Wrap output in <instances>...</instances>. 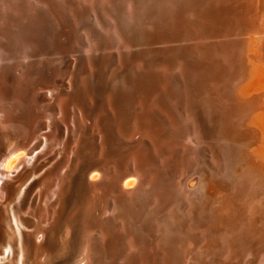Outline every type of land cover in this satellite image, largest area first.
Returning a JSON list of instances; mask_svg holds the SVG:
<instances>
[{
	"label": "rangeland",
	"instance_id": "374dc122",
	"mask_svg": "<svg viewBox=\"0 0 264 264\" xmlns=\"http://www.w3.org/2000/svg\"><path fill=\"white\" fill-rule=\"evenodd\" d=\"M4 1V2H3ZM51 1V2H50ZM58 1H60V0H58ZM57 0L55 1V0H0V13L2 12V9L3 10H5V11H3V20H1V18H0V23L2 22V21H4V20H6V21H4V22H2L1 24H0V39L2 40V39H5V35H6V32L7 31H9L10 32V30H12L13 28V30H16V31H13V32H17L16 34H21L19 37H22V38H18L19 39V41L21 40V41H23L24 40V38L23 37H26L27 39H25L24 41H28L29 42V44H30V41H32V45L30 46L29 44H28V42L27 43H25L24 41H23V43L20 41H16L14 44H11V46L10 47H12V48H9L7 51L8 52H3L2 54H0L1 55V57H0V59L2 60L1 62H2V64L5 62V64H8V65H5V64H3V66H1L2 64H1V62H0V111L1 112H4V114H6V115H11L12 116V118H10L9 116V118L11 119L10 121H8V122H5L4 123V125L5 124H7L8 125V127L5 125V126H3V124H1V122L3 121V119H0V152L5 148V146L7 147L8 146V148H10L9 147V145L12 147V146H16V144H18V143H20V141H21V143L22 142H24V141H22L23 140V137H22V132H27V134L29 135V133H30V138H32V139H34V140H32V142L27 146V147H25V148H27V149H23V148H21V149H19L18 151H17V154H19V155H22L23 156V160L25 161H23L22 162V165L20 164V166L18 167L17 166V169H15V170H10L9 171V173H11L10 174V176L11 177H14L15 179H10V180H8V182H7V186L9 185L10 186V184L12 185L14 182H15V180H16V177L17 176H22V175H25V173H29L31 170H32V168H36L37 166H38V170L36 171L37 173H36V176H35V181H39V182H41V181H43V180H45V185H44V188H43V191L45 192V193H47L46 195H43L42 197H41V199H39V196H38V193H36V191L35 190H33V192L32 193H30L31 195H30V198H29V200H32L31 201V203H32V208L33 209H35V208H45V209H47V212L46 213H44V219H43V221H42V223H41V226H42V229L43 230H45V231H43V232H45V234H47V235H49L50 233H49V228L51 227V223H52V215H53V209H55L56 207H54L55 205L54 204H52V199L48 196V195H50L49 193V191H53V189L55 188V184H61L62 183V185L64 186H66L67 185V183H68V180L70 179V177H72V176H74V174H76V172L77 171H74V169H75V167H77V165L78 164H80L81 165V161L83 160V155H84V150H85V148H83V147H81V145H79V146H76V142L75 143H73V144H71V142H73V140H74V138H75V140L74 141H76V139L80 136V135H78V137H77V135H75V136H73V139H72V137H71V140H70V135H68L69 136V138H68V136H66L65 137V135H66V131L64 130L65 128V126L58 120V118H60V116H59V114H57V111H56V108H57V103L59 102V96H60V99H63V98H66V99H63V100H66V101H64V103H63V105H65V103L66 102H68V103H66V106L68 107V109L66 108V106H63L62 105V107H65V108H63V111H64V113H65V115H67V116H65V120H67V122L65 121V124H67L71 129H74V126H73V124L71 123V121H73L74 120V123H75V127L81 132H83V135L84 136H81L82 138L83 137H85V138H83V139H81V140H79V142H81L82 140H86L87 138H86V136L88 137V135H89V137H88V139L86 140V143H90L92 146V148H90V149H92L93 151H94V149H95V151L93 152V154H92V157H93V160L94 159H96V160H99L98 162H96L95 163V165H93V166H90L91 167V172H89L88 174H86V176L84 175V177L82 176V184L83 185H86V184H88L89 182H91L92 180H93V182L95 183V186H96V188H97V190H99L98 192H101L100 193V195L103 193L104 195H103V199H106V201L105 200H103L102 199V195L100 196V195H98V197L100 196L101 197V199H100V197L99 198H97V203L98 204H100L101 206H103L102 208H104V210H105V212H107V214L102 218V219H100L99 218V216H98V214H97V219H100L101 220V222L102 223H104V224H106L105 226L108 228V230H107V232H108V237H110L109 239H112V248H111V250L113 251V253L115 254V255H113V258H111V259H108V260H104L103 261V259H102V256H103V254L106 252V249H103L104 247H105V245H103V243H101V239H99V235L97 234V226H94V227H91L87 232L88 233H86V234H84V236L86 235H88L86 238H88L89 239V242H88V244L90 245V246H92V248H93V254H92V258H91V264H117L118 262V264H121V262L122 261H125L126 260V258H128V257H133V259H132V261L130 262V263H132L133 262V264H143L142 263V260L145 258V256L147 255V257L149 256V258H148V264H257L259 261H262V264L264 263L263 261H264V255H263V253H264V220H262L263 218L261 217L260 219H259V217H257L258 215H257V213H258V210L259 209H261L260 211H262V210H264V207L262 206V204L264 203V201L262 200V198L264 199V184H262V182L264 183V176L262 175V172L261 171H258V169H255V167L253 168L252 166H249V163H250V161H249V158H250V155H249V150L251 151V150H253V149H256L257 147L259 148V146H257V145H259L260 143H259V141L260 140H262V137L264 136V134H263V132H262V135H261V132L260 131H257V133H258V135H255V134H253L252 132H250V131H248V130H251L250 129V127L248 126V124H247V122H245V121H249V119L254 115L253 113H256L255 111L257 110V108H256V106H254V105H250L251 107L249 108V107H247V109L246 108H240V111L241 110H243V111H239V109H238V112H237V108H234V109H232V107H231V105H233L232 103H231V100L232 101H236L237 99L236 98H233V95H234V97H236L235 95H236V93H237V90L241 87L242 88V86L244 85V84H246L245 82H247L246 81V72H245V66L242 68V70L239 72H237L236 74L235 73H233L232 72V70H229L230 68H232V63L231 62H233L231 59H232V57H229L230 55L229 54H232V52H233V50L235 49H237L238 51H240L241 53H243V52H245V42H246V40H248V39H245L246 37H248V35L247 34H245V33H247L246 31H242V29L240 28V24H238V21L236 20V19H238L237 17L239 16V13H240V7H241V5L244 3V0H239V2H240V4H239V2H238V4H237V1L238 0H229V1H225V0H223V4H225L226 5V3H227V7L225 6V5H222V0H193V1H191V0H104V2H103V0H73V2H74V4H73V7H74V10H75V12H77L78 10L77 9H79V11L77 12V15L75 14V17H77V16H79V14L81 15V16H79V17H77V18H73L72 20H71V14H68V12L69 13H71L70 11H68V10H65V9H61V5H60V2H58ZM62 1H65V0H62ZM68 1V0H67ZM72 1V0H71ZM78 1V2H77ZM80 1V2H79ZM113 2V3H111V2ZM120 3H119V2ZM130 1V2H129ZM154 1V2H153ZM185 1V2H184ZM214 1H216V2H213ZM221 2V4H220V2ZM233 2L237 7H235V5L233 4L232 6L230 5L231 4V2ZM20 4H19V3ZM28 2H30V3H28ZM37 2V3H36ZM40 2V4H38ZM48 2V4L50 3V4H54V5H56V6H52V7H54V9L56 8H58L59 10H56L55 12H54V10H52L53 11V13L54 14H58L59 15V13H57V11L59 12L60 11V14H61V16L60 17H62V18H59V20H62V23H63V25H62V27L63 26H65V24L64 23H66L67 25L64 27L65 28V31L66 32H64V28L61 30V28H60V30L61 31H63V32H59V33H57V37L55 38L54 36H52V32L50 31L49 32V34L47 33V37H46V39H44L43 38V40H42V32H43V30H44V27H42V26H48V27H51L49 24H50V22H52L53 23V20L52 21H44L43 20V15L41 14V13H39L40 11H36L37 9H39V6L41 7V6H43V7H46L44 4H46ZM53 2V3H52ZM109 2V3H108ZM122 2V3H121ZM204 2H207V3H205L206 5H204ZM210 2H212V3H210ZM230 2V3H229ZM242 2V3H241ZM27 3H28V5L29 6H31V7H29L28 5H27ZM44 3V4H43ZM59 5H57V4ZM111 3V4H110ZM131 4V6H129L130 4ZM229 3V4H228ZM14 4V5H13ZM16 4V5H15ZM80 4H82L81 6H79ZM107 4V5H106ZM124 4V5H123ZM178 4V5H177ZM185 4V5H184ZM186 4H187V6H186ZM192 4V5H191ZM212 4V5H211ZM215 5V7H214V5ZM219 4H220V7H219ZM3 5V6H2ZM75 5V6H74ZM77 5H78V7H80V8H78L77 7ZM90 7H88V6ZM112 5V6H111ZM119 5V6H118ZM122 5V6H121ZM136 5H138V6H136ZM203 5V6H202ZM219 7V9H217V6ZM25 6V7H24ZM29 8V10H30V12L31 13H29V10L27 9V10H25L24 8H27V7ZM233 6H234V8H233ZM24 7V8H23ZM35 7H37V8H35ZM77 7V8H76ZM121 8V10L119 9V8ZM126 7V8H125ZM127 7L129 8L128 10H127ZM145 7V8H144ZM166 7V8H165ZM192 7V8H191ZM209 9H208V8ZM210 7L212 8V9H214L213 10V12L211 11L212 9H210ZM224 7V8H223ZM230 7V8H229ZM18 8V9H17ZM20 8V9H19ZM23 8V9H22ZM31 8H32V10H31ZM87 8V9H86ZM89 8V9H88ZM92 8V9H91ZM125 9V10H122V9ZM188 8V9H187ZM196 8V9H195ZM208 9V10H206V9ZM216 8V9H215ZM222 8L224 9V10H222ZM232 8V9H231ZM50 9V8H49ZM61 9V10H60ZM135 9V10H134ZM160 11H159V10ZM185 9V10H184ZM195 11H194V10ZM199 9V10H198ZM202 9V10H201ZM203 9H205L204 11H203ZM220 9H221V11H220ZM87 10V11H86ZM91 10V11H90ZM113 10V11H112ZM118 10V11H117ZM133 10V11H132ZM181 10V11H180ZM226 10H228V14H229V12L231 11L232 12V14L234 13V15L236 14H238L237 16H236V18L234 17V15H229L228 17H227V15L228 14H226L227 13V11ZM234 10V11H233ZM19 11V12H18ZM22 11V12H21ZM24 11V12H23ZM26 11V12H25ZM104 11V12H103ZM112 11V12H111ZM122 11H124V12H122ZM126 11V12H125ZM175 11H176V13H175ZM192 11V12H191ZM208 11V12H207ZM209 11L211 12V14L213 15H211L210 13H209ZM215 11H218V12H215ZM5 12V13H4ZM17 12V13H16ZM34 12V13H33ZM67 14H66V13ZM83 12H87L86 14L85 13H83ZM92 12V13H91ZM93 12H95V13H93ZM98 12V13H97ZM129 12V13H128ZM178 12H180V13H178ZM198 12V13H197ZM202 12V13H201ZM206 12H207V14L208 15H206ZM223 12H224V14H223ZM25 13V14H24ZM28 13V14H27ZM36 13L38 14V15H36ZM52 13V12H51ZM91 15H90V14ZM100 13H101V15H100ZM217 13V16L219 17V19L217 18V16L215 15ZM221 15V13L223 14V15H225V16H219V14ZM16 14V15H15ZM20 14V15H19ZM22 14H24V16L22 15ZM31 14V15H30ZM65 14H66V16H65ZM83 14V15H82ZM89 15V17H88V15ZM94 14V15H93ZM104 14V15H103ZM107 14V15H106ZM166 16H165V15ZM203 14H205V15H203ZM210 14V15H209ZM29 15V16H28ZM34 15H36V17L34 16ZM39 15H40V18H39ZM67 15H68V17H67ZM85 15V16H84ZM161 15V16H160ZM184 15V16H183ZM186 15V16H185ZM194 15H196L195 17H194ZM6 16V17H5ZM21 16V17H20ZM53 16H55V15H53ZM96 16H97V18H96ZM114 16V17H113ZM198 16H199V18L201 19V21H199V19H198ZM205 17V19H204V17ZM208 16H211V17H209L208 18ZM214 16L216 17V21H214L215 19H214ZM5 17V18H4ZM28 17H29V19H31V20H29L28 19ZM33 19H37V20H33ZM43 17V18H42ZM64 17V18H63ZM80 17H81V19H80ZM82 17H85V20L82 18ZM92 17V18H91ZM105 17V18H104ZM110 17V18H109ZM136 17V18H135ZM148 17V18H147ZM160 17V18H159ZM181 17V18H180ZM187 17V18H186ZM212 17H213V19H212ZM68 18L70 19V21L71 22H73V24H71L70 22H69V20H68ZM95 18H96V20H95ZM131 18V19H130ZM191 20H189V19ZM196 18V19H195ZM202 18H203V20H202ZM208 18V19H207ZM221 18H223L222 20H226L225 21V23H224V21L222 22V20H221ZM226 18V19H225ZM231 18V19H230ZM232 18L234 19V20H232ZM17 19V20H16ZM23 19V20H22ZM27 19V20H26ZM66 21H65V20ZM83 19V20H82ZM91 20V21H89V20ZM108 19V20H107ZM143 21H142V20ZM187 19V20H186ZM211 19V21L213 20L214 22H216V23H213L212 22V24H211V22L210 21H208V20H210ZM231 21L230 23H228V24H226L227 22H229V20ZM22 20V21H21ZM39 20V21H38ZM41 20V21H40ZM98 20H99V23H101V24H99L98 23ZM104 20V21H103ZM179 20H184V22H181V21H179ZM195 20V22H193V21ZM208 22H207V21ZM218 20V21H217ZM220 20H221V22L223 23H221L220 22ZM228 20V21H227ZM19 21V22H18ZM28 23V25L25 23ZM77 21H78V23H77ZM83 21V22H82ZM92 21H94V24H95V21H97V23L94 25L93 24V22ZM106 21V22H105ZM29 27V29H28V32L29 33H32V35L34 34V36H31V34L30 35H27L28 34V32L26 31V29L28 28L24 23ZM33 22V23H32ZM34 22L36 23V24H34ZM43 22H46L47 24H45V23H43ZM59 22H61V21H59ZM75 22V23H74ZM79 22H81V24L79 23ZM88 22V23H87ZM89 22H90V24H89ZM92 22V23H91ZM111 22V23H110ZM146 22H147V24H146ZM203 23V25H202V23ZM205 22H207L206 24H205ZM210 22V23H209ZM220 22V23H219ZM233 22V24H231ZM237 22V23H236ZM19 23H20V26H19ZM32 25H31V24ZM114 23V24H113ZM189 23H191L190 25H189ZM201 23V24H200ZM2 24L3 25H5V26H3V27H1L2 26ZM14 24V25H13ZM18 24V25H17ZM21 24H22V26H21ZM23 24H24V27H23ZM44 24V25H43ZM70 24V25H69ZM76 24V25H75ZM79 24V25H78ZM114 26V28H115V30L113 29V27L111 26ZM134 24V25H133ZM179 24V25H178ZM218 24H220V25H218ZM231 24V25H230ZM8 25V26H7ZM10 25H12V26H10ZM36 25V26H35ZM87 25V26H86ZM94 25V26H93ZM96 25H98V27H102L101 28V30H99L100 28H98ZM102 25V26H101ZM132 25V26H131ZM147 25V26H146ZM188 26L187 28H185L186 26ZM192 25V26H191ZM201 25V26H200ZM206 25V26H205ZM208 25H209V27H208ZM216 25V26H215ZM221 25L223 26V29L221 28ZM226 25V26H225ZM14 26H17V27H21L20 28V32L19 31H17V29H19V28H17V27H14ZM32 26V27H31ZM42 28H41V27ZM47 26L45 27V28H47ZM73 26H75V27H77L78 28V30H77V28L75 29V27L73 28ZM80 26V27H79ZM81 26H83V27H81ZM89 26V27H88ZM105 26V27H104ZM107 26V27H106ZM127 26V27H126ZM199 26V27H198ZM203 26V29L202 30H206L205 31V33L207 32V34H205L202 30H201V27ZM210 26H212V27H214L215 26V28H212V27H210ZM229 26H231V27H233L231 30H230V28L231 27H229ZM236 26V27H235ZM5 27V28H4ZM8 27V28H7ZM10 27H12V28H10ZM23 27V28H22ZM26 27V29H24ZM88 27V28H87ZM109 27L111 28V30L109 29ZM121 27V28H120ZM205 27V28H204ZM219 27V28H218ZM237 27H239L240 29L238 30V28ZM2 28V29H1ZM34 28V29H33ZM40 28H41V30H40ZM72 28V29H71ZM93 30H92V29ZM96 28V29H95ZM119 28V29H118ZM177 28V29H176ZM199 28H200V30H199ZM207 28V29H206ZM209 28V29H208ZM210 28H212V30H210ZM234 28H236V31H234L235 29ZM37 29H39V30H37ZM68 29H70V30H68ZM82 29V30H81ZM89 29V30H88ZM109 29V30H108ZM112 29H113V32H112ZM143 29V30H142ZM146 29V30H145ZM150 29V30H149ZM187 29V30H186ZM192 29V30H191ZM194 29V30H193ZM216 30L215 32H214V35H210L211 33H210V31H214V30ZM224 29L226 30V31H224ZM23 30V31H22ZM68 30V31H67ZM78 31V33H75V31ZM80 30H81V32H80ZM142 30V31H141ZM228 30H230V31H233V32H231V33H228V35L226 34L225 35V33H227V32H230V31H228ZM3 31V32H2ZM26 31V32H25ZM34 31V32H33ZM37 31H38V33H37ZM41 31V33L39 34V32ZM91 31L93 32V34H90L91 33ZM96 33H95V32ZM103 31V32H102ZM115 31V32H114ZM131 31V32H130ZM146 31V32H145ZM156 33H155V32ZM173 31V32H172ZM187 31V32H186ZM196 31V32H195ZM200 31H202L201 33H200ZM222 31V32H221ZM223 31H224V33H223ZM12 32V31H11ZM36 32V33H35ZM70 32H71V34L73 35V33L76 35H78L77 37L75 36V35H71L70 34ZM87 32V33H86ZM90 32V33H89ZM111 32V33H110ZM136 32V33H135ZM144 32V33H143ZM175 32V33H174ZM186 32V33H185ZM241 34H240V33ZM26 33V34H25ZM61 33H63V34H61ZM66 33H69V35H70V37L72 38V39H70V38H67V39H65L64 37V35H67L68 36V34H66ZM81 33V34H80ZM82 33H83V35H82ZM88 33L90 34V35H88ZM103 33V34H102ZM123 33V34H122ZM150 33V34H149ZM177 33H179L178 35H177ZM189 33V34H188ZM195 33H198V35L197 34H195ZM204 33V34H203ZM221 33V34H220ZM224 34V36H226V37H224V36H221V35H223ZM232 33H234V34H232ZM237 33V34H236ZM36 34H38V36L36 35ZM97 34V35H96ZM110 34H112L111 36H110ZM115 34V35H114ZM140 34V35H139ZM152 34V35H151ZM163 34V35H162ZM210 35V37H209V35ZM216 34V35H215ZM217 34H218V36H217ZM235 34L237 35V36H235ZM24 35V36H23ZM79 35H80V37H79ZM85 35H86V38H83V36L85 37ZM93 37H92V36ZM96 35V36H95ZM100 37H99V36ZM108 35V36H107ZM157 35V36H156ZM185 35V36H184ZM187 35L188 36H191V37H188L187 38ZM233 35V36H232ZM242 35V36H241ZM50 36H52V37H50ZM63 36V38H61ZM82 36V37H81ZM88 36H89V38H88ZM94 36H95V39L99 42H97V41H94L95 39H94ZM104 36V37H103ZM115 36H117V37H115ZM146 36H148V37H146ZM154 38H153V37ZM167 36V37H166ZM173 36V37H172ZM194 36V37H193ZM206 36H208V38L206 37ZM30 37V38H29ZM41 39V41L39 42L38 40H40L39 38ZM48 37H50V38H48ZM76 37V38H75ZM78 37H79V39H78ZM120 37H122L123 39H121ZM165 37V38H164ZM170 37V38H169ZM196 37H197V39L198 40H196ZM215 37V38H214ZM232 37V38H231ZM243 37V38H242ZM245 37V38H244ZM31 38H33V39H31ZM36 38V39H35ZM38 38V39H37ZM48 38V39H47ZM90 38H91V40H92V42L94 41L95 43H92L91 42V40H90ZM98 38V39H97ZM99 38H101L100 40H99ZM104 38H106L105 40H104ZM120 40L121 39V41H119L118 39ZM126 38V39H125ZM167 38V39H166ZM169 38V39H168ZM200 38V39H199ZM54 39V40H53ZM69 39V40H68ZM81 39H83V40H85V41H82ZM117 40V42H119V46H118V43L117 42H115L116 40ZM139 39V40H138ZM185 39H186V41H185ZM203 39V40H202ZM205 39H207V40H205ZM208 39H209V41H208ZM214 39H216V40H214ZM224 39V40H223ZM237 39H239V41H237ZM47 40H49V41H51V42H55L56 40V42L58 43H64V48H65V50L67 51L68 50V52H67V54L68 55H71V56H68L67 54L65 55L66 57L64 58V59H62L61 61H59V60H57L56 61V64L55 65H59L60 67H59V71H58V73L61 75L60 77L58 76V75H55V76H53L52 77V80L50 79V81L47 79V77H45L44 75H42L41 76V83H38L36 80H34V78L36 77V75H33V73L35 74V73H37L38 72V70L40 69H43L42 67L43 66H46L45 65V63L47 64L48 62H49V59H53L54 57H56L55 55L53 56L52 54H51V52H47V51H49L50 49H51V45L50 44H48L49 43V41H46ZM64 40H66L65 42H64ZM71 40V41H70ZM72 40H73V42H72ZM106 40H109V41H106ZM115 40V41H114ZM151 42H150V41ZM168 40V41H167ZM189 40H190V42H189ZM205 40V41H204ZM211 40H212V42H211ZM223 40V41H222ZM2 41H4V40H2ZM2 41H0V45H1V43H2ZM34 41H36V42H34ZM43 41V42H42ZM71 43H70V42ZM83 42V43H86V44H83V43H80V42ZM87 41L89 42V43H87ZM100 41H103V42H100ZM149 41V42H148ZM159 41V42H158ZM171 41V42H170ZM182 41H184V42H182ZM200 41V42H199ZM202 41V42H201ZM208 41V42H207ZM216 41V42H215ZM223 43H222V42ZM230 41V42H229ZM234 41V42H233ZM235 41H237V42H235ZM242 41V42H241ZM50 42V43H51ZM55 42V43H56ZM67 42V43H66ZM74 42H76V44H78V42H79V44H83L82 46H80L81 48H82V50L81 49H79L80 47L79 46H77L78 47V49H77V47H76V44L74 45ZM107 42H108V44H107ZM129 42V43H128ZM134 42V43H133ZM147 42V43H146ZM176 42V43H175ZM207 42V43H206ZM219 42H221L223 45H221V44H219ZM228 42V43H227ZM40 43H42V44H40ZM66 43V44H65ZM117 43V44H116ZM128 43V44H127ZM173 43V44H172ZM175 43V44H174ZM179 43H181V44H179ZM197 43H199V44H197ZM205 43V44H204ZM212 43V44H211ZM215 43V44H214ZM18 44V45H17ZM20 44V45H19ZM25 44V45H27L26 46V48H27V50H26V48H25V45H24V47H23V45ZM35 44H36V46H35ZM46 44V45H45ZM78 44V45H79ZM88 44V45H87ZM90 44H91V48H90ZM95 44V45H94ZM98 44H102L101 46L102 47H99V49H98ZM126 44V45H125ZM131 44V45H130ZM134 44V45H133ZM139 44V45H138ZM146 44V45H145ZM154 44V45H153ZM177 44V45H176ZM195 44H197V45H199V47L197 46V45H195ZM203 44V45H202ZM220 46H219V45ZM227 44L229 45V46H227ZM42 45V46H41ZM43 45H44V48L45 49H42L43 48ZM68 46V48L66 47V46ZM72 45H73V47H72ZM89 46V47H87V46ZM96 46V47H94V46ZM99 45V46H100ZM106 46L105 47V49L103 48V46ZM182 45V46H181ZM206 45V49L208 50V51H206L205 50V48L204 47H202V48H200V46H205ZM212 45V46H211ZM215 45H217V46H215ZM231 45V46H230ZM242 45V46H241ZM16 46H17V48L18 49H16ZM21 48H19V47ZM109 46V47H108ZM119 47V48H117V47ZM129 46V47H128ZM194 46H196V47H194ZM209 46V47H208ZM210 46H211V48H210ZM223 46H227V48L225 47L224 48V50H223ZM15 47V48H14ZM38 49H37V48ZM72 47V48H71ZM95 49H94V48ZM116 47V49L118 50V51H116L115 49H113V48H115ZM123 47V48H122ZM181 49H180V48ZM193 47V48H192ZM197 47H198V51H197ZM216 47V49L214 50V48ZM219 47V48H218ZM228 47H230V48H228ZM23 48V49H22ZM29 48V49H28ZM35 48V49H34ZM42 50H41V49ZM47 48V49H46ZM49 48V49H48ZM74 48H76L75 50H74ZM86 48V49H85ZM107 48V49H106ZM109 48V49H108ZM151 48V49H150ZM194 48H196V49H194ZM218 48V49H217ZM10 49H12V50H10ZM16 49V50H15ZM25 49V50H24ZM84 49V50H83ZM98 49V50H97ZM138 49V50H137ZM177 49V50H176ZM187 49H188V51H187ZM192 49H193V51H192ZM202 50V49H204V50H202V52L200 53L199 52V50ZM211 51H210V50ZM228 49V50H227ZM231 49H233V50H231ZM21 50V51H20ZM29 50H31V52L32 51H35V53L33 52V56H31V52L29 51ZM38 50H39V53H38ZM45 50H47L46 52H45ZM71 50H74V51H71ZM77 50H78V52H77ZM81 50V51H80ZM89 50V51H88ZM115 51V52H113V51ZM140 50V51H139ZM189 50H191V53H190V51ZM195 50H196V52H195ZM217 50V51H216ZM219 50H220V52H219ZM223 51V53H222V51ZM0 51H1V48H0ZM11 51V52H10ZM14 51V52H13ZM17 51V52H16ZM27 51H29V52H27ZM92 51H94V53L92 52ZM96 51V52H95ZM98 51H101V52H99V53H97ZM153 51V52H152ZM179 51V52H178ZM209 51H210V53H213L214 51H215V53H213L212 55H213V58H212V56H211V54L209 53ZM227 51V52H226ZM229 51V52H228ZM12 52L14 53V54H16L15 55V57H14V55L12 54ZM16 52V53H15ZM21 52V54L23 55H21V54H19ZM40 52H42V54L40 55ZM73 52V53H72ZM74 52H77L78 53V55H77V53L75 54ZM81 52H82V54H81ZM92 52V57L90 58L91 59V61H94V60H92V59H95V61L93 62V63H91V61L89 60V59H85V61H87V62H85V63H83V65H81L82 66V69L81 68H79L81 71H79L80 73L81 72H83L84 71V73H79V75H81V77H84L83 78V81H82V78H80L79 79V77L80 76H78V72H76L77 71V68L78 67H81V66H79L80 64V56H84V58H86V57H88V56H91V55H89L90 53ZM117 52V54H114V53H116ZM124 52V53H123ZM140 52V53H139ZM193 52H195L196 54H193ZM198 52H199V54H201V55H199L198 54ZM205 52V54H203ZM227 54H226V53ZM1 53V52H0ZM6 53H7V57H6ZM8 53L10 54L11 53V56L10 55H8ZM45 53V55H47L46 56V58H44L45 57V55H43ZM88 53V54H87ZM104 53V56L102 55ZM106 53H108V54H106ZM119 53V54H118ZM126 53V54H125ZM169 53V54H168ZM178 53V54H177ZM190 53V54H189ZM222 53V54H221ZM225 53V54H224ZM229 53V54H228ZM239 53V52H238ZM26 54H28L29 56V58H27V59H30V61L31 62H28L27 60H26V58L24 59V56L26 55ZM49 54H50V57H48L49 56ZM74 54V55H73ZM98 54V56H96ZM112 54V55H111ZM120 54H121V59H122V61H121V59H120ZM126 56H125V55ZM165 54H167V55H165ZM197 54L199 55V60L197 59ZM220 54V55H219ZM4 56V59H3V56ZM19 57H22V58H19L18 59V56ZM36 55H38L39 57H37ZM86 55V56H85ZM107 55V56H106ZM117 55V56H116ZM119 55V56H118ZM142 55V56H141ZM182 55V56H181ZM188 55H189V57H188ZM202 55H203V57H202ZM204 55H205V59H204ZM223 55V56H222ZM224 55H226L225 57H224ZM42 56V57H41ZM98 57L97 58V63H96V57ZM101 56H103L102 57V59L101 60H99V57L101 58ZM149 56V57H148ZM175 56V57H174ZM195 56H197L196 57V59L197 60H195ZM207 56H209V57H207ZM220 57V60H219V58H217V57ZM229 58H228V57ZM71 57V60L69 59ZM110 57H111V59H110ZM117 57H118V59H117ZM177 57V58H176ZM194 57V58H193ZM41 60L42 59V61L40 62L39 60ZM41 58V59H40ZM89 58V57H88ZM106 58V59H105ZM110 60H109V59ZM126 58V59H125ZM165 58V59H164ZM184 58V59H183ZM190 58V59H189ZM191 58H193V59H191ZM202 58H203V61H201L202 60ZM210 58V59H209ZM213 60H212V59ZM7 59V60H6ZM20 59L22 60V61H20ZM31 59H33V60H31ZM45 59H46V61H45ZM54 59H56V58H54ZM66 59V62L64 61ZM68 59H69V61L70 62H68ZM73 59H74V61H73ZM78 59V60H77ZM112 59H114V60H112ZM120 59V60H119ZM124 59V60H123ZM130 59V60H129ZM206 59H207V61H206ZM222 59V60H221ZM227 59V60H226ZM9 60V61H8ZM15 60L17 61V63H16V66H15V70H18V67L19 66H21V64H19L20 62L21 63H27V64H29L28 65V67H29V70H27L26 71V74L25 75H18V73L19 72H14L15 74V80L16 81H14V83L12 84V85H10V84H8V83H6L2 78H3V72L5 71V70H7V69H5V68H7L8 66L10 67L13 63L15 64ZM27 62H26V61ZM77 62H76V61ZM103 60V61H102ZM104 60H107V61H104ZM108 60H109V62L110 63H115L117 60H119L120 61V65H121V62H122V67L120 66L119 67V65H118V63L116 62L115 64H110L109 62H108ZM111 60H112V62H111ZM126 60V61H125ZM132 60H134V61H132ZM194 60L196 61L195 63V65L196 66H193L194 65ZM208 60H209V62H208ZM214 60H216L215 62H213ZM264 60V59H263ZM34 61H38V62H34ZM43 61H45L44 62V64L42 63ZM62 61L63 62H65L66 64L65 65H67V66H65L64 65V67L62 66V65H60L61 63H62ZM115 61V62H114ZM154 61V62H153ZM199 63H198V62ZM206 61V62H205ZM222 61V62H221ZM224 61V62H223ZM231 61V62H230ZM7 62H9V63H7ZM13 62V63H12ZM19 62V63H18ZM60 62V63H59ZM74 62V63H73ZM79 62V63H78ZM107 63L106 65L104 64V63ZM145 62V63H144ZM211 62V63H210ZM32 63H34V64H32ZM69 63H70V65H69ZM97 65L98 63V65L96 66L95 64ZM102 63V64H101ZM135 63H136V65H135ZM153 63V64H152ZM159 63V64H158ZM174 63V64H173ZM193 63V64H192ZM206 63V64H205ZM219 63H221L222 65H220ZM13 64V65H14ZM17 64H18V66H17ZM30 64L33 66V68L30 66ZM39 64H43V65H39ZM74 64V65H73ZM89 64V65H88ZM200 64V66H202V68H205L206 66L205 65H211L210 67H211V69H210V67H208V65H207V67L205 68V69H209V70H211V71H209V73H208V71L207 70H202V68H200V66L199 67H197L198 65ZM201 64H204V65H201ZM216 64V65H215ZM228 64V65H227ZM37 65H39V66H37ZM49 65V64H48ZM52 65V66H51ZM73 65V66H72ZM78 67H77V66ZM85 65V66H84ZM92 65V66H91ZM103 65V66H102ZM112 65V66H111ZM157 65V66H156ZM225 65V66H224ZM36 66V67H35ZM50 66L51 67H53V64H50ZM69 66V67H68ZM71 66V67H70ZM105 66V67H104ZM107 66H110L109 68H107ZM113 66H114V68H113ZM116 66V67H115ZM118 66V67H117ZM196 69V67H197V70H198V72H200V73H198V74H196L197 73V70H195L193 67ZM30 67L33 69V71H32V69H30ZM38 67V68H37ZM40 67V68H39ZM64 69H63V68ZM68 67V68H67ZM96 67H98L97 69L102 73L101 75L99 74V77H98V74L97 73H99V71L98 70H96ZM103 69H102V68ZM127 67V68H126ZM129 67V68H128ZM225 67V68H224ZM228 67V68H227ZM230 67V68H229ZM36 68V69H35ZM74 68V70H72ZM76 68V69H75ZM84 68H86V69H88V70H85ZM90 68V69H89ZM101 68V69H100ZM104 68H106V69H108V71L109 70H111L113 73H111V71H107L106 72V70L104 69ZM133 68V69H132ZM183 68V69H182ZM199 68V69H198ZM216 68V70H214ZM223 68H224V70H227L226 71V73H228L227 74V76H226V73H224L225 71L223 70ZM35 69V70H34ZM69 69H70V71H69ZM78 69V70H79ZM93 69V70H92ZM95 69V70H94ZM218 69H219V71H218ZM220 69H222V70H220ZM236 69H237V67H236ZM4 70V71H3ZM32 72H31V71ZM72 70V71H71ZM83 70V71H82ZM102 70H104V71H102ZM116 70V71H115ZM167 70V71H166ZM178 70H180V71H178ZM200 70V71H199ZM214 70V71H213ZM34 71H36V72H34ZM63 71H64V73H63ZM87 71H88V73H87ZM125 71V72H124ZM192 72V74H191V72ZM195 71V72H194ZM223 73H221V72ZM224 71V72H223ZM231 71V72H230ZM244 71V72H243ZM61 72V73H60ZM67 72V73H66ZM69 72V73H68ZM73 72V73H72ZM90 72H91V75H90ZM93 72V73H92ZM156 72V73H155ZM179 72H181V73H183V75L181 74L180 75V73ZM204 73V75H199V74H201V73ZM210 72H213L212 74L210 73ZM216 72H218V74H222V75H220L222 78H220V77H218L219 75L217 74V75H215V73ZM30 74V76H29V74ZM75 73V74H74ZM86 73V74H85ZM97 75H95V74ZM105 73V74H104ZM153 73H155V74H153ZM202 73V74H203ZM206 73H208V75L206 74ZM16 74L18 75V76H16ZM20 74V73H19ZM73 75V78H72V76L71 75ZM85 74V75H84ZM88 74V75H87ZM104 74V75H103ZM111 76V77H109V75ZM112 74V75H111ZM130 74H131V77H130ZM149 74H150V77H149ZM180 76H179V75ZM65 75V76H64ZM95 75V76H94ZM106 75V76H105ZM113 75H114V77H113ZM139 75V76H138ZM141 75L145 78V77H147V78H139L138 79V77H141ZM146 75V76H145ZM155 77V78H153V76ZM176 75H178V76H176ZM193 75H195L194 76V79H193ZM196 75H198V76H196ZM209 75H211L210 77H209ZM223 75L224 76H226V77H223ZM242 75V76H241ZM245 76V78H243L244 76ZM24 77V78H21V77ZM47 76V75H46ZM63 76V77H62ZM69 76V77H68ZM71 76V77H70ZM75 76H77L76 78L77 79H75ZM86 76V77H85ZM92 76V77H91ZM115 76H117V77H115ZM132 76H134L133 78H132ZM138 76V77H137ZM152 76V77H151ZM183 78H182V77ZM201 78H200V77ZM204 76V77H203ZM206 76V77H205ZM215 76H217V77H215ZM241 76V77H240ZM20 77V78H19ZM33 78V79H31V78ZM57 77H59V78H57ZM66 79H65V78ZM89 77V78H88ZM104 77V78H103ZM109 77V78H108ZM118 77H119V79H118ZM190 77V78H189ZM239 77V78H238ZM17 78V79H16ZM44 78V79H43ZM55 78V79H54ZM69 78H71V81H73L72 82V84H73V87L75 88V90H74V92L75 91H77V92H79V93H77L76 92V94L73 92V87L71 88V87H69ZM91 78V79H90ZM97 78H98V81H96L97 80ZM124 78V79H123ZM128 78H129V80H128ZM149 78H151V80L152 81H150L149 80ZM169 78V79H168ZM178 78V79H177ZM179 78H180V80H179ZM193 80H192V79ZM197 78H198V81H197ZM212 78V79H214V80H212L211 79V82H210V79ZM215 78H216V80H215ZM241 78H243V79H241ZM19 79V80H18ZM21 79V80H20ZM23 79V80H22ZM24 79H26V80H24ZM36 79V78H35ZM84 79L85 80H87V82L91 85V86H97V87H95V88H97V92H96V89H95V91H94V87L92 88V87H90L89 86V84L86 82L85 83V81H84ZM89 79H90V81H89ZM92 79H94V80H92ZM108 81H106V80ZM109 79V80H108ZM117 79H118V81H117ZM123 79V80H122ZM131 79H132V81H131ZM134 79V80H133ZM147 79L150 81V82H148L147 81ZM195 79H196V81H195ZM200 79H201V81H200ZM204 79H205V81H204ZM206 79H207V82H208V85L206 84L207 82H206ZM217 79L219 80V79H221V80H219V81H221V82H219V81H217ZM241 81H240V80ZM27 80H29V81H27ZM76 80V81H75ZM79 80V81H78ZM121 80V81H120ZM127 81V82H124V81ZM143 80H144V82H143ZM154 80V81H153ZM158 80V82L159 83H157V82H155V81H157ZM176 80V81H175ZM192 80V81H191ZM202 80H203V82H202ZM209 80V81H208ZM21 81V82H20ZM24 81L26 82V83H24ZM43 81V82H42ZM60 82V83H58L57 84V82ZM102 81V82H101ZM114 82V83H112L111 84V82ZM135 81V83H132V82H134ZM138 81V82H137ZM146 81V82H145ZM161 81V82H160ZM177 81H178V83H177ZM179 81H184V82H179ZM187 81H189L188 83H187ZM193 81H195V83L197 84V85H192V84H195ZM200 81V82H199ZM244 81V82H243ZM18 82H20V83H18ZM40 82V81H39ZM80 82V83H79ZM90 82H92V83H90ZM94 82V83H93ZM96 82V83H95ZM99 82V83H98ZM101 82V83H100ZM106 83L105 85L103 84V83ZM175 82V83H174ZM191 82V83H190ZM210 82V83H209ZM213 82V83H212ZM216 82V83H215ZM223 82V83H222ZM34 83H35V85H34ZM37 83V84H36ZM45 83H46V85H45ZM76 83H79V84H76ZM125 83V84H124ZM129 83V84H128ZM155 85H154V84ZM168 83V84H167ZM184 83V84H183ZM186 83H187V85H186ZM199 83V84H198ZM203 83H205V84H203ZM221 83H222V86H221ZM239 83H241V85L239 84ZM21 84H22V86H21ZM23 84H24V86H23ZM27 84V85H26ZM49 86H48V85ZM65 84V85H64ZM82 84V85H81ZM88 84V85H87ZM94 84V85H93ZM96 84H99V86L98 85H96ZM116 86H115V85ZM119 84V86H117ZM153 84V85H152ZM165 84H167V85H165ZM172 84V85H171ZM212 84H214V85H212ZM217 86H216V85ZM224 84V85H223ZM243 84V85H242ZM8 85V86H7ZM16 85H17V87H16ZM41 85H44V86H42L41 87ZM55 85L57 86V87H55ZM61 85V86H60ZM75 85V86H74ZM77 85V86H76ZM82 86V88L80 87V86ZM86 85L87 86H89V88H87L86 87ZM109 85V86H108ZM169 85V86H168ZM205 85H206V87H205ZM226 85V86H225ZM9 86H11V87H9ZM20 86V87H19ZM30 86V87H29ZM38 86V87H37ZM46 86H48V87H50V88H44V87H46ZM60 86V87H59ZM78 86H79V88L80 89H78ZM83 86H85V88L83 87ZM101 86H103L102 88H101ZM109 90V91H107V89L105 88V87ZM172 86V87H171ZM181 86V87H180ZM186 87V89H183V87ZM202 86H203V89H202ZM210 86H212V87H210ZM223 87V86H225V87H223V90L224 91H222V88L221 87ZM245 86V85H244ZM21 87H23V89L21 88ZM53 87V88H52ZM55 87V88H54ZM100 88V90H99V88ZM123 88V90L124 89H126V87H127V89H129V90H124V91H122L121 89ZM192 87H193V89H192ZM200 87V88H199ZM209 88V90H208V88ZM215 87V88H214ZM220 88V90H218L219 88ZM227 87H228V90H225V89H227ZM238 87V88H237ZM25 88V89H24ZM29 90H28V89ZM34 90H33V89ZM65 88V89H64ZM104 88V89H103ZM121 88V89H120ZM136 88V89H135ZM168 88V89H167ZM188 88H189V91L191 92H189L188 91ZM210 88H214L217 92H215V90H213V89H210ZM225 88V89H224ZM14 90V92H13V90ZM36 89H39V90H37L36 91ZM59 89H60V91H59ZM81 89H83V91L84 92H82V90ZM90 89V90H89ZM106 89V90H105ZM113 89H114V91H113ZM174 89V90H173ZM192 89V90H191ZM198 89H200L199 91H197ZM208 91H207V90ZM11 90H12V92H11ZM20 91V92H22V93H20V92H18V91ZM43 91V92H41V91ZM66 90V91H65ZM85 90H89V92H90V94H89V92H85ZM98 90L100 91V92H98ZM118 90V91H117ZM120 90H121V94H119L120 93ZM184 90V92H182ZM196 90V91H195ZM211 90H213L214 91V95L213 94H209L210 92L212 93L213 91H211ZM6 91V92H5ZM8 91H10V93L8 92ZM24 91H26L25 93H23ZM28 91V92H27ZM32 91V92H31ZM39 91V92H38ZM72 93H71V92ZM106 91V92H105ZM112 91V92H111ZM127 92V94H126V92ZM195 93H194V92ZM201 91H203L202 93H201ZM220 91V92H219ZM8 92V94H7V96H6V93ZM17 92V93H16ZM30 92H31V94H30ZM38 92V93H37ZM49 92V93H48ZM59 92H60V94H59ZM64 92V93H63ZM91 92H93V93H91ZM102 92V93H101ZM109 92V93H108ZM111 92V93H110ZM123 92L125 93V94H123ZM132 92V93H131ZM140 92V93H139ZM172 92V93H171ZM197 92H199V93H197ZM206 92H208V93H206ZM230 92V93H229ZM5 93V94H4ZM13 93V94H12ZM40 93V95H37V97H36V101H35V96H36V94H39ZM42 93V94H41ZM70 93H71V95H70ZM99 93H101V95L99 94ZM103 93H105V94H103ZM116 93H117V95H116ZM162 93V94H161ZM166 93V94H165ZM183 93V96L181 95ZM187 93H190L189 95L187 94ZM220 93H223V94H220ZM234 93V94H233ZM11 94V95H10ZM56 94H57V96H56ZM62 94V95H61ZM74 94H75V96H74ZM81 94V95H80ZM83 94H85V95H83ZM86 94H88L87 95V97L89 96V98H87L86 97ZM93 94V95H92ZM94 94H95V96H94ZM107 94H109V95H107ZM115 94V95H114ZM129 94V95H128ZM136 96H135V95ZM148 94V95H147ZM154 94V95H153ZM175 94V95H174ZM192 94L194 95L193 97H192ZM198 94H201L202 95V97L200 96L199 97V95L197 96ZM205 94V95H204ZM226 94V95H225ZM228 94V95H227ZM16 95V96H15ZM25 95H27V96H24ZM35 95V96H34ZM52 95V96H51ZM78 95V99L76 98V96ZM92 95V96H91ZM96 95H98V96H96ZM100 95V96H99ZM108 96V97H106V96ZM126 95H128V99H126L127 97H126ZM152 95V96H151ZM165 95V96H164ZM185 95V96H184ZM187 95H188V97H190L189 99H187ZM224 95V96H223ZM14 96V97H13ZM46 96V97H45ZM51 96V97H50ZM54 96V97H53ZM55 96L58 98H55ZM63 96H66V97H63ZM67 96H68V98H67ZM71 96V97H70ZM105 96V99L106 100H103L104 97ZM110 96V97H109ZM113 96V97H112ZM124 96V97H123ZM145 96H147V97H145ZM158 96V97H157ZM164 96V97H163ZM211 96V97H210ZM219 96V97H218ZM221 96V97H220ZM5 97V98H4ZM10 97H13V98H11L12 100H13V102H10L9 100H10ZM30 97V98H29ZM72 97L75 99V103H78V106H76V104L73 102L74 100L72 99ZM85 97V98H84ZM99 97V100H98V102H93V101H97V98ZM101 97H102V99H101ZM134 97V98H133ZM152 97V98H151ZM176 97H177V99H176ZM182 97H184V98H182ZM198 97V98H197ZM205 97V98H204ZM233 99H232V98ZM9 98V99H8ZM37 98L38 99H40V100H37ZM87 98V99H86ZM95 98V99H94ZM116 98H118V99H116ZM121 98H122V100H121ZM162 98V99H161ZM191 98H192V101H191ZM194 98V99H193ZM200 98V100H198ZM204 98V99H203ZM208 98V99H207ZM209 98H210V100H209ZM218 98H221V99H218ZM223 98V99H222ZM228 98H230V100L228 99ZM28 99V100H27ZM54 99V100H53ZM56 99H57V101H56ZM71 99V100H70ZM85 99L87 100L86 101V103H85ZM93 101H92V100ZM107 99L109 100V101H107ZM116 100V101H110V100ZM122 101H120V100ZM126 99V101H125V103H124V100ZM140 99V100H139ZM172 99V100H171ZM176 99V100H175ZM20 100V101H19ZM23 100V101H22ZM45 100V101H44ZM63 100H60V102H61V104H62V102H63ZM78 100H79V102H78ZM82 100V101H81ZM92 101V102H90V101ZM129 100V101H128ZM132 100V101H131ZM137 100H139V101H137ZM179 100V101H178ZM184 100V101H183ZM187 100H188V102H187ZM195 100V101H194ZM202 100V101H201ZM206 100V101H205ZM221 100V101H220ZM5 101V102H4ZM54 103H52V102ZM55 101H56V103H55ZM72 101V102H71ZM77 101V102H76ZM84 101V102H83ZM105 101V102H104ZM106 101L108 102V103H106ZM121 102V104L120 103H118V102ZM164 101V102H163ZM183 101V102H182ZM190 101L192 102V104L190 103ZM194 101V102H193ZM199 101V102H198ZM204 101V102H203ZM211 101H213V103L211 102ZM217 101H218V105H217ZM223 101V102H222ZM227 101V102H226ZM4 102V103H3ZM22 102H24V103H22ZM27 104H26V103ZM31 102V103H30ZM89 102H90V104H89ZM99 102H101V103H99ZM115 102H116V104H115ZM127 102L129 103V104H127ZM156 102V103H155ZM182 102V103H181ZM206 102V103H205ZM220 102V103H219ZM228 103V104H226V103ZM4 105H3V104ZM18 103V104H17ZM20 103V104H19ZM33 103V104H32ZM37 105V104H39V105H35V104ZM43 103V104H42ZM80 103H83V104H80ZM98 103H99V105H98ZM109 103H111V106L113 105L114 106V108L112 107V108H110L111 106H110V104ZM113 103V104H112ZM120 104V105H122V106H119L118 104ZM122 103H124V104H122ZM140 103V104H139ZM169 103V104H168ZM184 103V104H183ZM190 103V104H189ZM195 103H197V104H199V106H195V105H197V104H195ZM208 103V104H207ZM212 103V104H211ZM223 103V104H222ZM1 104L4 106H1ZM5 104H7L6 106H5ZM9 104H11V105H9ZM13 104V105H12ZM17 106H15V105ZM24 105V106H22L23 108H20L19 109V105ZM74 104V105H73ZM80 104V105H79ZM84 104H86V106H88V107H90V113L91 114H86V115H89V118L87 117V122L85 123V124H83V123H81L82 121V119H81V116H80V113H79V108H82V107H84ZM93 106H92V105ZM104 104V105H103ZM109 105V106H107V107H105L106 105ZM115 104V105H114ZM160 104V105H159ZM194 104V105H193ZM202 104V105H201ZM229 104H231V105H229ZM30 105V106H29ZM90 105V106H89ZM95 105H98V106H96V110H99L100 108L102 109V113L100 112V111H96L93 107H95ZM103 107H102V106ZM116 105H117V107H116ZM134 105V106H133ZM155 105H156V107H155ZM161 105H163L164 107H162ZM181 105V106H180ZM183 105V106H182ZM203 105H206L207 106V108H206V106H204V108H205V110H204V108H203ZM214 105V106H213ZM217 107H216V106ZM225 105H227V107H229L230 109H232V110H230L229 108H227V107H225ZM19 106V107H18ZM33 106H35V107H33ZM39 106H41L40 108H39ZM79 106H81V107H79ZM91 106H92V108H91ZM99 106H101V107H99ZM124 106V108H122ZM125 106H126V108H125ZM140 106H141V108H140ZM158 106H160V107H158ZM189 106V107H188ZM192 106V107H191ZM210 106H212V107H210ZM221 106H223V107H221ZM7 107V108H6ZM10 107V108H9ZM15 107V108H14ZM26 107L28 108V109H26ZM78 107V108H77ZM97 107H99V109L97 108ZM121 107V108H120ZM138 107V108H137ZM146 107V108H145ZM155 107V108H154ZM162 107V108H161ZM189 108V109H186V108ZM190 107H191V109H190ZM218 107H219V109H218ZM3 108H6V109H3ZM41 108H43V110L41 109ZM47 108V109H46ZM77 108V109H76ZM107 108H109L108 109V111H106L107 110ZM119 108V109H118ZM130 108V109H129ZM153 108V109H152ZM160 108V109H159ZM163 108H164V110H163ZM182 108V109H181ZM194 108V109H193ZM199 108V109H198ZM209 108V109H208ZM227 108V109H226ZM252 108V109H251ZM10 109H11V112H9L10 111ZM15 109H17L16 111H15ZM19 109V110H18ZM21 109H22V111H21ZM24 109H26L25 111H24ZM29 109H31V110H29ZM34 109V110H33ZM40 109V110H39ZM65 109V110H64ZM94 109V110H93ZM100 109V110H101ZM111 109H113L112 110V112H111ZM117 109V110H116ZM123 109V110H122ZM132 109V110H131ZM166 109V110H165ZM202 109V110H201ZM215 109V110H214ZM216 109L218 110V111H216ZM225 109L228 111H225ZM229 109V110H228ZM254 109V110H253ZM6 110H7V112H6ZM69 110V111H68ZM75 110H76V112H75ZM105 110V111H104ZM122 110V111H121ZM150 110H151V112H150ZM234 110V111H233ZM236 110V111H235ZM14 111V112H13ZM19 111V112H18ZM31 111V112H30ZM35 111V112H34ZM41 111H42V113H44L43 114V116L42 115H40V114H42L41 113ZM66 111V112H65ZM117 111V112H116ZM133 111V112H132ZM160 111H162V112H160ZM192 113H191V112ZM195 111V112H194ZM205 111V112H204ZM215 111H216V114L214 115V116H212L214 113H215ZM231 111V112H230ZM249 111V112H248ZM15 112H16V114H15ZM22 112V113H21ZM26 112L28 113V112H30V115L34 112V115H35V117H34V115L32 116H28L29 115V113L27 114V116L25 115L24 116V118H23V116L22 115H20V114H26ZM39 112V113H38ZM48 113V115H47V113ZM77 113V115H74L75 113ZM96 112H97V114L99 115V114H101L99 117H98V115L96 114ZM109 112V113H108ZM115 112V113H114ZM121 114H120V113ZM126 112V113H125ZM136 112V113H135ZM167 112H170L169 113V115H168V113ZM182 112L184 113L183 114V116H182ZM188 112L189 113V115L187 114L186 115V113ZM198 114H197V113ZM202 112L203 113H205V114H202ZM236 112V113H235ZM243 112V113H242ZM251 112V113H250ZM253 112V113H252ZM10 113V114H9ZM19 113V114H18ZM55 114V115H52V114ZM68 113V114H67ZM114 116V117H112L111 116V114ZM148 113V114H147ZM151 113V114H150ZM162 113V114H161ZM165 113H167V115L165 116ZM206 113L208 114L207 116H206ZM213 113V114H212ZM217 113H220V115L219 114H217ZM226 113H229V114H226ZM242 113V114H241ZM247 113V114H246ZM13 114V115H12ZM39 114V115H38ZM95 114H96V116H95ZM118 114V115H117ZM120 114V115H119ZM143 114H144V116H146V118H144V116H143ZM147 114V115H146ZM150 114V115H149ZM164 114V115H163ZM171 114V115H170ZM190 114H192L191 116L192 117H195L194 119L195 120H197V121H195L194 119H193V122L194 123H192V117H189L190 116ZM201 114V115H200ZM209 114H210V117H209ZM237 114V115H236ZM253 114V115H252ZM20 115V116H19ZM69 115V116H68ZM105 115V116H104ZM116 115V116H115ZM126 117H125V116ZM138 115V116H137ZM160 115H161V117H160ZM164 116V118H163V116ZM198 115H200L199 117H198ZM203 115V116H202ZM216 115H217V117H216ZM226 115V116H225ZM227 115L228 116H230V118L228 117L227 118ZM245 115V116H244ZM252 115V116H251ZM13 116H17L16 118H18V119H16L15 117H13ZM41 117V118H39V117ZM45 116V117H44ZM53 116V117H52ZM76 116V117H75ZM101 116H103V117H101ZM120 116V117H119ZM133 116V117H132ZM151 118H150V117ZM174 116L176 117V118H174ZM237 116H239V117H237ZM251 116V117H250ZM21 118V120H20V118ZM26 117L27 118H32V117H34V118H32L31 120H30V118L29 119H26ZM37 117V118H36ZM44 117V118H43ZM68 117V118H67ZM94 117H96L95 119H94ZM115 117L117 118V120L115 119ZM170 117V118H169ZM174 119H173V118ZM184 117V119H182ZM186 117V118H185ZM191 118V120L189 119V118ZM205 118V119H203V118ZM211 117H212V122H211ZM214 117V118H213ZM245 117V118H244ZM248 117V118H247ZM23 118V119H22ZM36 118V119H35ZM53 118V119H52ZM70 118V119H69ZM75 118V119H74ZM93 118V119H92ZM100 120V118H101V120L99 121L98 119ZM112 118V119H111ZM118 118H119V120H118ZM121 118V119H120ZM123 118V119H122ZM128 118V119H127ZM137 118H139V119H137ZM159 120H158V119ZM166 118V119H165ZM169 118V119H168ZM180 118V119H179ZM198 118H202V119H199L200 121L202 120H204L203 122H202V124L201 123H199L200 121L198 120ZM233 118V120H231ZM237 118V119H236ZM241 119V120H239V119ZM14 119H16L17 121H15ZM37 119H38V122H37ZM44 119V120H43ZM69 119V120H68ZM78 119V120H77ZM104 119V120H103ZM126 119V120H125ZM145 119V120H144ZM162 119V120H161ZM167 120L168 122L171 120V121H173V122H170V123H173V124H171V126L173 125V127H174V129H171V126H170V128H169V126H168V124L170 125V123H167V121L166 122H164V120ZM219 119V120H218ZM229 119V120H228ZM237 120V122H238V120H239V122H240V125H241V123H242V126H240L239 125V122L237 123L236 122V120ZM13 120V122L14 123H18V128L15 126V125H17V124H15L14 125V123L13 122H11ZM27 120H28V122H27ZM32 120H33V124H32V126H31V123H32ZM35 120V121H34ZM40 120L42 121V123L40 122ZM94 120H97L98 122H93ZM114 120V121H113ZM129 120V121H128ZM140 120H141V122H140ZM148 120V121H147ZM156 120V121H155ZM176 120H178L177 122H176ZM181 120H184L185 122H186V124L187 123H189V121H190V123L188 124V125H186V124H183V123H185L184 121L182 122ZM215 120H217V122H218V125H220V126H218L219 128H217V126H215L216 124V121ZM235 120V121H234ZM93 123H92V122ZM117 121V122H116ZM122 121V122H121ZM126 121V122H125ZM132 121H134V122H132ZM209 121V123H208V125H207V122ZM223 121V122H222ZM227 121V122H226ZM234 121V122H233ZM15 126V129H14V126L11 124V123ZM23 122V123H22ZM40 122V123H39ZM55 122V123H54ZM78 122H80V123H78ZM109 122V123H108ZM118 124V126H117V124ZM118 122H120V123H118ZM130 122V123H129ZM136 122H137V124H136ZM151 124H150V123ZM156 122V123H155ZM195 122H196V124H197V122H198V125H195ZM215 122V123H214ZM229 122V123H228ZM230 122H231V124H230ZM244 122V123H243ZM10 123V124H9ZM22 124V125H20V124ZM35 123H36V125H35ZM45 123V124H44ZM52 123V124H51ZM88 123V125H86ZM91 123V124H90ZM96 123V124H95ZM98 123V124H97ZM106 123V124H105ZM128 123V124H127ZM145 123V124H144ZM159 123V124H158ZM160 123L164 126H162V125H160ZM179 123V124H178ZM204 123H205V125H204ZM212 123V124H211ZM213 123L215 124L214 126H213ZM228 123V124H227ZM232 123L233 124H235V125H232ZM237 123V124H236ZM245 123H246V125H245ZM27 124H29L28 126H27ZM37 124H38V127H36L37 126ZM57 124V125H56ZM95 124V125H94ZM120 124V125H119ZM155 124V125H154ZM166 124V125H165ZM183 124V125H182ZM244 124V125H243ZM20 125V126H19ZM23 125H25L24 126V128H23ZM47 125L48 126H51V130H52V132H50V133H48L49 132V129L47 128ZM56 126L55 128H54V126ZM80 125V126H79ZM85 125V126H84ZM91 125V126H90ZM92 125L94 126L93 128V131H95V129H96V132H93L92 133ZM97 125H99L100 127H99V129H97L98 127H97ZM103 125V126H102ZM114 125V127H112ZM158 125V126H157ZM179 126V130H178V126ZM232 125V126H231ZM3 126V127H2ZM34 126V127H33ZM42 126H44V127H42ZM58 126V127H57ZM82 126V127H81ZM84 126V127H83ZM106 126V127H105ZM143 126V127H142ZM166 126H168V128L169 129H171V131L172 132H170V130H168V128H166L165 129V127ZM177 128H176V127ZM183 126V127H182ZM189 126H191V127H189ZM193 126H198L199 127V129H198V133H200V135L196 132L197 130H196V127H193ZM200 126H201V128H200ZM202 126H204V128L205 129H203V127ZM210 126V128H206V127H209ZM211 126H212V128H211ZM224 128H223V127ZM7 127V128H6ZM13 127V128H12ZM19 127H21V128H19ZM29 127H31V131H30V129H29ZM36 127V128H35ZM41 127V128H40ZM96 127V128H95ZM105 127V128H104ZM112 127V128H111ZM116 127H120V128H116ZM137 129H136V128ZM163 127V128H162ZM228 127V128H227ZM233 127H236V128H233ZM240 127H241V129H240ZM2 128H4V129H2ZM7 130H6V129ZM17 128V129H16ZM32 128H34L33 130H32ZM53 128V129H52ZM61 128V129H60ZM104 128V129H103ZM134 128V129H133ZM147 128V129H146ZM186 128V129H185ZM187 128H188V130H187ZM249 128V129H248ZM9 129V130H8ZM20 129H23V130H20V132H19V130ZM29 129V131H27ZM38 130L39 132V135H38V133L37 132H35V130ZM89 129V130H88ZM118 129V130H117ZM178 131H176V130ZM181 129L183 130V131H181ZM217 129H218V133H215V132H217ZM219 129H221V130H219ZM245 129H248L246 132H245ZM2 130V131H1ZM5 130V131H4ZM14 130V131H13ZM17 130V131H16ZM36 130V131H37ZM50 130V131H51ZM102 131V132H99V131ZM104 130H105V133H104ZM128 130V131H127ZM141 130V131H140ZM158 130H160L159 132H158ZM165 130H166V132H165ZM191 130V131H190ZM209 130V131H208ZM213 130V131H212ZM229 130V131H228ZM232 130H235L234 132H232ZM240 130V131H239ZM42 131V132H41ZM90 131V132H89ZM109 131H110V133H109ZM131 131V132H130ZM133 131V132H132ZM144 131L146 132V133H148V131L150 132V133H148V134H146V133H144ZM155 131H157L156 132V136H155ZM163 132V133H160V132ZM174 131V132H173ZM181 131V132H180ZM201 131V132H200ZM212 131V132H211ZM236 131H239V132H236ZM241 131H243V132H241ZM29 132V133H28ZM47 132V133H46ZM97 132H99L98 134H99V136H101V137H103V135L105 136V137H103V138H105V139H103V138H100V137H98V135H97ZM118 132V133H117ZM142 132V133H141ZM153 132V133H152ZM170 132V133H169ZM190 132H192V133H190ZM194 132H195V134H194ZM203 132H204V134H203ZM219 132H220V134H219ZM241 132V133H240ZM9 133V134H8ZM11 133V134H10ZM17 134V136H15L16 134ZM86 133H89V134H86ZM97 135V136H95V134ZM103 133V134H102ZM108 133V134H107ZM114 133V134H113ZM164 133H165V135H164ZM172 133H175V135H176V133L178 134V136H175L174 134H172ZM181 133V135H179ZM182 133H185V134H183V136H182ZM210 133H212V134H210ZM215 133V134H214ZM232 133V134H231ZM237 133V134H236ZM244 133H246V135L244 134ZM3 134V135H2ZM7 134V135H6ZM21 134V135H20ZM47 134H49V135H52V137L51 136H48ZM91 134H93L94 135V137L92 138V136H91ZM107 134V135H106ZM110 134V136H108ZM142 134H145V136H143ZM169 134H172L173 136H171V135H169ZM189 134V135H188ZM197 134H198V136H197ZM210 134V135H209ZM225 134H226V136H225ZM234 134H236V135H234ZM238 134H239V136H241V137H239L238 136ZM242 134V135H241ZM18 135H19V138H17L18 137ZM33 135H34V137H33ZM43 135H45V136H43ZM47 135V136H46ZM54 135H55V137H54ZM118 135V136H117ZM124 138H127V140L126 139H122L123 137ZM126 135V136H125ZM135 135H137V136H135ZM139 135H140V137H139ZM142 135V136H141ZM151 135H154L153 136V139L152 140H154L155 142H154V144H156V145H154L153 144V146H151L150 144H149V138H152V136L150 137ZM158 135V136H157ZM162 136V140L160 141V138H161V136ZM170 137H169V136ZM185 135L188 137H186L185 138ZM193 135H195V136H193ZM204 135V136H203ZM221 137L222 136V138H220L219 136ZM2 136V137H1ZM32 136V137H31ZM42 136V137H41ZM62 136V137H61ZM108 136V137H107ZM113 136H114V138H113ZM116 136V137H115ZM147 136H148V138H147ZM160 136V137H159ZM166 137V136H168L167 137V139L168 140H170V138L175 142V143H172L173 141L171 140V142L170 141H168L167 139H165L164 137ZM175 136V137H174ZM199 136H202V137H200L199 138ZM236 137V138H234V137ZM245 136H247V137H245ZM6 139H5V138ZM13 138L14 137V141H13V143H10V142H7L8 141V139L9 138ZM45 137V138H44ZM46 137H48V138H46ZM50 137V138H49ZM112 137V138H111ZM121 137V138H120ZM144 137V138H143ZM157 138L158 139V137H159V140H157V139H155V138ZM178 138V141H180V143L178 142V141H176L177 140V138ZM181 137V138H180ZM190 137V138H189ZM194 138V139H192V138ZM205 137V138H204ZM220 139H219V138ZM224 137V138H223ZM22 138V139H21ZM52 138V139H51ZM64 138H66L65 140H64ZM96 138V139H95ZM98 138V139H97ZM109 138H111V139H109ZM131 138H133V140L131 139ZM145 139V140H143V139ZM147 138V139H146ZM179 138L180 139H182V141L181 140H179ZM184 138V139H183ZM204 138V139H203ZM233 138V139H232ZM238 138V139H237ZM243 138V139H242ZM4 139H5V141H4ZM18 139H19V141H18ZM21 139V140H20ZM55 139V140H54ZM90 139V140H89ZM102 139V140H101ZM113 139H114V142H113ZM118 139V140H117ZM122 139V140H121ZM136 139V140H135ZM142 139V140H141ZM187 139V140H186ZM191 141H193V142H195L194 144L192 143V141L190 142L189 140ZM201 139V140H200ZM203 139V140H202ZM209 141H208V140ZM216 139V140H215ZM229 139V140H228ZM231 139V140H230ZM236 139V140H235ZM1 140H2V142H1ZM64 140V141H63ZM93 142H92V141ZM108 140H109V142H108ZM123 140H126V141H123ZM132 140V141H131ZM140 141V143H138L139 141ZM151 140V139H150ZM163 140H167L166 141V145L164 144V145H159L158 144V146L159 147H163V148H166L168 145H169V143H171L170 145L173 147L174 146V148H176V149H174V157H173V155H172V152L173 151H171L172 150V147L169 145L168 146V149L170 148V151L166 148V149H161L160 151L162 152V155L163 156H159L158 157V155H157V151H155L156 150V146H157V143L158 142H162L163 143ZM200 142H199V141ZM215 140V141H214ZM219 140V141H218ZM223 140V141H222ZM237 140H240V141H237ZM6 142V143H4V142ZM65 141H67V144H66V142ZM69 141H70V144H71V146H69ZM101 141V142H100ZM116 141H117V143H116ZM128 141H130V142H128ZM136 141V142H135ZM199 142V143H196V142ZM206 141V142H205ZM221 141H222V143H221ZM37 142H39V143H37ZM63 142V143H62ZM98 142H99V144H98ZM106 142V143H105ZM134 142V143H133ZM142 142V143H141ZM167 142H169V143H167ZM204 142V144H201V143H203ZM215 142V143H214ZM231 142V143H230ZM253 142H254V144L256 145V146H253L254 144H253ZM10 143V144H9ZM35 143H37V145L35 144ZM49 143V144H48ZM83 143H85V142H83ZM86 143H85V145H86ZM101 143V144H100ZM116 143V144H115ZM191 143V144H190ZM208 145H207V144ZM220 145H219V144ZM224 143V146L222 145ZM227 143V144H226ZM6 144V145H5ZM13 144V145H12ZM52 144V145H51ZM61 144H63V145H61ZM95 144V145H94ZM173 144V145H172ZM174 144H176V145H174ZM197 144V145H196ZM200 146H199V145ZM2 145V146H1ZM5 145V146H4ZM51 145V146H50ZM54 145V146H53ZM65 145V146H64ZM98 145L99 146H102V145H104L103 147H98ZM110 145V146H109ZM194 145H195V147H197V148H193L194 147ZM204 145V146H203ZM210 145V146H209ZM222 145V146H221ZM228 146V149L226 150V148H227V146ZM233 145H235V146H233ZM236 145H237V148H236ZM240 145V146H239ZM50 146V147H49ZM53 146V147H52ZM140 146V147H139ZM157 146V147H158ZM166 146V147H165ZM176 146V147H175ZM179 146V147H178ZM183 146V147H182ZM186 146V147H185ZM188 146H192V147H190V148H188ZM199 146V147H198ZM249 146V147H248ZM49 147V148H48ZM61 147H62V149H61ZM68 147H70V148H68ZM73 147V148H72ZM94 147V148H93ZM96 147V148H95ZM139 147V148H138ZM178 147V148H177ZM203 147V149H204V151H210V152H205V154H202L204 151H203V149H201V150H199L200 148H202ZM204 147H206V148H204ZM210 147V148H209ZM251 147V148H250ZM256 147V148H255ZM45 148V149H44ZM74 148H76V149H74ZM98 148L100 149H102V151H104V152H101L102 153V156L103 157H101V156H99L100 154L98 153L99 152V150H98ZM111 148V149H110ZM120 150H119V149ZM153 148V149H152ZM155 148V149H154ZM180 148V149H179ZM188 148V149H187ZM194 149V150H191V149ZM221 148H222V150H221ZM231 148H233V149H231ZM48 149V150H47ZM49 149H51V151L49 150ZM65 149V150H64ZM71 149V150H70ZM77 149L79 150V151H77ZM104 149V150H103ZM136 149H138L140 152H143V155H145V159H144V165L142 166V167H144L145 169H147L146 171H145V173H143V174H146V176H145V178H144V180L142 181V183H141V185H139L138 187H136V188H134V195L132 194L131 195V198H129L130 200H131V202L133 203H129L130 201H129V199H125V198H123V197H119L118 196V194L120 195L121 193H122V195H124V189H130L131 187H133V185L135 184V181H136V179H135V177H130V178H128V179H126L124 182H122V185L119 183V184H116L115 185V188H114V193H113V191H111L110 190V188H111V183L108 181V178H109V176L111 177V178H109V180L110 181H112L113 179H115V177L116 176H118V173L116 172V171H118L117 170V168H120L121 170L123 169H125V168H127V167H129V165L131 164V162H132V160L130 161V159H132V156H133V159H134V153H133V151L134 150H136ZM141 149V150H140ZM178 149V150H177ZM190 149V150H189ZM196 149V150H195ZM212 149V150H211ZM225 149V150H224ZM231 149V150H230ZM238 149V150H237ZM240 149V150H239ZM260 149V148H259ZM23 150H25L26 151V154H25V152L23 151ZM34 150V151H33ZM36 150H38V151H36ZM65 152H63V151ZM69 150V151H68ZM76 150V151H75ZM98 150V151H97ZM116 150V151H115ZM146 150V151H145ZM165 150V151H164ZM188 151V153H187V151ZM246 150V151H245ZM256 150H258V149H256ZM29 151V152H28ZM47 151H49V153H50V155H48L49 153L47 152ZM71 151V152H70ZM72 151L74 152L75 151V154L77 153V155L75 156V155H73V153H72ZM101 151V150H100ZM119 151V152H118ZM121 151V152H120ZM128 151V152H127ZM131 153H130V152ZM177 151H179L178 153H177ZM194 151H199L198 153H196V152H194ZM224 153H223V152ZM231 151V153L229 154V152ZM239 151H240V154H239ZM248 151V152H247ZM62 152H63V154H62ZM106 152V153H105ZM147 152V153H146ZM156 154H154V153ZM170 152H171V154H170ZM193 152H194V154H193ZM202 152V153H201ZM221 152V153H220ZM228 152V153H227ZM234 152V154H232ZM70 153H72V155L70 154ZM96 153V154H95ZM110 153V154H109ZM123 153V154H122ZM129 154V155H126V154ZM169 153V154H168ZM176 153V154H175ZM209 153V154H208ZM214 153V154H213ZM227 153V154H226ZM98 154V155H97ZM178 154V155H177ZM192 154V155H191ZM206 154H207V157H206ZM210 154H212L211 156H210ZM217 154V155H216ZM223 155V157L224 158H222V155ZM226 154V155H225ZM229 154V155H228ZM236 154V155H235ZM248 154V155H247ZM43 155V157H41ZM46 157H45V156ZM59 155H60V157H59ZM61 155L63 156V157H61ZM109 155V156H108ZM125 155V156H124ZM177 155V156H176ZM203 155H205V156H203ZM231 155H233V156H231ZM15 156V155H14ZM31 156V157H30ZM66 156H68V157H66ZM99 156V157H98ZM106 156H108L107 158H106ZM121 156H123V157H121ZM148 156V157H147ZM156 156V157H155ZM189 156V157H188ZM195 156V157H194ZM197 156V157H196ZM199 156V157H198ZM208 156H209V159H208ZM219 156V157H218ZM227 156V157H226ZM232 157V158H229V157ZM235 156H237V157H235ZM240 156H242V157H240ZM248 156H249V158H248ZM251 156H253L252 154H251ZM79 157V158H78ZM98 157V158H97ZM118 157V158H117ZM120 157H121V159L122 158H124V161H125V159H126V163L128 162V160L130 161L129 162V164L127 165L126 163H124L123 162V159H122V161L121 160H119L120 159ZM129 157H130V159H129ZM147 157V158H146ZM155 157V158H154ZM157 157H158V159H157ZM193 157V158H192ZM203 157H205V159L203 158ZM215 157V158H214ZM240 157V158H239ZM27 158H29L28 160H27ZM51 158V159H50ZM64 158V160H65V162L63 163V166H62V168H59L58 169V173H57V175H55V174H52L50 177L48 176L47 178H45L46 176H47V173L50 171V169L52 170V169H54V164H55V161L56 162H58V161H60V160H62ZM69 158H70V162H69ZM73 158H75V159H73ZM76 158H78V159H76ZM102 158H104V159H106L105 160V162H104V159L102 160ZM109 158L111 159V158H114L113 160H109ZM115 158H117L116 159V161H114L115 160ZM175 158H177V160L175 159ZM183 160H182V159ZM196 159V161H195V159ZM219 158V159H218ZM221 158V159H220ZM227 158H229L228 160H227ZM236 158V160H234ZM245 158H246V161H244L245 160ZM37 159V160H36ZM41 159V160H40ZM59 159V160H58ZM68 159V160H67ZM73 159V161L71 162V160ZM128 159V160H127ZM156 161H155V160ZM162 159V161H160ZM188 161H187V160ZM213 159H215V161L213 160ZM222 159H224V160H222ZM230 159H232V160H230ZM241 159V160H240ZM243 159V160H242ZM14 160L15 159H13V157H11L10 159H9V164H8V167H11L12 165H15L17 162V160H15V162H14ZM67 160V161H66ZM172 160V161H171ZM199 160V161H198ZM33 161V162H32ZM37 161V162H36ZM101 161V162H100ZM103 161V162H102ZM106 161L108 162V163H106ZM115 162V165H114V162ZM146 161V162H145ZM149 161V162H148ZM152 161H154L153 163H152ZM159 161V162H158ZM185 161V163H184V165H183V162ZM209 161H211V162H209ZM218 161H219V163H218ZM221 161H222V165H221ZM229 161H230V166H229ZM237 163H236V162ZM11 162V163H10ZM40 162H42V163H40ZM75 162V163H74ZM113 162V163H112ZM116 162H118L117 164H116ZM121 162V163H120ZM122 162H123V164L124 165H126V167H124V165L122 164ZM147 162L150 164V165H148L147 167H146V165H147ZM158 162V164H156L155 165V163H157ZM163 162V163H162ZM169 162H171V163H169ZM190 162V163H189ZM205 162V163H204ZM245 162V163H244ZM71 163V164H70ZM73 163V164H72ZM78 163V164H77ZM99 163H101L100 165H99ZM106 163V164H105ZM161 163V164H160ZM175 163V164H174ZM176 163H178V164H180L181 166H183L182 168H181V171L183 172L184 170H183V168L184 169H186V164H187V167H189V168H187V170H185L184 172H186L185 174H183L182 172H181V176L179 175L180 174V168H179V166H177V164ZM191 163H193V165L194 164H196V167H194V166H192L191 167ZM209 163V164H208ZM212 163V164H211ZM214 163V164H213ZM225 163V164H224ZM232 163V164H231ZM236 165H235V164ZM246 163H247V165H246ZM67 164V165H66ZM146 164V165H145ZM176 165V166H174V165ZM242 164H244L245 166H243ZM33 165V166H32ZM41 165V166H40ZM75 165V166H74ZM105 165V166H104ZM109 165V166H108ZM118 165V166H117ZM151 165H153V168L151 167ZM159 165V166H158ZM212 165L215 167H212ZM220 165V166H219ZM223 165H225V166H223ZM232 165V166H231ZM68 166V167H67ZM97 166V167H96ZM101 166H103V167H101ZM116 166V167H115ZM154 166H156V168H157V170H156V168L154 167ZM162 166H164V167H166V168H164V167H162ZM168 166H171V167H168ZM197 166H198V168L199 169H197ZM201 166H205V167H201ZM208 166V167H207ZM228 166V167H227ZM235 166V167H234ZM239 166H241V167H239ZM247 166H248V168H247ZM66 168V169H64V168ZM105 167L107 168V169H105ZM113 167H115V168H113ZM149 167H151L153 170L155 169V171H153L151 168H149ZM159 167L160 168H162V170L161 169H159ZM173 167H176V168H173ZM192 169H191V168ZM210 167V168H209ZM225 167H226V169L228 168V169H230V170H228V172L226 173L225 172ZM250 167V168H249ZM253 169H252V168ZM40 168H42V169H40ZM67 168H69V170L71 171H69ZM94 168H96V169H94ZM168 168V169H167ZM179 170H178V169ZM205 170H204V169ZM211 169L210 171L211 172H213V173H211L208 169ZM220 168V169H219ZM223 168H224V170H223ZM245 168H247V169H245ZM20 169V170H19ZM28 169H29V171H28ZM99 169H102L103 171H104V176H103V178L102 179H100V172H99ZM110 169V170H109ZM143 169V168H142ZM163 169L165 170V172L163 171ZM169 169H172L174 172H177V173H175V174H177V175H174V173H173V171H171V170H169ZM176 169V170H175ZM212 169H214V170H212ZM216 169H217V171H220L218 174H217V171H216ZM219 169V170H218ZM238 169H240V170H238ZM243 169V170H242ZM245 169V170H244ZM255 169V170H254ZM66 170H68L69 171V173H68V171H67V173L65 172ZM108 170V171H107ZM112 170V171H111ZM121 170H119V171H121ZM153 172L152 174H156V176H157V180H156V182H155V186L156 187H154V185L153 186H151L152 185V181H150V177H151V172ZM160 172H159V171ZM167 170H169V171H167ZM190 170V171H189ZM193 170L195 171V172H193ZM203 170V171H202ZM207 170H208V173H207ZM221 170H223V171H221ZM236 170H237V172L239 173V175H238V173L236 172ZM253 172H252V171ZM107 171V172H106ZM113 171H115L116 172V174H115V172L113 173V175H112V172ZM148 171H149V173H150V175L148 174V177H147V173H148ZM166 171H167V173H166ZM199 171H201L200 173H202L201 175H199L200 173H199ZM216 171V172H215ZM257 171V172H256ZM25 172V173H24ZM45 172V173H44ZM74 172V173H73ZM142 172H144V169L142 170ZM155 172V173H154ZM169 172V173H168ZM188 172V173H187ZM193 172V173H192ZM199 173V174H196V173ZM205 174H207V177H205L203 174L204 173ZM223 172H224V175H223ZM231 172H232V174H231ZM235 172H236V175H235ZM243 172V173H242ZM250 172H252V173H250ZM259 172V174H257ZM70 173H72V176H71V174ZM106 173V174H105ZM179 173V174H178ZM212 174L211 175V177H208L209 175L208 174ZM226 173V174H225ZM42 174L44 175V176H42ZM63 174V175H62ZM70 174V175H69ZM182 174H183V176H182ZM194 174V175H193ZM234 174V175H233ZM243 174V175H242ZM246 174H248V178H246ZM254 174H256V175H254ZM87 175H89V176H87ZM116 175V176H115ZM159 175V176H158ZM164 175V176H163ZM172 175H174V176H172ZM219 175V176H218ZM223 175V176H222ZM228 175V176H227ZM238 175V177L236 178V176ZM58 176V177H57ZM61 176H62V178L63 179H61ZM66 176L68 177V179L66 178ZM163 176V177H162ZM175 176H176V178H175ZM201 176V177H200ZM202 176H204V178L206 179H204V178H202ZM217 176V177H216ZM224 176H225V179H227V180H225L224 179ZM227 176V177H226ZM231 176V177H230ZM240 176H242V179L240 178ZM259 176V177H258ZM41 177V178H40ZM94 177V178H93ZM170 177V178H169ZM173 177H174V179H173ZM180 177V178H179ZM186 177V178H185ZM223 177V178H222ZM231 178V179H233V177L235 178V179H233V180H230L229 178ZM256 177H258V178H260L259 180L256 178ZM263 177V178H262ZM85 178V179H84ZM89 180H88V179ZM93 178V179H92ZM107 178V179H106ZM159 178V179H158ZM160 178H161V180H160ZM172 178V179H171ZM177 178H179V179H177ZM183 178H185L184 180H183ZM192 178V179H191ZM207 178H208V180H207ZM214 178V179H213ZM219 178V179H218ZM221 178V179H220ZM241 180V181H243V179L244 178H246V179H244V181L243 182H241L239 179ZM84 179V180H83ZM87 179V180H86ZM119 179V178H118ZM182 179V180H181ZM200 179H202V180H200ZM229 179V180H228ZM237 179V180H236ZM255 179V180H254ZM58 180V181H57ZM61 180H62V182H61ZM108 182H107V181ZM168 182H167V181ZM171 180V182L172 181H174L175 180V182H174V184L173 183H170L169 181ZM181 180V181H180ZM204 180H205V182H204ZM219 180V181H218ZM224 180V181H223ZM236 180V181H235ZM239 180V181H238ZM249 180V181H248ZM256 180H258V181H256ZM70 181V180H69ZM183 181V182H182ZM188 181V182H187ZM220 181H222L221 183H219ZM254 181V182H253ZM1 182V181H0ZM81 182V181H80ZM126 182H128V183H126ZM151 182V184H147V183H150ZM178 184H177V183ZM196 182V183H195ZM205 184H204V183ZM211 182H212V184H211ZM225 182H227V186L225 185ZM229 182V183H228ZM231 182V183H230ZM236 182V183H235ZM242 184H240V183ZM251 182V183H250ZM53 183V184H52ZM132 183H133V185H132ZM176 183V184H175ZM193 183V184H192ZM211 185H210V184ZM233 183V184H232ZM239 183V184H238ZM245 183H247V184H245ZM260 183V184H259ZM109 184V185H108ZM125 184V185H124ZM130 184V185H129ZM173 184V185H172ZM182 184H184L183 185V188L181 187L182 186ZM200 184L202 185V186H200ZM224 184V188H228V189H225L224 190V188L222 187V185ZM238 184V186H236ZM253 184H254V186H253ZM102 185H104V186H102ZM107 185H108V187H107ZM114 185V184H113ZM144 185H145V187H144ZM160 185V186H159ZM167 185H170V186H167ZM205 185H206V187H205ZM216 185V186H215ZM217 185H218V187H217ZM232 185V186H231ZM247 185V186H246ZM263 186V190L262 191H260L261 189H262V186ZM53 186V187H52ZM71 186V184H69L68 185V187H70ZM110 186V187H109ZM165 186V187H164ZM176 186V188H175V191H174V187ZM177 186H179V187H177ZM193 186V187H192ZM230 186V187H229ZM240 186V187H239ZM249 186H250V188H249ZM105 187H107V188H105ZM120 187H122V188H120ZM146 188V189H144V188ZM150 187V188H149ZM151 187H153V188H151ZM169 189H168V188ZM173 187V189H170V188H172ZM181 187V188H180ZM202 187H204V189L202 188ZM232 187V188H231ZM239 187V188H238ZM248 187V188H247ZM256 187V188H255ZM257 187H259L258 189H257ZM100 188V189H99ZM120 188V189H119ZM160 188V189H159ZM164 188H165V190L166 191H164ZM196 188H198L199 189V192H198V189L196 190ZM205 188H206V191H205ZM219 188V190H221L222 192H220L219 190H217V189ZM222 188V189H221ZM240 188H242V189H240ZM254 188V189H253ZM142 189H144V190H142ZM157 189V190H156ZM161 189H163V190H161ZM180 189H181V191H180ZM203 189V190H202ZM214 189V190H213ZM216 189V190H215ZM229 189H233L232 191H235V192H232L231 190H229ZM240 189V190H239ZM246 189V190H245ZM110 190V191H109ZM118 190V191H117ZM121 190V191H120ZM138 190V192H136ZM153 190H155V192H152ZM158 190H159V192H158ZM168 190V191H167ZM170 190V191H169ZM184 190V191H183ZM201 190V191H200ZM211 190V191H210ZM242 190V191H241ZM249 190V191H248ZM254 190H255V193H253L254 192ZM256 190H258V191H256ZM69 191V190H68ZM107 193V191H108V195H106L105 194V192ZM119 191L121 192V193H119ZM141 191H143V193L141 192ZM147 191V192H146ZM194 191H195V194H194ZM196 191H197V193H196ZM238 191H239V193H238ZM248 194H246L245 192ZM253 191V192H252ZM97 192V193H98ZM112 193V195L113 196H110L111 195V193ZM136 192V193H135ZM140 192L142 193V195L140 194ZM147 194V196H146V194ZM149 192V193H148ZM162 192H163V194L165 195L167 192L169 193H167L168 195H165L166 197L164 198V200H163V194H162ZM165 192V193H164ZM190 192V195H191V193H192V195L191 196H189L188 195V193ZM220 192V193H219ZM250 192H251V194H250ZM109 193H110V195H109ZM115 193H117L116 194V196H115ZM126 193V192H125ZM139 193V194H138ZM161 193V195H162V197H161V195L159 196V194ZM171 193V194H170ZM202 193V194H201ZM208 193V194H207ZM211 193V194H210ZM219 193V194H218ZM232 193V194H231ZM245 195H244V194ZM261 193H262V195H261ZM138 194V195H137ZM158 194V195H157ZM176 194V195H175ZM196 194H197V196H196ZM198 194H200V195H198ZM205 194H207V195H205ZM223 194H228V196H229V199L227 200V202H226V199L228 198V197H226L225 195L224 196H222ZM230 194H231V196H230ZM234 194H237V197H236V195H234ZM238 194H240V195H238ZM243 194V195H242ZM140 195V196H139ZM152 195H153V197H152ZM175 197H174V196ZM186 195V196H185ZM105 196V197H104ZM118 196V197H117ZM142 196H144L143 198H141ZM167 196H168V198H167ZM191 198L192 197V199H190L189 197ZM195 196V197H194ZM207 196V197H206ZM212 196V197H211ZM220 196V197H219ZM235 196V197H234ZM240 196V197H239ZM247 196V197H246ZM34 197V198H33ZM107 197V198H106ZM117 199H119V203H118V200H115L116 198ZM133 197V198H132ZM136 197H138V198H136ZM159 197V198H158ZM160 197L162 198L161 200H160ZM193 197H194V199L196 200H194L193 199ZM197 197H198V199H197ZM208 197H210V199L208 198ZM217 197V198H219V200L217 199H215V198ZM221 197H225V198H221ZM234 197V198H233ZM249 197H251V198H249ZM253 197V198H252ZM258 197V198H257ZM32 198V199H31ZM114 198V199H113ZM139 199V200H137L138 202H136V199ZM151 198V200H149ZM155 198V199H154ZM168 200H167V199ZM204 198V199H203ZM237 198V199H236ZM241 198V199H240ZM246 198V199H245ZM11 200L9 201L10 202V206H13V205H15L16 204V200H14V197H11L10 198ZM100 201H99V200ZM154 201H153V200ZM158 201H157V200ZM169 199H171V200H169ZM191 201H190V200ZM201 199H203L204 201H203V203H201L202 202V200L200 201ZM205 199H207V200H205ZM221 199V200H220ZM232 199V200H231ZM248 199V200H247ZM250 199V200H249ZM258 199V200H257ZM34 200V201H33ZM40 200H42V201H40ZM49 200V201H48ZM103 200V201H102ZM113 200V201H112ZM115 200V201H114ZM141 200V201H140ZM144 200V201H143ZM159 202L160 204H158L157 202ZM187 200V201H186ZM195 202H194V201ZM212 200V201H211ZM229 200H231V201H229ZM235 200V201H234ZM238 200V201H237ZM245 200H247V201H245ZM95 201V202H96ZM128 201V202H127ZM149 201H151V203L149 202ZM167 201V202H166ZM171 202V203H169V202ZM188 201H190V203H188ZM207 201V202H206ZM211 201V202H210ZM234 201V202H233ZM242 201V202H241ZM259 201V202H258ZM261 201V202H260ZM263 201V202H262ZM35 202V203H34ZM38 202H41V203H39V205L37 206V204H38ZM101 202H102V204H101ZM112 202H114V203H112ZM118 203V204H116V203ZM123 202V203H122ZM141 202V203H140ZM148 202H149V204H148ZM193 204H192V203ZM200 202V203H199ZM210 202V203H209ZM221 202V203H220ZM230 204H229V203ZM244 202H246L245 204H247V206H244L245 204H243ZM256 202H257V205H259L260 207H255L256 205ZM137 203H139V204H137ZM157 205H155V204ZM165 203V204H164ZM168 203L170 204L169 206H168ZM189 204V206L191 207V209H188V208H190L189 206H188V204ZM196 203V204H195ZM218 203V204H217ZM98 204H97V206H98ZM119 204L121 205V206H119ZM128 204H130V205H128ZM135 204V205H134ZM148 204V205H147ZM151 204V205H150ZM166 204H167V206H166ZM185 204L187 205L186 207H185ZM196 205V207H195V205ZM216 204V205H215ZM241 205V208H240V210L237 208L238 206H240ZM254 204V205H253ZM46 205V206H45ZM113 205V206H112ZM125 206L124 208H126L125 210L127 211H123V214L125 215L124 217L123 216H119L118 217V209H119V207H120V210H121V207H122V209L124 210V208H123V206ZM137 205V206H136ZM158 205H159V207H158ZM166 207H165V206ZM171 205H173V206H171ZM197 205H200V206H197ZM208 205V206H207ZM223 205H224V207H223ZM229 205V206H228ZM105 206V207H104ZM128 206V207H127ZM146 206V207H145ZM152 206V207H151ZM153 206H156V207H158L157 209H156V207H153ZM185 207V209H184V207ZM195 208H194V207ZM207 207V210L206 211H204L205 209H206V207ZM226 206H227V208H229V209H227L226 208ZM53 209H52V208ZM116 207H117V209H116ZM130 207V208H129ZM201 207H202V209H201ZM210 207V208H209ZM244 207H247V208H244ZM253 207V208H252ZM128 208V209H127ZM149 208H152L151 210H149ZM162 208V209H161ZM164 208V209H163ZM167 208V209H166ZM214 208H215V210H214ZM223 208V209H222ZM50 209V210H49ZM112 209V210H111ZM148 209V210H147ZM166 209V210H165ZM191 212V213H189V211ZM199 209V210H198ZM231 209V210H230ZM234 209V210H233ZM242 209V210H241ZM255 209V210H254ZM258 209V210H257ZM103 210V209H102ZM129 210H132V211H130L129 212ZM154 210H156V212L154 211ZM163 210V211H162ZM176 210V211H175ZM184 210H186V211H188V213L185 211L184 212ZM192 210V211H191ZM203 212V214H202V212ZM218 210H220V212H221V210H223L222 211V215H220V212H218ZM110 211H112V213L110 212ZM143 211V212H142ZM158 211V212H157ZM217 211V212H216ZM240 211V212H239ZM257 211V212H256ZM95 212V213H94ZM130 213V215H129V213ZM145 212V213H144ZM162 212V213H161ZM212 212V213H211ZM229 212H230V214H229ZM93 213H94V215H95V217H96V213H98L96 210H94L93 209ZM111 213V215H109ZM121 213V212H120ZM127 213H128V215H129V217L127 216ZM132 213V214H131ZM137 213V214H136ZM157 213V214H156ZM185 213H187V214H184ZM1 214H2V212H1ZM134 214V215H133ZM155 214V215H154ZM206 215V218H205V215ZM208 214H210L209 216H208ZM215 214V215H214ZM3 215V214H2ZM41 215H42V213H41ZM140 215V216H139ZM189 215V216H188ZM233 215V216H232ZM19 216L26 222V225H27V227L24 229V232L26 233V234H28L29 233V235H31V236H33V239L31 238V236H30V241H31V243L33 244V245H36L35 244V242H38L39 241V238H40V235L38 234V236L37 235H35L34 233H35V228H34V225H35V222L37 221V217H34V216H30V214H19ZM48 216V217H47ZM132 216H134L133 218H132ZM182 216V217H181ZM185 216L186 217H188V218H185ZM216 216H217V219H213V218H216ZM223 216H227V218H225V217H223ZM243 216V217H242ZM254 216V217H253ZM32 217V218H31ZM35 219H34V218ZM112 217V218H111ZM209 217H211V218H209ZM235 217V218H234ZM251 217V220H249V218ZM255 217H257V219L255 218ZM114 218H115V220H114ZM123 218V219H122ZM135 218V219H134ZM138 218H139V220L140 221H138ZM141 218V219H140ZM165 218V219H164ZM193 218V219H192ZM195 218V219H194ZM199 218V219H198ZM28 219V220H27ZM120 219H122L121 221H120ZM132 219V220H131ZM163 219V220H162ZM186 219H187V221H186ZM198 219V220H197ZM228 219V220H227ZM261 220V221H259V220ZM47 220V221H46ZM107 220H109V221H107ZM114 220V221H113ZM117 220V221H116ZM128 220H131V222L130 223H132V224H128L129 222H128ZM134 220V221H133ZM135 220H137V222L135 221ZM154 220V221H153ZM190 220V221H189ZM196 220V221H195ZM255 220V221H254ZM108 223H107V222ZM113 221V222H112ZM123 221V223H126L127 224V230H126V233H127V231H130L129 233L131 234V236H133V237H131L132 238V241H133V243H132V245H134L133 247H134V251L133 252H130L129 251V253H128V251H127V246H128V243L126 242L127 241V238H125V230L124 229H126L125 227H123V225H119L121 222ZM143 222V225H142V222ZM147 221H150V223H148ZM195 221V222H194ZM202 222V224H201V222ZM252 221V222H251ZM30 222H31V224H30ZM164 222V223H163ZM177 222V223H176ZM194 222V223H193ZM138 223V224H137ZM149 224V225H147V224ZM234 223V224H233ZM112 224V225H111ZM154 224H155V226L156 227H154ZM181 224H182V228L180 229V226H181ZM196 224V225H195ZM227 224V225H226ZM252 224V225H251ZM254 224V225H253ZM257 224V225H256ZM129 225V226H128ZM131 225V226H130ZM136 225V226H135ZM144 225H145V227H144ZM177 225H180V226H178L177 227ZM184 225H185V227H184ZM188 225V226H187ZM229 225V226H228ZM232 225V226H231ZM126 226V225H125ZM135 226V227H134ZM149 227V229H148V227ZM187 226V227H186ZM204 226V227H203ZM220 226V227H219ZM256 226H257V228H256ZM47 227H48V230H47ZM116 227V228H115ZM122 227V228H121ZM139 227V228H138ZM235 227V228H234ZM248 227V228H247ZM254 227V228H253ZM46 228V229H45ZM134 228V229H133ZM145 228H146V230H145ZM177 228H178V232H177ZM183 228L185 229V230H183ZM223 228V229H222ZM123 229V230H122ZM130 229V230H129ZM136 229V230H135ZM160 229V230H159ZM176 229V230H175ZM187 229V230H186ZM234 229V230H233ZM236 229V230H235ZM247 229V230H246ZM61 231V233H59V238L60 239H57V240H50L49 242H48V240H45V243H47V245H51L50 247H52V249H51V251L53 252V251H55L56 250V246L57 245H59L62 241V238L64 237L63 236V234H64V231L62 230V229H60ZM92 230V231H91ZM114 230V231H113ZM117 232H116V231ZM140 230V231H139ZM143 230V231H142ZM152 230V231H151ZM153 230H154V232H153ZM183 230V231H182ZM238 230V231H237ZM258 230V231H257ZM89 231H91V234H89L90 232ZM112 231V232H111ZM122 231H124V233L122 232ZM148 231V232H147ZM155 231H157V232H155ZM181 231V232H180ZM186 231V232H185ZM191 231V232H190ZM235 231V232H234ZM239 231H240V235L238 234L239 233ZM245 231H247V232H245ZM262 231V232H261ZM30 232H32L31 234H30ZM135 232H139L138 233V235H137V233H135ZM177 232V233H176ZM184 232V233H183ZM122 233V234H121ZM134 233V234H133ZM153 233H155V234H157V235H155V234H153ZM163 233H165V234H163ZM175 233V234H174ZM182 234V236H185L184 238H182V236H179L178 234ZM243 233H245L244 235H242ZM257 233V234H256ZM41 234V233H40ZM135 234H136V236H135ZM180 234V235H181ZM223 235V237H222V235ZM237 234V235H236ZM255 234V235H254ZM95 235H98V236H95ZM117 235L119 236V237H117ZM122 235V236H121ZM124 235V236H123ZM149 235V236H148ZM155 235V236H154ZM168 235H169V237H168ZM176 235V236H175ZM188 235V236H187ZM203 235V236H202ZM218 235V236H217ZM261 235H263V236H261ZM151 236V237H150ZM154 236V237H153ZM160 236V237H159ZM178 236V237H177ZM245 236H247V238L245 237ZM252 236V237H251ZM260 236V237H259ZM1 237V236H0ZM36 237H38V239L36 238ZM124 237V238H123ZM158 237V238H157ZM168 237V238H167ZM187 237V238H186ZM189 237V238H188ZM221 239H220V238ZM235 237V238H234ZM244 237V238H243ZM251 237V238H250ZM123 238V239H122ZM153 238H155L154 240H153ZM175 238V239H174ZM182 238V239H181ZM223 238V239H222ZM241 238H243L242 240H241ZM246 238V239H245ZM258 238V239H257ZM134 239V240H133ZM150 239V240H149ZM157 239H158V242L156 243V241H157ZM162 239V240H161ZM171 239V240H170ZM178 239H181V240H178ZM189 239V240H188ZM193 239V240H192ZM198 239H199V241H198ZM203 239V240H202ZM209 239V240H208ZM234 239H236V240H234ZM33 240V241H32ZM91 240V241H90ZM98 240V241H97ZM115 240V241H114ZM125 240V241H124ZM151 240H152V243H150L151 242ZM190 240H191V242H190ZM248 240V241H247ZM259 240V241H258ZM262 240V241H261ZM52 241V242H51ZM114 241V242H113ZM164 241V242H163ZM170 242V245H169V242ZM175 241V242H174ZM197 241L199 242V244L200 245H198V243H197ZM242 241H244V243L242 242ZM34 242V243H33ZM59 242V243H58ZM150 243V245L152 244V245H157V246H151L150 247V245H149V243ZM156 244H155V243ZM194 242H196L195 244H194ZM201 242V243H200ZM241 242V243H240ZM249 242V243H248ZM253 242V243H252ZM262 242V243H261ZM56 243H57V245H56ZM134 243H136V244H134ZM146 244V245H143V244ZM217 243V244H216ZM236 243V244H235ZM103 245V246H102ZM137 245V246H136ZM195 245V246H194ZM239 245V246H238ZM54 246V247H53ZM136 246V247H135ZM146 246V247H145ZM193 246V247H192ZM226 246V247H225ZM245 246V247H244ZM122 247V248H121ZM143 247H144V249H143ZM149 247H150V249H149ZM158 247V248H157ZM176 247H177V249H176ZM188 247H190V248H192V251H190V248H188ZM197 247V248H196ZM119 248V249H118ZM154 248H157L156 250H158V252L154 249ZM220 248V249H219ZM225 248V249H224ZM146 249H148V250H146ZM180 249H182V250H180ZM186 249H188V251L186 250ZM194 249H196V250H194ZM219 249V250H218ZM224 249V250H223ZM232 249V250H231ZM118 250V251H117ZM125 250V251H124ZM186 250V251H185ZM127 251V252H126ZM140 251V252H139ZM149 251V252H148ZM151 251H153V252H151ZM155 251V252H154ZM188 252V253H186V254H184L185 252ZM243 251V252H242ZM246 251V252H245ZM162 253V255L163 256H160L161 255V253ZM183 252V253H182ZM190 252H192V254H190ZM203 252H204V254H203ZM210 252V253H209ZM218 252V253H217ZM129 255H128V254ZM135 253V254H134ZM160 253V254H159ZM181 253V254H180ZM208 253V254H207ZM217 255H216V254ZM237 253H239V254H237ZM255 253V254H254ZM126 255V258L124 257L125 255ZM158 254V255H157ZM202 254H203V256H202ZM213 254V255H212ZM219 254V255H218ZM259 254H261L260 256H259ZM124 255V256H123ZM128 255V256H127ZM153 255H154V257H153ZM197 255V256H196ZM223 255V256H222ZM245 255H247V256H245ZM257 255V256H256ZM119 256V257H118ZM156 256V257H155ZM182 256V257H181ZM189 256V257H188ZM207 258H205V257ZM211 256V257H210ZM214 256V257H213ZM215 256H217V257H215ZM125 259H124V258ZM137 257V258H136ZM151 257V258H150ZM153 257V258H152ZM198 257V258H197ZM200 257V258H199ZM251 257H253V258H251ZM260 257V258H259ZM263 257V258H262ZM56 259H53V261L50 263V264H63V263H66V264H77V262H78V260H79V258H77V260L76 259H74V261H72L73 259H71L70 260V255H67V256H65V255H61V256H58V257H55ZM118 258V259H117ZM123 258V259H122ZM140 258H142V260L140 259ZM154 258H156V260H155V262H154ZM158 258H159V261H158ZM182 259L183 258V260H179V259ZM188 258V259H187ZM197 258V259H196ZM204 258V259H203ZM208 258L209 259H212V262H210L209 260H208ZM241 258V259H240ZM259 260H257V259ZM69 259V260H68ZM100 259V260H99ZM136 259V260H135ZM177 259V260H176ZM217 259V260H216ZM263 259V260H262ZM56 260H59V261H56ZM118 260V261H117ZM134 260V261H133ZM140 262H138V261ZM141 260V261H140ZM149 260H151L150 262H149ZM176 260V261H175ZM202 260V261H201ZM62 261V262H61ZM137 263H136V262ZM180 261H182L181 263H180ZM200 261V262H199ZM208 261V262H207ZM224 261V262H223ZM108 262V263H107ZM117 262V263H116ZM161 262V263H160ZM130 263H124L123 262V264H130ZM260 264H261V262H260Z\"/></svg>",
	"mask_w": 264,
	"mask_h": 264
},
{
	"label": "bare ground",
	"instance_id": "6f19581e",
	"mask_svg": "<svg viewBox=\"0 0 264 264\" xmlns=\"http://www.w3.org/2000/svg\"><path fill=\"white\" fill-rule=\"evenodd\" d=\"M17 1V0H16ZM21 1V0H20ZM26 1V0H25ZM56 1V0H55ZM58 1V0H57ZM61 1V2H60ZM60 1H58V2H60V5H61V9L63 10V9H65V10H68V11H70L71 13H69L68 12V14H71L70 16L72 17L71 18V20L73 19V18H77V17H79V16H81L80 14H79V16H77V17H75V14L77 15V12L79 11V9H77L78 11L77 12H75V10H74V7H73V4H74V2H73V0L71 1V0H65V1H62V0H60ZM126 1V0H125ZM142 1V0H141ZM144 1V0H143ZM186 1V0H185ZM184 1V2H185ZM191 1H193V0H191ZM209 1V0H208ZM218 1V0H217ZM226 1V0H225ZM227 1H229V0H227ZM234 1V0H233ZM236 1V0H235ZM234 1V2H235ZM242 1V0H241ZM4 2V1H3ZM51 2V1H50ZM78 2V1H77ZM80 2V1H79ZM103 2H104V0H103ZM111 2V1H110ZM119 2V1H118ZM130 2V1H129ZM145 2V1H144ZM154 2V1H153ZM213 2V1H212ZM212 2H210V3H212ZM214 2H216V1H214ZM213 2V3H214ZM220 2V1H219ZM231 2V1H230ZM229 2V3H230ZM238 2H239V0L237 1V4H238ZM19 3V2H18ZM28 3H30V2H28ZM28 3H27V5H28ZM37 3V2H36ZM53 3V2H52ZM109 3V2H108ZM111 3H113V2H111ZM110 3V4H111ZM120 3V2H119ZM122 3V2H121ZM205 3H207V2H204V5H206ZM228 3V4H229ZM233 2H231V6L234 4H232ZM236 3V2H235ZM242 3V2H241ZM20 4V3H19ZM38 4H40V2L38 3ZM44 4V3H43ZM55 4V3H54ZM52 5V4H48V2L46 3V4H44L46 7H43V6H39V9H37L36 11H40L39 13H41L42 15H43V20L44 21H52L53 20V23L52 22H50V26L51 27H48L47 25V28H45L46 26H42V27H44V33H45V38L44 39H46V35H47V33L49 34V32L51 31L52 33V36H54L55 38L57 37V33H59L67 24L66 23H64L65 24V26H63L62 27V25H63V23H62V20H59V18H62V17H60L61 16V14H60V11L58 12L57 11V13H59V15L58 14H54L53 13V11L52 10H54V12L56 11V10H59L58 8L55 10L54 9V7H52V6H56V5ZM57 4V3H56ZM130 4V3H129ZM220 4H221V2H220ZM220 4H219V7H220ZM239 4H240V2H239ZM14 5V4H13ZM16 5V4H15ZM58 5V4H57ZM82 4H80L79 6H81ZM107 5V4H106ZM124 5V4H123ZM178 5V4H177ZM185 5V4H184ZM192 5V4H191ZM212 5V4H211ZM214 5V4H213ZM222 5H225V4H223V0H222ZM235 5V4H234ZM241 5V4H240ZM3 6V5H2ZM29 6V5H28ZM32 6V5H31ZM31 6H29V7H31ZM59 6V5H58ZM75 6V5H74ZM88 6V5H87ZM112 6V5H111ZM119 6V5H118ZM122 6V5H121ZM129 6H131V4L129 5ZM136 6H138V5H136ZM186 6H187V4H186ZM203 6V5H202ZM217 6V5H216ZM226 7L228 6L227 5V3H226V5H225ZM25 7V6H24ZM23 7V8H24ZM27 7V6H26ZM57 7V6H56ZM77 7H78V5H77ZM76 7V8H77ZM89 7V6H88ZM214 7H215V5H214ZM219 7L217 6V9H219ZM235 7H237L236 5H235ZM1 8V7H0ZM22 8V9H23ZM35 8H37V7H35ZM50 8V9H49ZM78 8H80V7H78ZM90 8V7H89ZM88 8V9H89ZM119 8V7H118ZM126 8V7H125ZM145 8V7H144ZM166 8V7H165ZM192 8V7H191ZM208 8V7H207ZM221 8V7H220ZM224 8V7H223ZM222 8V10H224ZM228 8V7H227ZM230 8V7H229ZM233 8H234V6H233ZM18 9V8H17ZM20 9V8H19ZM25 10H29V8L27 7V8H24ZM60 9V10H61ZM87 9V8H86ZM92 9V8H91ZM120 10H121V8H119ZM129 8L127 7V10H128ZM188 9V8H187ZM196 9V8H195ZM206 9V8H205ZM205 9H203V11L205 10ZM209 9V8H208ZM208 9H206V10H208ZM210 9H212L211 7H210ZM216 9V8H215ZM232 9V8H231ZM31 10H32V8H31ZM122 10H125L124 8L122 9ZM135 10V9H134ZM159 10V9H158ZM185 10V9H184ZM194 10V9H193ZM199 10V9H198ZM202 10V9H201ZM205 10V11H206ZM213 10L214 9H212L211 11L213 12ZM3 11H5V10H3L2 9V12L1 13H3ZM64 11V10H63ZM87 11V10H86ZM91 11V10H90ZM113 11V10H112ZM111 11V12H112ZM118 11V10H117ZM129 11V10H128ZM133 11V10H132ZM160 11V10H159ZM181 11V10H180ZM195 11V10H194ZM220 11H221V9H220ZM227 11V13L226 14H228V10H226ZM232 11V10H231ZM229 12V14L227 15V17L229 16V15H231L232 14V12ZM234 11V10H233ZM19 12V11H18ZM22 12V11H21ZM24 12V11H23ZM26 12V11H25ZM52 12V13H51ZM104 12V11H103ZM122 12H124V11H122ZM126 12V11H125ZM192 12V11H191ZM208 12V11H207ZM207 12H206V15H208L207 14ZM215 12H218V11H215ZM5 13V12H4ZM17 13V12H16ZM29 13H31L30 12V10H29ZM34 13V12H33ZM56 13V12H55ZM66 13V12H65ZM83 13H87V12H83ZM92 13V12H91ZM93 13H95V12H93ZM98 13V12H97ZM129 13V12H128ZM175 13H176V11H175ZM178 13H180V12H178ZM198 13V12H197ZM202 13V12H201ZM209 13L211 14V12L209 11ZM25 14V13H24ZM24 14H22L23 16H24ZM28 14V13H27ZM67 14V13H66ZM66 14H65V16H66ZM90 14V13H89ZM209 14V15H210ZM219 14V13H218ZM223 14H224V12H223ZM222 13H221V15L222 16H225V15H223ZM16 15V14H15ZM20 15V14H19ZM31 15V14H30ZM36 15H38L37 13H36ZM36 15H34L35 17H36ZM53 15H55V16H53ZM83 15V14H82ZM88 15V14H87ZM91 15V14H90ZM94 15V14H93ZM100 15H101V13H100ZM104 15V14H103ZM107 15V14H106ZM165 15V14H164ZM203 15H205V14H203ZM212 15V14H211ZM216 16H217V13L215 14ZM220 14H219V16H221ZM232 15H234V13L232 14ZM231 15V16H232ZM238 15V14H237ZM236 14L234 15V17L236 18V16H237ZM29 16V15H28ZM85 16V15H84ZM161 16V15H160ZM166 16V15H165ZM184 16V15H183ZM186 16V15H185ZM196 15H194V17H195ZM213 16V15H212ZM6 17V16H5ZM4 17V18H5ZM21 17V16H20ZM67 17H68V15H67ZM88 17H89V15H88ZM114 17V16H113ZM204 17V16H203ZM209 17H211V16H208V18ZM226 17V16H225ZM32 18V17H31ZM39 18H40V15H39ZM64 18V17H63ZM84 20H85V17H82ZM92 18V17H91ZM96 18H97V16H96ZM96 18H95V20H96ZM105 18V17H104ZM110 18V17H109ZM136 18V17H135ZM148 18V17H147ZM160 18V17H159ZM181 18V17H180ZM187 18V17H186ZM207 18V19H208ZM217 18L219 19V17L217 16ZM234 18V19H235ZM238 19H236L237 21H238V24H240V28L242 29V31H246L247 33H245V34H247L248 35V37H244L245 39H248V40H246V44H245V52H243V53H241L240 51H238L237 49L235 50H233V49H231V50H233V52H232V54H229L230 56L229 57H232V61L233 62H231L232 63V68H230L229 70H232V72L233 73H237L238 71L240 72L241 70H242V68L244 67L245 68V72H246V81L247 82H245L246 84H242L243 86H242V88L240 87L238 90H237V93H236V97H234V95H233V98H236L237 100L236 101H232L231 100V103L233 104V105H231V104H229V105H231V107H232V109H234V108H237V112H238V109H239V111H240V108L242 107V108H246L247 109V107H251L250 105H254V106H256V108H257V110L255 111L256 113H253L250 117V119H249V121H245V122H247V124H248V126L250 127V129L251 130H248V129H245V132L248 130V131H250V132H252L253 134H255V135H258V133H257V131H260L261 132V135H262V132H263V134H264V0H244V3L241 5V7H240V13H239V16L237 17ZM28 19H29V17H28ZM33 19V18H32ZM80 19H81V17H80ZM82 19V20H83ZM98 19V18H97ZM131 19V18H130ZM189 19V18H188ZM196 19V18H195ZM198 19H199V21H201V19L199 18V16H198ZM204 19H205V17H204ZM212 19H213V17H212ZM214 21H216V17L214 16ZM223 18H221V20H222ZM226 19V18H225ZM231 19V18H230ZM233 18H232V20H234ZM17 20V19H16ZM23 20V19H22ZM21 20V21H22ZM27 20V19H26ZM29 20H31V19H29ZM34 21L35 20H37V19H33ZM65 20V19H64ZM68 20H69V22L71 23V24H73V22H71L70 21V19L68 18ZM89 20V19H88ZM92 20V19H91ZM91 20H89V21H91ZM108 20V19H107ZM142 20V19H141ZM187 20V19H186ZM190 20V19H189ZM202 20H203V18H202ZM221 20H220V22H221ZM229 20V19H228ZM227 20V21H228ZM4 21H6V20H4ZM4 21H2V22H4ZM32 21V20H31ZM39 21V20H38ZM41 21V20H40ZM46 21V22H47ZM59 21H61V22H59ZM66 21V20H65ZM104 21V20H103ZM143 21V20H142ZM179 21H181V22H184V20L182 21V20H179ZM191 21V20H190ZM193 21V20H192ZM207 21V20H206ZM208 21H210L211 22V24H212V22L213 23H216V22H214L213 20L211 21V19L210 20H208ZM207 21V22H208ZM218 21V20H217ZM224 20H222V22H223ZM226 21V20H225ZM225 21H224V23H225ZM1 22V23H2ZM19 22V21H18ZM25 22V21H24ZM23 22V23H24ZM46 22H43V23H45V24H47ZM83 22V21H82ZM93 22V24H94V21H92ZM91 22V23H92ZM106 22V21H105ZM193 22H195V20L193 21ZM207 22H205V24L207 23ZM209 22V23H210ZM219 22V23H220ZM221 22V23H222ZM231 21L229 20V22H227L226 24H228V23H230ZM0 23V24H1ZM26 23V22H25ZM24 23V24H25ZM33 23V22H32ZM75 23V22H74ZM77 23H78V21H77ZM80 24H81V22H79ZM88 23V22H87ZM97 23V21H95V24ZM98 23H99V20H98ZM111 23V22H110ZM202 23V22H201ZM200 23V24H201ZM237 23V22H236ZM24 24H23V27H24ZM27 25H28V23H26ZM25 24V25H26ZM31 24V23H30ZM34 24H36L35 22H34ZM89 24H90V22H89ZM94 24V25H95ZM99 24H101V23H99ZM114 24V23H113ZM146 24H147V22H146ZM191 23H189V25H190ZM208 24V23H207ZM223 24V23H222ZM231 24H233V22L231 23ZM230 24V25H231ZM14 25V24H13ZM18 25V24H17ZM26 25V26H27ZM32 25V24H31ZM44 25V24H43ZM70 25V24H69ZM76 25V24H75ZM79 25V24H78ZM93 25V26H94ZM111 25V24H110ZM134 25V24H133ZM179 25V24H178ZM202 25H203V23H202ZM218 25H220V24H218ZM234 25V24H233ZM3 26H5V25H3L2 24V26L1 27H3ZM8 26V25H7ZM10 26H12V25H10ZM19 26H20V23H19ZM21 26H22V24H21ZM36 26V25H35ZM87 26V25H86ZM97 27H98V25H96ZM102 26V25H101ZM112 26V25H111ZM132 26V25H131ZM147 26V25H146ZM186 26V25H185ZM192 26V25H191ZM201 26V25H200ZM206 26V25H205ZM216 26V25H215ZM215 26L214 27H212V26H210V27H212V28H215ZM224 26V25H223ZM223 26L221 25V28L223 29ZM226 26V25H225ZM13 27V26H12ZM12 27H10V28H12ZM14 27H17V26H14ZM22 27V28H23ZM28 27V26H27ZM32 27V26H31ZM41 27V26H40ZM41 27V28H42ZM75 26H73V28H74ZM80 27V26H79ZM81 27H83V26H81ZM89 27V26H88ZM87 27V28H88ZM103 27V26H102ZM102 27H98V28H100L99 30H101V28ZM105 27V26H104ZM107 27V26H106ZM113 27V29L115 30V28H114V26H112ZM127 27V26H126ZM188 26H186L185 28H187ZM199 27V26H198ZM208 27H209V25H208ZM229 27H231V26H229ZM234 27V26H233ZM233 27H231L230 28V30L233 28ZM236 27V26H235ZM5 28V27H4ZM8 28V27H7ZM17 28H19V27H17ZM21 28V27H20ZM19 28V29H20ZM41 28H40V30H41ZM60 28H61V30H60ZM77 27H75V29H76ZM121 28V27H120ZM189 28V27H188ZM205 28V27H204ZM212 28H210V30H212ZM219 28V27H218ZM238 28V30L240 29L239 27H237ZM2 29V28H1ZM14 29V28H13ZM10 30V31H16V30ZM24 29H26V27L24 28ZM28 29H29V27L26 29V31L28 32ZM34 29V28H33ZM72 29V28H71ZM92 29V28H91ZM96 29V28H95ZM103 29V28H102ZM109 29L111 30V28L109 27ZM108 29V30H109ZM113 29H112V32H113ZM119 29V28H118ZM177 29V28H176ZM203 29V26L201 27V30ZM207 29V28H206ZM209 29V28H208ZM235 30L234 31H236V28H234ZM37 30H39V29H37ZM68 30H70V29H68ZM67 30V31H68ZM77 30H78V28H77ZM75 31V33H78V31ZM82 30V29H81ZM81 30H80V32H81ZM89 30V29H88ZM93 30V29H92ZM143 30V29H142ZM141 30V31H142ZM146 30V29H145ZM150 30V29H149ZM187 30V29H186ZM192 30V29H191ZM194 30V29H193ZM199 30H200V28H199ZM214 30V29H213ZM230 30H228V31H230ZM1 31V30H0ZM23 31V30H22ZM25 31V32H26ZM116 31V30H115ZM114 31V32H115ZM204 33H205V31L204 30H202ZM202 31H200V33L202 32ZM216 30H214L213 32L212 31H210V35L212 36V35H214V32H215ZM224 31H226L225 29H224ZM224 31H223V33H224ZM3 32V31H2ZM20 32V31H19ZM34 32V31H33ZM61 32H63V31H61ZM64 32H66L65 31V28H64ZM95 32V31H94ZM97 32V31H96ZM95 32V33H96ZM103 32V31H102ZM131 32V31H130ZM146 32V31H145ZM155 32V31H154ZM173 32V31H172ZM187 32V31H186ZM185 32V33H186ZM196 32V31H195ZM222 32V31H221ZM231 32H233V31H230V32H227V33H225V35L227 34L228 35V33H231ZM237 32V31H236ZM36 33V32H35ZM37 33H38V31H37ZM41 33V31L39 32V34ZM87 33V32H86ZM90 33V32H89ZM88 33V35H90V34H93V32L91 31V33L89 34ZM111 33V32H110ZM136 33V32H135ZM144 33V32H143ZM156 33V32H155ZM175 33V32H174ZM203 33V34H204ZM222 33V34H223ZM240 33V32H239ZM3 34V33H2ZM1 34V35H2ZM22 34V33H21ZM20 34V35H21ZM26 34V33H25ZM31 34V36H34V34L32 35V33H29L28 32V34L27 35H30ZM61 34H63V33H61ZM66 34H68V36L67 35H64L65 37V39H67V38H70V39H72L71 37H70V35H69V33H66ZM70 34H71V32H70ZM81 34V33H80ZM103 34V33H102ZM123 34V33H122ZM150 34V33H149ZM179 33H177V35H178ZM189 34V33H188ZM195 34H197L198 35V33H195ZM205 34H207V32L205 33ZM221 34V33H220ZM232 34H234V33H232ZM237 34V33H236ZM235 34V36H237ZM241 34V33H240ZM0 35V36H1ZM19 35V36H20ZM37 36H38V34H36ZM72 35V34H71ZM73 35H75L74 33H73ZM72 35V36H73ZM82 35H83V33H82ZM97 35V34H96ZM95 35V36H96ZM112 34H110V36H111ZM115 35V34H114ZM140 35V34H139ZM152 35V34H151ZM163 35V34H162ZM209 35V34H208ZM210 35H209V37H210ZM216 35V34H215ZM24 36V35H23ZM52 36H50V37H52ZM76 37L78 36L77 34L75 35ZM92 36V35H91ZM95 36H94V39H95ZM99 36V35H98ZM108 36V35H107ZM113 36V35H112ZM157 36V35H156ZM185 36V35H184ZM199 36V35H198ZM217 36H218V34H217ZM221 36H224V34L223 35H221ZM229 36V35H228ZM233 36V35H232ZM242 36V35H241ZM42 37V36H41ZM50 37H48V38H50ZM75 37V38H76ZM79 37H80V35H79ZM79 37H78V39H79ZM82 37V36H81ZM93 37V36H92ZM100 37V36H99ZM104 37V36H103ZM115 37H117V36H115ZM146 37H148V36H146ZM153 37V36H152ZM167 37V36H166ZM173 37V36H172ZM188 37H191V36H188L187 35V38ZM194 37V36H193ZM207 38H208V36H206ZM224 37H226V36H224ZM19 38H22V37H19ZM24 38V40L25 39H27L26 37H23ZM30 38V37H29ZM39 38V37H38ZM47 38V39H48ZM61 38H63V36L61 37ZM83 38H86V35H85V37L83 36ZM88 38H89V36H88ZM121 39H123L122 37H120ZM154 38V37H153ZM165 38V37H164ZM170 38V37H169ZM168 38V39H169ZM215 38V37H214ZM227 38V37H226ZM232 38V37H231ZM243 38V37H242ZM31 39H33V38H31ZM36 39V38H35ZM40 39V38H39ZM51 39V38H50ZM87 39V38H86ZM98 39V38H97ZM101 38H99V40H100ZM106 38H104V40H105ZM118 39V38H117ZM121 39L119 40V41H121ZM126 39V38H125ZM167 39V38H166ZM200 39V38H199ZM2 40H4V39H2ZM1 39H0V41H2ZM22 40V39H21ZM20 40V41H21ZM23 40V41H24ZM41 40V39H40ZM40 40H38L39 42H40ZM54 40V39H53ZM69 40V39H68ZM80 40V39H79ZM82 41H85V40H83V39H81ZM90 40H91V38H90ZM116 40V39H115ZM114 40V41H115ZM139 40V39H138ZM196 40H198L197 39V37H196ZM203 40V39H202ZM205 40H207V39H205ZM204 40V41H205ZM214 40H216V39H214ZM224 40V39H223ZM222 40V41H223ZM17 41H19V39L17 40ZM19 41V42H20ZM23 41H21L22 43H23ZM29 41V40H28ZM27 41V42H28ZM33 41V40H32ZM32 41H30V44L32 45ZM46 41V40H45ZM47 41H49V40H47ZM46 41V42H47ZM57 41V40H56ZM55 41V42H56ZM66 40H64V42H65ZM71 41V40H70ZM69 41V42H70ZM80 42V43H83V42ZM94 41H97L96 39L94 40ZM92 42V40H91V42L92 43H95V42ZM106 41H109V40H106ZM150 41V40H149ZM148 41V42H149ZM168 41V40H167ZM185 41H186V39H185ZM208 41H209V39H208ZM207 41V42H208ZM221 41V42H222ZM237 41H239V39H237ZM237 41H235V42H237ZM25 43H27L26 41H24ZM34 42H36V41H34ZM43 42V41H42ZM51 41H49V43L48 44H50L51 45V49L49 50V51H47V50H45V52L47 51L48 53L49 52H51V54L54 56H56V57H54V58H56V59H49V62L46 64L45 63V65L46 66H43L42 68L43 69H39L38 70V72L37 73H33V75H36V79L34 78V80H36L38 83H41V76L42 75H44L45 77H47V79L50 81V79L52 80V77L53 76H55V75H58L59 73H58V71H59V65H55L56 64V61L57 60H59V61H61L62 59H64L66 56V54H67V52H68V50L66 51L65 50V48H64V43H53V42H51ZM72 42H73V40H72ZM86 42V41H85ZM90 42V41H89ZM88 41H87V43H89ZM98 42V41H97ZM100 42H103V41H100ZM115 42H117V40L115 41ZM122 42V41H121ZM151 42V41H150ZM159 42V41H158ZM171 42V41H170ZM182 42H184V41H182ZM189 42H190V40H189ZM200 42V41H199ZM202 42V41H201ZM206 42V43H207ZM211 42H212V40H211ZM216 42V41H215ZM221 42H219V44H221V45H223ZM230 42V41H229ZM234 42V41H233ZM242 42V41H241ZM17 43V42H16ZM67 43V42H66ZM65 43V44H66ZM71 43V42H70ZM99 43V42H98ZM104 43V42H103ZM118 43V46L121 44H119V42H117ZM116 43V44H117ZM129 43V42H128ZM127 43V44H128ZM134 43V42H133ZM147 43V42H146ZM176 43V42H175ZM174 43V44H175ZM228 43V42H227ZM238 43V42H237ZM28 44H29V42H28ZM29 44V45H30ZM40 44H42V43H40ZM76 44V42H74V45ZM78 44H79V42H78ZM76 44V47L77 46H82L83 44H86V43H83V44ZM107 44H108V42H107ZM110 44V43H109ZM108 44V45H109ZM173 44V43H172ZM179 44H181V43H179ZM197 44H199V43H197ZM197 44H195V45H197ZM205 44V43H204ZM212 44V43H211ZM215 44V43H214ZM218 44V45H219ZM239 44V43H238ZM15 45V44H14ZM18 45V44H17ZM20 45V44H19ZM23 45V44H22ZM25 45V44H24ZM24 45H23V47H24ZM30 45V46H31ZM46 45V44H45ZM88 45V44H87ZM86 45V46H87ZM95 45V44H94ZM93 45V46H94ZM100 44H98V49H99V47H102L101 45L99 46ZM122 45V44H121ZM126 45V44H125ZM131 45V44H130ZM134 45V44H133ZM139 45V44H138ZM146 45V44H145ZM154 45V44H153ZM177 45V44H176ZM203 45V44H202ZM11 46V45H10ZM26 46L27 45H25V48H26ZM35 46H36V44H35ZM42 46V45H41ZM66 46V45H65ZM69 46V45H68ZM68 46H66L67 48H68ZM84 46V45H83ZM182 46V45H181ZM198 47H199V45H197ZM212 46V45H211ZM211 46H210V48H211ZM215 46H217V45H215ZM220 46V45H219ZM227 46H229L228 44H227ZM227 46H223V50H224V48L226 47L227 48ZM231 46V45H230ZM242 46V45H241ZM19 47V46H18ZM21 47V46H20ZM19 47V48H20ZM72 47H73V45H72ZM71 47V48H72ZM87 47H89V46H87ZM94 47H96V46H94ZM93 47V48H94ZM105 45L103 46V48L105 49ZM109 47V46H108ZM117 47V46H116ZM116 47L115 48H113V49H115L116 51H118L117 49H116ZM129 47V46H128ZM194 47H196V46H194ZM198 47H197V51H198ZM202 47H206V45L205 46H200V48H202ZM209 47V46H208ZM10 48H12V47H10ZM15 48V47H14ZM37 48V47H36ZM90 48H91V44H90ZM117 48H119V47H117ZM123 48V47H122ZM180 48V47H179ZM193 48V47H192ZM219 48V47H218ZM217 48V49H218ZM228 48H230V47H228ZM13 49V48H12ZM12 49H10V50H12ZM16 49H18L17 48V46H16ZM15 49V50H16ZM21 49V48H20ZM23 49V48H22ZM29 49V48H28ZM35 49V48H34ZM38 49V48H37ZM41 49V48H40ZM42 49H45L44 48V45H43V48ZM41 49V50H42ZM47 49V48H46ZM49 49V48H48ZM76 48H74V50H75ZM77 49H78V47H77ZM79 49H81L82 50V48L80 47ZM86 49V48H85ZM95 49V48H94ZM97 49V50H98ZM107 49V48H106ZM109 49V48H108ZM151 49V48H150ZM181 49V48H180ZM194 49H196V48H194ZM216 49V47L214 48V50ZM25 50V49H24ZM26 50H27V48H26ZM74 50H71V51H74ZM80 50V51H81ZM84 50V49H83ZM138 50V49H137ZM177 50V49H176ZM202 50H204V49H202ZM202 50L200 49L199 50V52L201 53L202 52ZM205 50L206 51H208L206 48H205ZM204 50V51H205ZM210 50V49H209ZM228 50V49H227ZM9 51V50H8ZM8 51H5V52H8ZM21 51V50H20ZM30 52H31V50H29ZM29 51H27V52H29ZM89 51V50H88ZM113 51V50H112ZM140 51V50H139ZM187 51H188V49H187ZM190 51V53H191V50H189ZM192 51H193V49H192ZM211 51V50H210ZM210 51H209V53H210ZM217 51V50H216ZM222 51V50H221ZM1 52V51H0ZM11 52V51H10ZM14 52V51H13ZM12 52V54L14 55V57H15V55L16 54H14ZM17 52V51H16ZM15 52V53H16ZM33 52L35 53V51H32L30 54H31V56H33ZM77 52H78V50H77ZM77 52H74L75 54L77 53ZM93 53H94V51H92ZM92 52L89 54V55H91L92 54ZM96 52V51H95ZM99 52H101V51H98L97 53H99ZM113 52H115V51H113ZM153 52V51H152ZM179 52V51H178ZM195 52H196V50H195ZM195 52H193V54H196ZM199 52H198V54H199ZM219 52H220V50H219ZM227 52V51H226ZM225 52V53H226ZM229 52V51H228ZM239 52V53H238ZM1 53H3V52H1ZM38 53H39V50H38ZM73 53V52H72ZM79 53V52H78ZM78 53H77V55H78ZM102 53V52H101ZM124 53V52H123ZM140 53V52H139ZM189 53V54H190ZM213 53H215V51L213 52ZM213 53H210L211 54V56H212V58H213ZM222 53H223V51H222ZM221 53V54H222ZM224 53V54H225ZM19 54H21V52L19 53ZM23 54V53H22ZM21 54V55H22ZM36 54V53H35ZM42 54V52H40V55ZM81 54H82V52H81ZM88 54V53H87ZM95 54V53H94ZM106 54H108V53H106ZM114 54H117V52L116 53H114ZM119 54V53H118ZM126 54V53H125ZM124 54V55H125ZM169 54V53H168ZM178 54V53H177ZM197 54V56H195V60H197L198 58H199V55H201V54H199L198 55ZM203 54H205V52L203 53ZM216 54V53H215ZM227 54V53H226ZM8 55H10L11 56V53L9 54L8 53ZM43 55H45V53L43 54ZM68 55V54H67ZM74 55V54H73ZM83 55V54H82ZM103 56H104V53L102 54ZM109 55V54H108ZM112 55V54H111ZM165 55H167V54H165ZM206 55V54H205ZM205 55H204V59H205ZM220 55V54H219ZM1 56V55H0ZM3 56V55H2ZM18 56V55H17ZM23 56V55H22ZM29 55L28 54H26L25 56H24V59L26 58V60L28 61V62H31L30 61V59H27V58H29L28 57ZM37 57H39L38 55H36ZM46 56L47 55H45V57L44 58H46ZM68 56H71V55H68ZM86 56V55H85ZM96 56H98V54L96 55ZM95 56V57H96ZM103 56H101V58L99 57V60H101L102 59V57ZM107 56V55H106ZM117 56V55H116ZM119 56V55H118ZM126 56V55H125ZM142 56V55H141ZM182 56V55H181ZM223 56V55H222ZM226 55H224V57H225ZM6 57H7V53H6ZM42 57V56H41ZM48 57H50V54H49V56ZM89 57V58H88ZM88 57H86V58H84V56H80V65L79 66H81V65H83V63H85V62H87V61H85V59H89L90 61H91V57H92V55L91 56H88ZM149 57V56H148ZM175 57V56H174ZM188 57H189V55H188ZM196 57H197V59H196ZM202 57H203V55H202ZM207 57H209V56H207ZM217 57V56H216ZM228 57V56H227ZM228 57V58H229ZM2 58V57H1ZM19 58H22V57H19L18 56V59ZM67 58V57H66ZM97 58L98 57H96V63H97ZM177 58V57H176ZM194 58V57H193ZM193 58H191V59H193ZM211 58V59H212ZM217 58H219V60H220V57H217ZM3 59H4V56H3ZM38 59V58H37ZM41 59V58H40ZM70 60H71V57L69 58ZM69 59H68V62H70L69 61ZM106 59V58H105ZM109 59V58H108ZM110 59H111V57H110ZM109 59V60H110ZM117 59H118V57H117ZM120 59H121V54H120ZM119 59V60H120ZM126 59V58H125ZM165 59V58H164ZM184 59V58H183ZM190 59V58H189ZM200 59V58H199ZM198 59V60H199ZM210 59V58H209ZM7 60V59H6ZM23 60V59H22ZM21 59H20V61H22ZM25 60V61H26ZM31 60H33V59H31ZM39 60V59H38ZM78 60V59H77ZM92 60H94L95 61V59H92ZM109 60H108V62H109ZM112 60H114V59H112ZM112 60H111V62H112ZM119 60H117L116 62L118 63V65H119V67L122 65V62H121V65H120V61ZM124 60V59H123ZM130 60V59H129ZM194 60V65L193 66H196L195 64V61ZM213 60V59H212ZM222 60V59H221ZM227 60V59H226ZM2 60L0 59V62H1ZM9 61V60H8ZM18 61V60H17ZM17 61L15 60V64L13 65H11L10 67L8 66L7 68H5V69H7V70H3L4 72H3V80L6 82V83H8V84H10V85H12L13 83H14V81H16L15 80V71L16 72H19L18 73V75H25L26 74V71L27 70H29V67H28V65L29 64H27V63H19V64H21V66H19L18 67V70H15V66H16V63H17ZM24 61V60H23ZM26 61V62H27ZM40 62L42 61V59L41 60H39ZM45 61H46V59H45ZM45 61H43L42 63L44 64V62ZM65 62H66V59L64 60ZM73 61H74V59H73ZM76 61V60H75ZM94 61H91V63H93ZM103 61V60H102ZM104 61H107V60H104ZM121 61H122V59H121ZM126 61V60H125ZM132 61H134V60H132ZM201 61H203V58H202V60ZM206 61H207V59H206ZM205 61V62H206ZM216 60H214L213 62H215ZM34 62H38V61H34ZM58 62V61H57ZM65 62H63L62 61V63L60 64V65H62L63 67H64V65L66 64ZM77 62V61H76ZM115 62V61H114ZM115 62V63H116ZM154 62V61H153ZM198 62V61H197ZM200 62V61H199ZM198 62V63H199ZM208 62H209V60H208ZM217 62V61H216ZM215 62V63H216ZM222 62V61H221ZM224 62V61H223ZM7 63H9V62H7ZM60 63V62H59ZM74 63V62H73ZM104 63V62H103ZM110 63V62H109ZM115 63H110V64H115ZM145 63V62H144ZM211 63V62H210ZM1 64H2V62H1ZM3 64H5V62L3 63ZM3 64L1 65V66H3ZM32 64H34V63H32ZM43 64H39V65H43ZM49 64V65H48ZM50 64H53V67H51L50 66ZM95 64V63H94ZM99 64V63H98ZM97 64V65H98ZM102 64V63H101ZM105 65L107 64V63H104ZM153 64V63H152ZM159 64V63H158ZM174 64V63H173ZM193 64V63H192ZM206 64V63H205ZM220 65H222L221 63H219ZM5 65H8V64H5ZM4 65V66H5ZM39 65H37V66H39ZM69 65H70V63H69ZM74 65V64H73ZM72 65V66H73ZM89 65V64H88ZM96 65V64H95ZM96 65V66H97ZM135 65H136V63H135ZM201 65H204V64H201ZM208 65V64H207ZM207 65H205L206 67H207ZM212 65V64H211ZM210 65V66H211ZM216 65V64H215ZM228 65V64H227ZM3 66V67H4ZM17 66H18V64H17ZM30 66L33 68V66L30 64ZM65 66H67V65H65ZM77 66V65H76ZM85 66V65H84ZM92 66V65H91ZM103 66V65H102ZM112 66V65H111ZM157 66V65H156ZM192 66V67H193ZM200 66V64L197 66V67H199ZM209 65H208V67H210ZM213 66V65H212ZM211 66V67H212ZM225 66V65H224ZM30 67V69H32ZM36 67V66H35ZM62 67V68H63ZM69 67V66H68ZM67 67V68H68ZM71 67V66H70ZM78 67V66H77ZM105 67V66H104ZM110 66H107V68H109ZM116 67V66H115ZM118 67V66H117ZM122 67V66H121ZM197 67H196V69L195 70H197ZM205 67V68H206ZM211 67H210V69H211ZM236 67H237V69H236ZM38 68V67H37ZM40 68V67H39ZM65 68V67H64ZM63 68V69H64ZM79 68H81L82 69V66L81 67H78L77 68V71L76 72H78V76H80L79 77V79L80 78H82V81H83V78L84 77H81V75H79V71H81ZM98 67H96V70H98L97 69ZM102 68V67H101ZM100 68V69H101ZM113 68H114V66H113ZM127 68V67H126ZM129 68V67H128ZM200 68H202V66H200ZM205 68H202V70H207V69H205ZM225 68V67H224ZM224 68H223V70H224ZM228 68V67H227ZM243 68V69H244ZM36 69V68H35ZM34 69V70H35ZM76 69V68H75ZM79 69V70H78ZM85 70H88V69H86V68H84ZM90 69V68H89ZM103 69V68H102ZM105 70H106V72L108 71V69H106V68H104ZM133 69V68H132ZM183 69V68H182ZM199 69V68H198ZM1 70V69H0ZM72 70H74V68L72 69ZM71 70V71H72ZM93 70V69H92ZM95 70V69H94ZM112 70V69H111ZM111 70H109V71H111ZM214 70H216V68L214 69ZM213 70V71H214ZM220 70H222V69H220ZM228 70V69H227ZM227 70H224L223 72L224 73H226V71ZM31 71V70H30ZM32 71H33V69H32ZM31 71V72H32ZM69 71H70V69H69ZM83 71V70H82ZM99 71V70H98ZM102 71H104V70H102ZM108 71V72H109ZM116 71V70H115ZM167 71V70H166ZM178 71H180V70H178ZM200 71V70H199ZM208 71V73H209V71H211V70H207ZM217 71V70H216ZM218 71H219V69H218ZM34 72H36V71H34ZM125 72V71H124ZM191 72V71H190ZM195 72V71H194ZM221 72V71H220ZM231 72V71H230ZM244 72V71H243ZM61 73V72H60ZM63 73H64V71H63ZM67 73V72H66ZM69 73V72H68ZM73 73V72H72ZM81 73H84V71L83 72H81ZM80 73V74H81ZM87 73H88V71H87ZM93 73V72H92ZM111 73H113L112 71H111ZM156 73V72H155ZM155 73H153V74H155ZM180 73V75L182 74L183 75V73H181V72H179ZM198 73H200V72H198V70H197V73L196 74H198ZM203 73V72H202ZM199 74V75H204V73L203 74ZM208 73H206L207 75H208ZM211 74L213 73V72H210ZM222 73V72H221ZM29 74V73H28ZM75 74V73H74ZM86 74V73H85ZM84 74V75H85ZM95 74V73H94ZM98 74V77H99V74L101 75L102 73L99 71V73H97ZM105 74V73H104ZM103 74V75H104ZM114 74V73H113ZM191 74H192V72H191ZM218 74V72H216L215 73V75H217ZM223 74V73H222ZM222 74H218L219 76L218 77H220V78H222L220 75H222ZM227 74L228 73H226V76H227ZM17 74H16V76H18ZM47 75V76H46ZM71 75V74H70ZM88 75V74H87ZM90 75H91V72H90ZM96 75V74H95ZM94 75V76H95ZM109 75V74H108ZM112 75V74H111ZM179 75V74H178ZM178 75H176V76H178ZM179 75V76H180ZM29 76H30V74H29ZM59 77L61 76L60 74L58 75ZM65 76V75H64ZM72 76V78H73V75H71ZM70 76V77H71ZM97 76V75H96ZM102 76V75H101ZM106 76V75H105ZM139 76V75H138ZM137 76V77H138ZM146 76V75H145ZM153 76V75H152ZM151 76V77H152ZM155 76V75H154ZM153 76V78H155ZM194 76L195 75H193L192 77H193V79H194ZM196 76H198V75H196ZM211 75H209V77H210ZM226 76H224L223 75V77H226ZM242 76V75H241ZM240 76V77H241ZM244 76V75H243ZM245 76L243 77V78H245ZM59 77H57V78H59ZM63 77V76H62ZM69 77V76H68ZM77 76H75V79H77L76 78ZM86 77V76H85ZM92 77V76H91ZM109 77H111L110 75H109ZM108 77V78H109ZM113 77H114V75H113ZM115 77H117V76H115ZM130 77H131V74H130ZM134 76H132V78H133ZM143 76L141 75V77H138V79L139 78H142ZM148 77V76H147ZM147 77H145V78H147ZM149 77H150V74H149ZM182 77V76H181ZM200 77V76H199ZM204 77V76H203ZM206 77V76H205ZM215 77H217V76H215ZM217 77V78H218ZM20 78V77H19ZM21 78H24L23 76L21 77ZM31 78V77H30ZM65 78V77H64ZM89 78V77H88ZM100 78V77H99ZM104 78V77H103ZM144 78V77H143ZM142 78V79H143ZM144 78V79H145ZM183 78V77H182ZM190 78V77H189ZM201 78V77H200ZM239 78V77H238ZM243 78H241V79H243ZM17 79V78H16ZM31 79H33V78H31ZM44 79V78H43ZM55 79V78H54ZM66 79V78H65ZM91 79V78H90ZM90 79H89V81H90ZM118 79H119V77H118ZM118 79H117V81H118ZM124 79V78H123ZM122 79V80H123ZM169 79V78H168ZM178 79V78H177ZM192 79V78H191ZM192 79V80H193ZM210 79V78H209ZM212 79V78H211ZM211 79H210V82H211ZM19 80V79H18ZM21 80V79H20ZM23 80V79H22ZM24 80H26V79H24ZM81 80V79H80ZM88 80V79H87ZM87 80H85L84 79V81H85V83L87 82ZM92 80H94V79H92ZM106 80V79H105ZM109 80V79H108ZM128 80H129V78H128ZM134 80V79H133ZM149 80L150 81H152L151 80V78H149ZM148 79H147V81L148 82H150ZM179 80H180V78H179ZM191 80V81H192ZM212 80H214V79H212ZM215 80H216V78H215ZM219 80H221V79H219ZM218 79H217V81H219ZM240 80V79H239ZM27 81H29V80H27ZM40 81V82H39ZM76 81V80H75ZM79 81V80H78ZM95 81V80H94ZM96 81H98V78H97V80ZM107 81V80H106ZM121 81V80H120ZM131 81H132V79H131ZM154 81V80H153ZM176 81V80H175ZM195 81H196V79H195ZM195 81H193L194 83H195ZM197 81H198V78H197ZM200 81H201V79H200ZM199 81V82H200ZM204 81H205V79H204ZM209 81V80H208ZM241 81V80H240ZM21 82V81H20ZM20 82H18V83H20ZM43 82V81H42ZM51 82V81H50ZM57 82V81H56ZM72 82L73 81H71V78H69V87H73V84H72ZM102 82V81H101ZM100 82V83H101ZM108 82V81H107ZM124 82H127L126 80L124 81ZM138 82V81H137ZM143 82H144V80H143ZM146 82V81H145ZM155 82H157V83H159L158 82V80L157 81H155ZM161 82V81H160ZM179 82H184V81H179ZM189 81H187V83H188ZM202 82H203V80H202ZM206 82H207V79H206ZM209 82V83H210ZM219 82H221V81H219ZM244 82V81H243ZM24 83H26L25 81H24ZM58 83H60V82H57V84ZM80 83V82H79ZM79 83H76V84H79ZM88 83V82H87ZM90 83H92V82H90ZM94 83V82H93ZM96 83V82H95ZM99 83V82H98ZM112 83H114L113 81L111 82V84ZM132 83H135V81L134 82H132ZM175 83V82H174ZM177 83H178V81H177ZM187 83H186V85H187ZM191 83V82H190ZM213 83V82H212ZM216 83V82H215ZM223 83V82H222ZM222 83H221V86H222ZM37 84V83H36ZM42 84V83H41ZM89 84V83H88ZM87 84V85H88ZM104 85L106 84L105 82L103 83ZM125 84V83H124ZM129 84V83H128ZM154 84V83H153ZM152 84V85H153ZM168 84V83H167ZM167 84H165V85H167ZM184 84V83H183ZM199 84V83H198ZM203 84H205V83H203ZM207 85H208V82L206 83ZM240 85H241V83H239ZM27 85V84H26ZM34 85H35V83H34ZM45 85H46V83H45ZM48 85V84H47ZM65 85V84H64ZM82 85V84H81ZM86 85V87L87 88H89V86L90 87H94L93 89H94V91H95V89H96V92H97V88H95V87H97V86H91L90 84H89V86H87ZM94 85V84H93ZM96 85H98L99 86V84H96ZM115 85V84H114ZM155 85V84H154ZM172 85V84H171ZM192 85H197L196 83L195 84H192ZM212 85H214V84H212ZM216 85V84H215ZM224 85V84H223ZM8 86V85H7ZM21 86H22V84H21ZM23 86H24V84H23ZM36 86V85H35ZM42 86H44V85H41V87ZM49 86V85H48ZM48 86H46V87H44V88H50V87H48ZM61 86V85H60ZM59 86V87H60ZM75 86V85H74ZM77 86V85H76ZM80 86V85H79ZM79 86H78V89H80L79 88ZM109 86V85H108ZM116 86V85H115ZM117 86H119V84L117 85ZM169 86V85H168ZM209 86V85H208ZM217 86V85H216ZM220 86V87H221ZM226 86V85H225ZM225 86H223V87H225ZM9 87H11V86H9ZM16 87H17V85H16ZM20 87V86H19ZM30 87V86H29ZM38 87V86H37ZM55 87H57L56 85H55ZM54 87V88H55ZM81 88H82V86H80ZM84 88H85V86H83ZM103 86H101V88H102ZM105 87V86H104ZM172 87V86H171ZM181 87V86H180ZM205 87H206V85H205ZM210 87H212V86H210ZM223 87H221L222 88V91H224L223 90ZM22 89H23V87H21ZM53 88V87H52ZM99 88V87H98ZM106 88V87H105ZM122 88V87H121ZM120 88V89H121ZM200 88V87H199ZM208 88V87H207ZM215 88V87H214ZM214 88H210V89H213V90H215ZM219 88V87H218ZM238 88V87H237ZM25 89V88H24ZM28 89V88H27ZM33 89V88H32ZM65 89V88H64ZM104 89V88H103ZM107 89V88H106ZM105 89V90H106ZM136 89V88H135ZM168 89V88H167ZM183 89H186V87L184 86L183 87ZM192 89H193V87H192ZM191 89V90H192ZM202 89H203V86H202ZM225 89V88H224ZM13 90V89H12ZM12 90H11V92H12ZM15 90V89H14ZM14 90H13V92H14ZM29 90V89H28ZM34 90V89H33ZM37 90H39V89H36V91ZM74 90H75V88L73 87V92H74ZM82 90V92H84L83 91V89H81ZM90 90V89H89ZM89 90L87 91V90H85V92L87 91V92H89ZM99 90H100V88H99ZM98 90V92H100ZM122 91H124V90H129V89H127V87H126V89H124L123 90V88L121 89ZM121 90H120V93L119 94H121ZM174 90V89H173ZM197 90V89H196ZM195 90V91H196ZM200 89H198L197 91H199ZM207 90V89H206ZM208 90H209V88H208ZM207 90V91H208ZM213 90H211V91H213ZM218 90H220V88L218 89ZM225 90H228V87H227V89H225ZM18 91V90H17ZM41 91V90H40ZM59 91H60V89H59ZM66 91V90H65ZM107 91H109L108 89H107ZM113 91H114V89H113ZM118 91V90H117ZM188 91H189V88H188ZM221 91V90H220ZM219 91V92H220ZM6 92V91H5ZM9 93H10V91H8ZM8 92L6 93V96H7V94H8ZM18 92H20V91H18ZM26 91H24L23 93H25ZM28 92V91H27ZM32 92V91H31ZM31 92H30V94H31ZM39 92V91H38ZM37 92V93H38ZM41 92H43V91H41ZM71 92V91H70ZM76 92L77 91H75L74 93L76 94ZM106 92V91H105ZM112 92V91H111ZM110 92V93H111ZM126 92V91H125ZM128 92V91H127ZM127 92H126V94H127ZM182 92H184V90L182 91ZM186 92V91H185ZM184 92V93H185ZM190 92V91H189ZM194 92V91H193ZM203 91H201V93H202ZM215 92H217L216 90H215ZM15 93V92H14ZM17 93V92H16ZM20 93H22V92H20ZM49 93V92H48ZM64 93V92H63ZM72 93V92H71ZM71 93H70V95H71ZM77 93H79V92H77ZM91 93H93V92H91ZM102 93V92H101ZM101 93H99L100 95H101ZM109 93V92H108ZM132 93V92H131ZM140 93V92H139ZM172 93V92H171ZM191 93V92H190ZM190 93H187L188 95L190 94ZM195 93V92H194ZM197 93H199V92H197ZM206 93H208V92H206ZM230 93V92H229ZM5 94V93H4ZM13 94V93H12ZM26 94V93H25ZM42 94V93H41ZM59 94H60V92H59ZM75 94H74V96H75ZM89 94H90V92H89ZM103 94H105V93H103ZM123 94H125L124 92H123ZM162 94V93H161ZM166 94V93H165ZM209 94H215L214 93V91L211 93H209ZM220 94H223V93H220ZM234 94V93H233ZM11 95V94H10ZM37 95H40V93L39 94H36V96L34 97L35 98V101H36V97H37ZM62 95V94H61ZM81 95V94H80ZM83 95H85V94H83ZM87 95L88 94H86V97H87ZM93 95V94H92ZM91 95V96H92ZM99 95V96H100ZM107 95H109V94H107ZM115 95V94H114ZM116 95H117V93H116ZM129 95V94H128ZM128 95H126V99H128L129 97H128ZM135 95V94H134ZM148 95V94H147ZM154 95V94H153ZM175 95V94H174ZM182 96H183V93L181 94ZM188 95H187V99H189L190 97H188ZM197 95V94H196ZM199 95V97L201 96L202 97V95L201 94H198ZM197 95V96H198ZM205 95V94H204ZM226 95V94H225ZM228 95V94H227ZM16 96V95H15ZM24 96V95H23ZM25 96H27V95H25ZM24 96V97H25ZM41 96V95H40ZM52 96V95H51ZM50 96V97H51ZM56 96H57V94H56ZM55 96V98H57ZM94 96H95V94H94ZM96 96H98V95H96ZM106 96V95H105ZM105 96L103 97L104 99L103 100H106L105 99ZM136 96V95H135ZM152 96V95H151ZM165 96V95H164ZM163 96V97H164ZM185 96V95H184ZM194 95L192 94V97H193ZM224 96V95H223ZM14 97V96H13ZM13 97H10V102H13V100L11 99V98H13ZM46 97V96H45ZM54 97V96H53ZM63 97H66V96H63ZM71 97V96H70ZM78 97V95L76 96V98ZM106 97H108V96H106ZM110 97V96H109ZM113 97V96H112ZM124 97V96H123ZM145 97H147V96H145ZM158 97V96H157ZM211 97V96H210ZM219 97V96H218ZM221 97V96H220ZM5 98V97H4ZM30 98V97H29ZM59 98V102L57 103V108H56V111H57V114H59V116H60V118H58V120L65 126L64 128V130L66 131V135H65V137L66 136H68V135H70V140H71V137H72V139H73V136H75V135H77V137H78V135H80L77 139H76V141H74L75 140V138H74V140H73V142H71V144H73V143H75L76 142V146H79V145H81V147H83V148H85V150H84V155H83V160L81 161V165L80 164H78L77 165V167H75V169H74V171H77L76 172V174H74V176H72V173H70L71 174V176L72 177H70V181L68 180V183H67V185L65 186H63L62 185V183L61 184H55V188L53 189V191H49L50 193V195H48L51 199H52V204H54L55 206L54 207H56L55 209H53L52 207V209H53V215H52V223H51V227L49 228V235H47V234H45V230H43L42 229V226H41V223H42V221H43V217L45 216L44 215V213H46L47 212V209H43L42 207L41 208H35V209H33L32 208V203H31V201L32 200H29V198H30V193H32L33 192V190H35L36 191V193H38V196H39V199H41V197L43 196V195H46L47 193H45L44 191H43V188H44V185H45V180H43V181H41V182H37V181H35V176H36V171L39 169L38 168V166L36 167V168H32V170L29 172V173H25V175H22V176H17L16 177V180H15V182L11 185L10 184V186L8 185L7 186V182H8V180H10V179H15L14 177H11L10 176V174L11 173H9V171L12 169V170H15V169H17V166L19 165L20 166V164L22 165V162L26 159H24L23 160V156L22 155H19V154H17V151L19 150V149H21V148H25V147H27L31 142H32V140H34V139H32V138H30L29 136H30V133H29V135L27 134V132H25L23 129H20V130H23L24 132H22L21 134H22V137H23V140L22 141H24V142H22L21 143V141H20V143H18V144H16V146H10L9 145V147L10 148H8V146L6 147L5 145V148L0 152V264H50L52 261H53V259H56L55 257H58V256H61V255H65V256H67V255H70V260L71 259H73L72 261H74V259H76L77 260V258H79V260H78V262H77V264H91V258H92V254H93V248H92V246H90L89 244H88V242H89V239L88 238H86L85 236H84V234H86V233H88L87 231L91 228V227H94V226H97V234L99 235V239H101V243H103V245H105V247L103 248V249H106V252L103 254V256H102V259H103V261L105 260H108V259H111V258H113V255H115L114 253H113V251L111 250V248H112V239H109L110 237H108L109 235H108V232H107V230H108V228L105 226L106 224H104V223H102L101 222V220L100 219H102L106 214H107V212H105V210H104V208H102L103 206H101L100 204H98L97 203V198H99L101 195H102V199H103V193L100 195V193L101 192H98L99 190H97V188H96V186H95V183L93 182V180L91 181V182H89L88 184H86V185H83L82 184V176L84 177V175L86 176V174H88L89 172H91V167L90 166H93V165H95V163L96 162H98L99 160H96V159H94L93 160V157H92V154H93V152L95 151V149H94V151L92 150V149H90V148H92L91 146V142L89 143H86V140L88 139V137H89V135H88V137L86 136V140L84 139V140H82L81 142H79V140H81V139H83V138H85V137H81V136H84L83 135V132L81 131H79L76 127H75V123H74V120L73 121H71V123L73 124V126H74V129H71L67 124H65V121L67 122V120H65V116H67V115H65V113H64V111H63V108H65V107H62V105H63V103H64V101H66V100H63V99H66V98H63V99H60V96L58 97ZM57 98V99H58ZM67 98H68V96H67ZM79 98V97H78ZM77 98V99H78ZM85 98V97H84ZM87 98H89V96L87 97ZM86 98V99H87ZM91 98V97H90ZM89 98V99H90ZM134 98V97H133ZM152 98V97H151ZM182 98H184V97H182ZM198 98V97H197ZM205 98V97H204ZM203 98V99H204ZM232 98V97H231ZM232 98V99H233ZM9 99V98H8ZM57 99H56V101H57ZM69 99V98H68ZM72 99L74 100L73 102L75 103V99L72 97ZM85 99V103H86V100ZM95 99V98H94ZM101 99H102V97H101ZM116 99H118V98H116ZM126 99L124 100V103H125V101H126ZM162 99V98H161ZM176 99H177V97H176ZM175 99V100H176ZM194 99V98H193ZM208 99V98H207ZM218 99H221V98H218ZM223 99V98H222ZM229 100H230V98H228ZM28 100V99H27ZM37 100H40V99H38L37 98ZM54 100V99H53ZM60 100H63V102H62V104H61V102H60ZM71 100V99H70ZM92 100V99H91ZM98 100H99V97L97 98V101H93L94 103L95 102H98ZM120 100V99H119ZM121 100H122V98H121ZM120 100V101H121ZM140 100V99H139ZM139 100H137V101H139ZM172 100V99H171ZM198 100H200V98L198 99ZM209 100H210V98H209ZM20 101V100H19ZM23 101V100H22ZM45 101V100H44ZM56 101H55V103H56ZM82 101V100H81ZM90 101V100H89ZM92 101H90V102H92ZM107 101H109L108 99H107ZM106 101V103H108ZM110 101H116V100H110ZM118 102V103H120L121 104V102ZM129 101V100H128ZM132 101V100H131ZM179 101V100H178ZM184 101V100H183ZM182 101V102H183ZM191 101H192V98H191ZM190 101V103L192 104V102ZM195 101V100H194ZM193 101V102H194ZM202 101V100H201ZM206 101V100H205ZM221 101V100H220ZM1 102V101H0ZM5 102V101H4ZM3 102V103H4ZM52 102V101H51ZM72 102V101H71ZM77 102V101H76ZM78 102H79V100H78ZM84 102V101H83ZM90 102H89V104H90ZM92 102V103H93ZM105 102V101H104ZM164 102V101H163ZM181 102V103H182ZM187 102H188V100H187ZM199 102V101H198ZM204 102V101H203ZM212 103H213V101H211ZM223 102V101H222ZM227 102V101H226ZM225 102V103H226ZM2 103V104H3ZM14 103V102H13ZM22 103H24V102H22ZM26 103V102H25ZM28 103V102H27ZM26 103V104H27ZM31 103V102H30ZM53 103V102H52ZM66 103H68V102H66ZM66 103H65V105H63V106H66ZM99 103H101V102H99ZM99 103H98V105H99ZM117 103V104H118ZM124 103H122V104H124ZM156 103V102H155ZM189 103V104H190ZM206 103V102H205ZM211 103V104H212ZM220 103V102H219ZM229 103V102H228ZM228 103H226V104H228ZM1 104V106H3ZM18 104V103H17ZM20 104V103H19ZM29 104V103H28ZM33 104V103H32ZM35 104V103H34ZM43 104V103H42ZM54 104V103H53ZM76 104V106H78V103H75ZM80 104H83V103H80ZM79 104V105H80ZM110 104V106H111V103H109ZM113 104V103H112ZM115 104H116V102H115ZM114 104V105H115ZM120 104H118L119 106H122V105H120ZM126 104V103H125ZM127 104H129L128 102H127ZM140 104V103H139ZM169 104V103H168ZM184 104V103H183ZM195 104H197V103H195ZM200 104V103H199ZM199 104H197V105H195V106H199ZM208 104V103H207ZM223 104V103H222ZM7 104H5V106H6ZM9 105H11V104H9ZM13 105V104H12ZM15 105V104H14ZM25 105V104H24ZM23 104L22 105H19L18 107H19V109L20 108H23L22 106H24ZM36 105V104H35ZM37 105H39V104H37ZM36 105V106H37ZM74 105V104H73ZM92 105V104H91ZM98 105H95V107H93L94 109L96 108V106H98ZM104 105V104H103ZM160 105V104H159ZM194 105V104H193ZM202 105V104H201ZM217 105H218V101H217ZM16 106V105H15ZM26 106V105H25ZM24 106V107H25ZM30 106V105H29ZM68 106V105H67ZM66 106V108L68 109V107ZM90 106V105H89ZM93 106V105H92ZM92 106H91V108H92ZM102 106V105H101ZM101 106H99V107H101ZM107 106H109L108 104L105 106V107H107ZM109 106V107H110ZM134 106V105H133ZM162 107H164L163 105H161ZM181 106V105H180ZM183 106V105H182ZM204 106H206V105H203V108H204ZM214 106V105H213ZM216 106V105H215ZM4 107V106H3ZM17 107V106H16ZM33 107H35V106H33ZM38 107V106H37ZM41 106H39V108H40ZM79 107H81V106H79ZM99 107H97L98 109H99ZM103 107V106H102ZM114 108V106L112 105L110 108ZM116 107H117V105H116ZM155 107H156V105H155ZM154 107V108H155ZM158 107H160V106H158ZM161 107V108H162ZM189 107V106H188ZM186 108V109H189V108ZM192 107V106H191ZM191 107H190V109H191ZM210 107H212V106H210ZM217 107V106H216ZM221 107H223V106H221ZM225 107H227V105H225ZM230 107V106H229ZM229 107H227V108H229ZM7 108V107H6ZM6 108H3V109H6ZM10 108V107H9ZM15 108V107H14ZM29 108V107H28ZM27 107H26V109H28ZM78 108V107H77ZM76 108V109H77ZM121 108V107H120ZM122 108H124V106L122 107ZM125 108H126V106H125ZM138 108V107H137ZM140 108H141V106H140ZM146 108V107H145ZM206 108H207V106H206ZM226 108V109H227ZM18 109V110H19ZM26 109H24V111L26 110ZM42 110H43V108H41ZM47 109V108H46ZM80 110H79V113H80V116H81V123H83V124H85L86 122H87V117L89 118V115H86V114H91L90 113V107H88V106H86V104H84V107H82V108H79ZM93 109V110H94ZM101 109V108H100ZM96 110V111H102V109L101 110ZM108 109L109 108H107V110L106 111H108ZM119 109V108H118ZM130 109V108H129ZM153 109V108H152ZM160 109V108H159ZM182 109V108H181ZM194 109V108H193ZM199 109V108H198ZM209 109V108H208ZM218 109H219V107H218ZM225 109V111H227ZM230 109V108H229ZM228 109V110H229ZM232 109H230V110H232ZM252 109V108H251ZM17 109H15V111H16ZM29 110H31V109H29ZM34 110V109H33ZM40 110V109H39ZM65 110V109H64ZM110 110V109H109ZM112 110L113 109H111V112H112ZM117 110V109H116ZM123 110V109H122ZM121 110V111H122ZM132 110V109H131ZM163 110H164V108H163ZM166 110V109H165ZM202 110V109H201ZM204 110H205V108H204ZM215 110V109H214ZM254 110V109H253ZM21 111H22V109H21ZM32 111V110H31ZM30 111V112H31ZM44 111V110H43ZM69 111V110H68ZM105 111V110H104ZM206 111V110H205ZM204 111V112H205ZM216 111H218L217 109H216ZM216 111H215V113L212 115V116H214L215 114H216ZM234 111V110H233ZM236 111V110H235ZM241 111H243V110H241ZM240 111V112H241ZM5 112V111H4ZM4 112H1L0 111V118H2L3 119V121L1 122V124H3V126H7L8 127V125L7 124H5L4 125V123L5 122H8V121H10L11 119L10 118H12V116L11 115H6V114H4ZM6 112H7V110H6ZM9 112H11V109H10V111ZM14 112V111H13ZM19 112V111H18ZM23 112V111H22ZM21 112V113H22ZM30 112H28L29 113V115L28 116H33L34 115V112L30 115ZM66 112V111H65ZM75 112H76V110H75ZM74 112V113H75ZM117 112V111H116ZM133 112V111H132ZM150 112H151V110H150ZM160 112H162V111H160ZM191 112V111H190ZM195 112V111H194ZM228 112V111H227ZM231 112V111H230ZM249 112V111H248ZM27 112H26V114H20V115H22L23 116V118H24V116L26 115L27 116V114H28ZM39 113V112H38ZM41 113H42V111H41ZM47 113V112H46ZM102 113V112H101ZM109 113V112H108ZM115 113V112H114ZM120 113V112H119ZM126 113V112H125ZM136 113V112H135ZM168 113V115H169V113L170 112H167ZM167 113H165V116L167 115ZM186 113V112H185ZM192 113V112H191ZM197 113V112H196ZM199 113V112H198ZM197 113V114H198ZM236 113V112H235ZM243 113V112H242ZM241 113V114H242ZM251 113V112H250ZM10 114V113H9ZM15 114H16V112H15ZM19 114V113H18ZM43 114L44 113H42V114H40V115H42L43 116ZM52 114V113H51ZM68 114V113H67ZM96 114H97V112H96ZM96 114H95V116H96ZM103 114V113H102ZM111 114V113H110ZM121 114V113H120ZM119 114V115H120ZM148 114V113H147ZM146 114V115H147ZM151 114V113H150ZM149 114V115H150ZM162 114V113H161ZM183 112H182V116H183ZM189 115V113L187 112L186 113V115ZM202 114H205V113H203L202 112ZM217 114H219L220 115V113H217ZM226 114H229V113H226ZM247 114V113H246ZM13 115V114H12ZM19 115V116H20ZM39 115V114H38ZM47 115H48V113H47ZM52 115H55V114H52ZM74 115H77V113H75ZM98 115V114H97ZM101 114H99L98 115V117L100 116ZM114 115V114H113ZM112 114H111V116L112 117H114ZM118 115V114H117ZM164 115V114H163ZM162 115V116H163ZM167 115V116H168ZM171 115V114H170ZM192 114H190V116L189 117H192L191 116ZM201 115V114H200ZM200 115H198V117L200 116ZM208 114L206 113V116H207ZM237 115V114H236ZM10 118H9V117ZM69 116V115H68ZM105 116V115H104ZM116 116V115H115ZM125 116V115H124ZM138 116V115H137ZM143 116H144V114H143ZM203 116V115H202ZM226 116V115H225ZM245 116V115H244ZM13 117H15V116H13ZM17 117V116H16ZM15 117V118H16ZM34 117H35V115H34ZM34 117H32V118H34ZM39 117V116H38ZM45 117V116H44ZM43 117V118H44ZM53 117V116H52ZM76 117V116H75ZM97 117V116H96ZM96 117H94V119L96 118ZM101 117H103V116H101ZM120 117V116H119ZM126 117V116H125ZM133 117V116H132ZM150 117V116H149ZM160 117H161V115H160ZM188 117V118H189ZM209 117H210V114H209ZM216 117H217V115H216ZM230 118V116H228L227 115V118ZM237 117H239V116H237ZM20 118V117H19ZM22 118V119H23ZM30 118V117H29ZM29 118H27L26 117V119H29ZM32 118H30V120L32 119ZM37 118V117H36ZM35 118V119H36ZM39 118H41V117H39ZM68 118V117H67ZM144 118H146V116H144ZM151 118V117H150ZM162 118V117H161ZM163 118H164V116H163ZM170 118V117H169ZM168 118V119H169ZM173 118V117H172ZM174 118H176L175 116H174ZM173 118V119H174ZM186 118V117H185ZM195 117H192V123H194L193 122V119H194ZM203 118V117H202ZM202 118H198V120L199 119H202ZM214 118V117H213ZM245 118V117H244ZM248 118V117H247ZM16 119H18V118H16ZM16 119H14L15 121H17ZM53 119V118H52ZM70 119V118H69ZM68 119V120H69ZM75 119V118H74ZM90 119V118H89ZM93 119V118H92ZM98 119V118H97ZM112 119V118H111ZM115 119L117 120V118L115 117ZM121 119V118H120ZM123 119V118H122ZM128 119V118H127ZM137 119H139V118H137ZM158 119V118H157ZM166 119V118H165ZM167 119V120H168ZM180 119V118H179ZM182 119H184V117L182 118ZM190 120H191V118H189ZM203 119H205V118H203ZM237 119V118H236ZM235 119V120H236ZM239 119V118H238ZM242 119V118H241ZM241 119H239V120H241ZM19 120V119H18ZM20 120H21V118H20ZM44 120V119H43ZM78 120V119H77ZM99 120V119H98ZM100 120H101V118H100ZM99 120V121H100ZM104 120V119H103ZM118 120H119V118H118ZM126 120V119H125ZM145 120V119H144ZM159 120V119H158ZM162 120V119H161ZM164 120V119H163ZM167 120H164V122H166ZM172 120V119H171ZM167 121V123H170V122H173V121ZM195 120V119H194ZM211 122L213 121L212 120V117H211ZM219 120V119H218ZM229 120V119H228ZM231 120H233V118L231 119ZM234 120V121H235ZM239 120H238V122H239ZM35 121V120H34ZM98 122L97 120H94L93 122ZM114 121V120H113ZM129 121V120H128ZM148 121V120H147ZM156 121V120H155ZM178 120H176V122H177ZM182 122L184 121V120H181ZM188 121V120H187ZM186 121V122H187ZM195 121H197V120H195ZM200 121V120H199ZM202 121V120H201ZM199 122V123H201L202 124V122L204 121H202V122ZM216 121V125L213 123V126L215 125V126H217V128H219L218 126H220V125H218V122H217V120H215ZM233 121V122H234ZM11 122H13V120L11 121ZM10 122V123H11ZM18 122V121H17ZM27 122H28V120H27ZM37 122H38V119H37ZM40 122L42 123V121L40 120ZM39 122V123H40ZM92 122V121H91ZM92 122V123H93ZM117 122V121H116ZM115 122V123H116ZM122 122V121H121ZM126 122V121H125ZM132 122H134V121H132ZM140 122H141V120H140ZM185 122V121H184ZM186 122L185 123H183V124H186ZM223 122V121H222ZM227 122V121H226ZM236 122H237V120H236ZM237 122V123H238ZM241 122V121H240ZM240 122H239V125H240ZM9 123V124H10ZM14 123V122H13ZM23 123V122H22ZM29 123V122H28ZM34 122H33V120H32V123H31V126H32V124H33ZM55 123V122H54ZM78 123H80V122H78ZM109 123V122H108ZM118 123H120V122H118ZM130 123V122H129ZM150 123V122H149ZM156 123V122H155ZM189 123H190V121H189ZM189 123H187L186 125H188ZM208 123H209V121L207 122V125H208ZM229 123V122H228ZM227 123V124H228ZM236 123V124H237ZM244 123V122H243ZM12 124V123H11ZM15 124H17V125H15ZM20 124V123H19ZM45 124V123H44ZM52 124V123H51ZM91 124V123H90ZM96 124V123H95ZM94 124V125H95ZM98 124V123H97ZM106 124V123H105ZM117 124V123H116ZM128 124V123H127ZM136 124H137V122H136ZM145 124V123H144ZM151 124V123H150ZM159 124V123H158ZM171 124H173V123H170V125L168 124V126H169V128H170V126H171ZM179 124V123H178ZM182 124V125H183ZM212 124V123H211ZM230 124H231V122H230ZM13 125V124H12ZM14 125L18 128V123H14ZM13 125V126H14ZM20 125H22V124H20ZM19 125V126H20ZM29 124H27V126H28ZM35 125H36V123H35ZM57 125V124H56ZM86 125H88V123L86 124ZM120 125V124H119ZM138 125V124H137ZM155 125V124H154ZM160 125H162L161 123H160ZM166 125V124H165ZM195 125H198V122H197V124H196V122H195ZM203 125V124H202ZM204 125H205V123H204ZM232 125H235V124H233L232 123ZM231 125V126H232ZM244 125V124H243ZM245 125H246V123H245ZM2 126V127H3ZM15 126H14V129H15ZM24 126L25 125H23V128H24ZM54 126V125H53ZM80 126V125H79ZM85 126V125H84ZM83 126V127H84ZM91 126V125H90ZM103 126V125H102ZM117 126H118V124H117ZM158 126V125H157ZM163 126V125H162ZM168 126H166L165 127V129L166 128H168ZM178 126V125H177ZM180 126V125H179ZM179 126H178V130L180 129L179 128ZM236 126V125H235ZM240 126H242V123H241V125ZM6 127V128H7ZM34 127V126H33ZM36 127H38V124H37V126ZM35 127V128H36ZM42 127H44V126H42ZM56 126H54V128H55ZM58 127V126H57ZM82 127V126H81ZM94 126L92 125V133L93 132H96V129H95V131H93V128ZM97 129H99V125H97ZM106 127V126H105ZM104 127V128H105ZM112 127H114V125L112 126ZM111 127V128H112ZM143 127V126H142ZM164 127V126H163ZM162 127V128H163ZM176 127V126H175ZM183 127V126H182ZM189 127H191V126H189ZM193 127H196V126H193ZM203 127V129H205L204 128V126H202ZM223 127V126H222ZM237 127V126H236ZM236 127H233V128H236ZM243 127V126H242ZM5 128V129H6ZM13 128V127H12ZM16 128V129H17ZM19 128H21V127H19ZM41 128V127H40ZM45 128V127H44ZM47 128L49 129V132L48 133H50V132H52V130L50 129L51 128V126H48L47 125ZM96 128V127H95ZM103 128V129H104ZM116 128H120V127H116ZM136 128V127H135ZM168 128V130H170V132H172L171 131V129H174V127H173V125L171 126V129H169ZM177 128V127H176ZM199 129V127L197 126L196 127V132L198 133V129ZM200 128H201V126H200ZM206 128H210V126L209 127H206ZM211 128H212V126H211ZM224 128V127H223ZM228 128V127H227ZM238 128V127H237ZM2 129H4V128H2ZM29 129H30V131H31V127H29ZM29 129L27 130V131H29ZM34 128H32V130H33ZM53 129V128H52ZM61 129V128H60ZM134 129V128H133ZM137 129V128H136ZM147 129V128H146ZM186 129V128H185ZM213 129V128H212ZM240 129H241V127H240ZM7 130V129H6ZM9 130V129H8ZM19 130V129H18ZM20 130H19V132H20ZM37 130V129H36ZM35 130V132H39L38 130L36 131ZM51 130V131H50ZM89 130V129H88ZM118 130V129H117ZM167 130V129H166ZM166 130H165V132H166ZM167 130V131H168ZM176 130V129H175ZM187 130H188V128H187ZM200 130V129H199ZM219 130H221V129H219ZM2 131V130H1ZM5 131V130H4ZM14 131V130H13ZM17 131V130H16ZM34 131V130H33ZM99 131V130H98ZM128 131V130H127ZM141 131V130H140ZM160 130H158V132H159ZM177 131V130H176ZM181 131H183L182 129H181ZM180 131V132H181ZM191 131V130H190ZM209 131V130H208ZM213 131V130H212ZM211 131V132H212ZM229 131V130H228ZM235 130H232V132H234ZM240 131V130H239ZM239 131H236V132H239ZM247 131V132H248ZM32 132V131H31ZM42 132V131H41ZM90 132V131H89ZM99 132H102V131H99ZM99 132H97V135H98V137H100V138H103V137H105L104 135H103V137H101V136H99ZM131 132V131H130ZM133 132V131H132ZM156 132L157 131H155V136H156ZM169 132V133H170ZM174 132V131H173ZM178 132V131H177ZM201 132V131H200ZM241 132H243V131H241ZM240 132V133H241ZM40 133V132H39ZM39 133H38V135H39ZM47 133V132H46ZM99 133V134H98ZM104 133H105V130H104ZM109 133H110V131H109ZM118 133V132H117ZM142 133V132H141ZM144 133H146L145 131H144ZM148 133H150L149 131H148ZM148 133H146V134H148ZM153 133V132H152ZM160 133H163L162 131L160 132ZM167 133V132H166ZM190 133H192V132H190ZM215 133H218V129H217V132H215ZM214 133V134H215ZM9 134V133H8ZM11 134V133H10ZM16 134V133H15ZM20 134V135H21ZM86 134H89V133H86ZM95 134V133H94ZM103 134V133H102ZM108 134V133H107ZM106 134V135H107ZM111 134V133H110ZM110 134L108 135V136H110ZM114 134V133H113ZM172 134H174L175 135V133H172ZM172 134H169V135H171V136H173ZM183 134H185V133H182V136H183ZM194 134H195V132H194ZM199 135H200V133H198ZM198 134H197V136H198ZM203 134H204V132H203ZM210 134H212V133H210ZM209 134V135H210ZM219 134H220V132H219ZM232 134V133H231ZM237 134V133H236ZM236 134H234V135H236ZM245 135H246V133H244ZM3 135V134H2ZM7 135V134H6ZM48 136H51L52 137V135H49V134H47ZM46 135V136H47ZM96 134H95V136H97ZM143 136H145V134H142ZM141 135V136H142ZM164 135H165V133H164ZM168 135V136H169ZM179 135H181V133L179 134ZM189 135V134H188ZM242 135V134H241ZM15 136H17V134L15 135ZM43 136H45V135H43ZM91 136H92V138L94 137V135L93 134H91ZM107 136V137H108ZM118 136V135H117ZM122 136V135H121ZM124 136V135H123ZM122 136V137H123ZM126 136V135H125ZM135 136H137V135H135ZM150 136V135H149ZM152 136V138H149V144L151 145V146H153V144H154V140H152L153 139V136L154 135H151ZM150 136V137H151ZM158 136V135H157ZM161 136V135H160ZM159 136V137H160ZM168 136H166V137H164L165 139H167V137ZM175 136H178V134L176 133V135ZM174 136V137H175ZM193 136H195V135H193ZM204 136V135H203ZM219 136V135H218ZM225 136H226V134H225ZM238 136H239V134H238ZM263 136V135H262ZM2 137V136H1ZM32 137V136H31ZM33 137H34V135H33ZM42 137V136H41ZM54 137H55V135H54ZM62 137V136H61ZM116 137V136H115ZM139 137H140V135H139ZM159 137H158V139L157 138H155V139H157V140H159ZM170 137V136H169ZM187 136L185 135V138H186ZM200 137H202V136H199V138ZM220 137V136H219ZM218 137V138H219ZM234 137V136H233ZM239 137H241V136H239ZM245 137H247V136H245ZM5 138V137H4ZM17 138H19V135H18V137ZM45 138V137H44ZM46 138H48V137H46ZM50 138V137H49ZM67 138V137H66ZM66 138H64V140L66 139ZM68 138H69V136H68ZM67 138V139H68ZM112 138V137H111ZM111 138H109V139H111ZM113 138H114V136H113ZM121 138V137H120ZM128 138V137H127ZM127 138H122V139H126L127 140ZM130 138V137H129ZM128 138V139H129ZM144 138V137H143ZM142 138V139H143ZM147 138H148V136H147ZM146 138V139H147ZM177 138V137H176ZM181 138V137H180ZM179 138V140H181L182 141V139H180ZM188 138V137H187ZM190 138V137H189ZM192 138V137H191ZM195 138V137H194ZM194 138H192V139H194ZM205 138V137H204ZM203 138V139H204ZM220 138H222V136L220 137ZM219 138V139H220ZM224 138V137H223ZM234 138H236V137H234ZM6 139V138H5ZM5 139H4V141H5ZM22 139V138H21ZM20 139V140H21ZM52 139V138H51ZM66 139V140H67ZM96 139V138H95ZM98 139V138H97ZM103 139H105V138H103ZM121 139V140H122ZM132 140H133V138H131ZM141 139V140H142ZM151 139V140H150ZM184 139V138H183ZM202 139V140H203ZM233 139V138H232ZM238 139V138H237ZM243 139V138H242ZM55 140V139H54ZM63 140V141H64ZM69 140V139H68ZM90 140V139H89ZM102 140V139H101ZM118 140V139H117ZM126 140H123V141H126ZM131 140V141H132ZM136 140V139H135ZM140 140V141H141ZM143 140H145V139H143ZM162 140V136H161V138H160V141ZM168 140V139H167ZM167 140H163V143L162 142H158L157 143V146H158V144L160 145H166V141ZM171 138H170V140H168V141H170L171 142ZM187 140V139H186ZM189 140V139H188ZM195 140V139H194ZM201 140V139H200ZM208 140V139H207ZM216 140V139H215ZM214 140V141H215ZM229 140V139H228ZM231 140V139H230ZM236 140V139H235ZM3 141V142H4ZM13 141H14V137L12 138H9L8 139V141L7 142H10V143H13ZM18 141H19V139H18ZM72 141V140H71ZM92 141V140H91ZM139 141V140H138ZM140 141L138 142V143H140ZM146 141V140H145ZM173 141V140H172ZM176 141H178V138H177V140ZM190 141V140H189ZM192 141V140H191ZM190 141V142H191ZM199 141V140H198ZM196 142V143H199V142ZM209 141V140H208ZM219 141V140H218ZM223 141V140H222ZM222 141H221V143H222ZM237 141H240V140H237ZM1 142H2V140H1ZM66 142V144H67V141H65ZM83 142H85L86 143V145H85V143H83ZM93 142V141H92ZM101 142V141H100ZM108 142H109V140H108ZM113 142H114V139H113ZM128 142H130V141H128ZM136 142V141H135ZM179 143H180V141H178ZM206 142V141H205ZM4 143H6V142H4ZM9 143V144H10ZM33 143V142H32ZM37 143H39V142H37ZM37 143H35L36 145H37ZM63 143V142H62ZM106 143V142H105ZM110 143V142H109ZM116 143H117V141H116ZM115 143V144H116ZM134 143V142H133ZM142 143V142H141ZM167 143H169V142H167ZM172 143H175L174 141L172 142ZM192 143L194 144L195 142H193L192 141ZM215 143V142H214ZM231 143V142H230ZM259 145H257V146H259V148L257 147H255L256 149H258V150H256V149H253V150H249V155H250V158H249V156H248V158H249V161H250V163H249V166H252L253 168L255 167V169H258V171H261L262 172V175L264 176V136L262 137V140H260L259 141ZM49 144V143H48ZM71 144H70V141H69V146H71ZM98 144H99V142H98ZM101 144V143H100ZM171 143H169V145H170ZM191 144V143H190ZM201 144H204V142L203 143H201ZM200 144V145H201ZM207 144V143H206ZM219 144V143H218ZM227 144V143H226ZM253 144H254V142H253ZM13 145V144H12ZM52 145V144H51ZM50 145V146H51ZM61 145H63V144H61ZM95 145V144H94ZM154 145H156V144H154ZM168 145V146H169ZM173 145V144H172ZM174 145H176V144H174ZM197 145V144H196ZM199 145V144H198ZM199 145V146H200ZM208 145V144H207ZM220 145V144H219ZM223 146H224V143L222 144ZM221 145V146H222ZM2 146V145H1ZM49 146V147H50ZM54 146V145H53ZM52 146V147H53ZM65 146V145H64ZM104 145H102V146H99L98 145V147H103ZM110 146V145H109ZM156 146V150L155 151H157V155H158V157L160 156H163L162 155V152L160 151L162 148L161 147H157ZM168 146L166 147L167 149H168ZM171 146V145H170ZM177 146V145H176ZM175 146V147H176ZM198 146V147H199ZM204 146V145H203ZM210 146V145H209ZM227 146V145H226ZM229 146V145H228ZM228 146H227V148H226V150L228 149ZM233 146H235V145H233ZM240 146V145H239ZM253 146H256L255 144L253 145ZM48 147V148H49ZM105 147V146H104ZM140 147V146H139ZM138 147V148H139ZM172 147V146H171ZM179 147V146H178ZM177 147V148H178ZM183 147V146H182ZM186 147V146H185ZM190 147H192V146H188V148H190ZM249 147V146H248ZM68 148H70V147H68ZM73 148V147H72ZM94 148V147H93ZM96 148V147H95ZM161 148V149H160ZM166 148H163V149H166ZM187 148V149H188ZM193 148H197V147H195V145H194V147ZM191 149V150H194V149ZM204 148H206V147H204ZM210 148V147H209ZM236 148H237V145H236ZM251 148V147H250ZM25 149H27V148H25ZM45 149V148H44ZM61 149H62V147H61ZM74 149H76V148H74ZM111 149V148H110ZM119 149V148H118ZM153 149V148H152ZM155 149V148H154ZM174 149H176V148H174V146L172 147V150L171 151H173L172 152V155H173V157H174ZM180 149V148H179ZM201 149H203V147L202 148H200L199 150H201ZM231 149H233V148H231ZM230 149V150H231ZM48 150V149H47ZM50 151H51V149H49ZM65 150V149H64ZM71 150V149H70ZM98 150H99V154L101 153V152H104V151H102V149L100 148H98ZM97 150V151H98ZM101 150V151H100ZM104 150V149H103ZM120 150V149H119ZM141 150V149H140ZM169 151H170V148L168 149ZM178 150V149H177ZM190 150V149H189ZM196 150V149H195ZM212 150V149H211ZM221 150H222V148H221ZM225 150V149H224ZM238 150V149H237ZM240 150V149H239ZM24 152H25V154H26V151L25 150H23ZM34 151V150H33ZM36 151H38V150H36ZM63 151V150H62ZM69 151V150H68ZM76 151V150H75ZM75 151L73 152L72 151V153H73V155H77V153L75 154ZM77 151H79L78 149H77ZM116 151V150H115ZM146 151V150H145ZM165 151V150H164ZM187 151V150H186ZM202 151V150H201ZM203 151H204V149H203ZM246 151V150H245ZM29 152V151H28ZM48 153H49V151H47ZM64 152V151H63ZM63 152H62V154H63ZM66 152V151H65ZM64 152V153H65ZM71 152V151H70ZM119 152V151H118ZM121 152V151H120ZM128 152V151H127ZM130 152V151H129ZM179 151H177V153H178ZM194 152H196V153H198L197 151H194ZM194 152H193V154H194ZM205 152L206 151H204L202 154H205ZM207 152H210V151H207ZM206 152V153H207ZM223 152V151H222ZM229 152V151H228ZM227 152V153H228ZM248 152V151H247ZM51 153V152H50ZM50 153L48 154V155H50ZM72 153H70L71 155H72ZM106 153V152H105ZM131 153V152H130ZM147 153V152H146ZM154 153V152H153ZM187 153H188V151H187ZM211 153V152H210ZM221 153V152H220ZM224 153V152H223ZM226 153V154H227ZM231 153V151L229 152V154ZM96 154V153H95ZM110 154V153H109ZM123 154V153H122ZM155 154V153H154ZM169 154V153H168ZM170 154H171V152H170ZM176 154V153H175ZM209 154V153H208ZM214 154V153H213ZM225 154V155H226ZM228 154V155H229ZM232 154H234V152L232 153ZM239 154H240V151H239ZM251 154L253 155V156H251ZM15 155V156H14ZM98 155V154H97ZM126 155H129L128 153L126 154ZM156 155V154H155ZM178 155V154H177ZM176 155V156H177ZM192 155V154H191ZM212 154H210V156H211ZM217 155V154H216ZM222 155V154H221ZM236 155V154H235ZM248 155V154H247ZM45 156V155H44ZM99 156H101V157H103L102 156V153L99 155ZM98 156V157H99ZM109 156V155H108ZM108 156H106V158L108 157ZM125 156V155H124ZM145 156V155H144ZM203 156H205V155H203ZM231 156H233V155H231ZM229 157V158H232V157ZM11 157H13V159H15V160H17L16 162V164L15 165H12L11 167H8V164H9V159L11 158ZM31 157V156H30ZM41 157H43V155L41 156ZM46 157V156H45ZM59 157H60V155H59ZM61 157H63L62 155H61ZM66 157H68V156H66ZM97 157V158H98ZM121 157H123V156H121ZM121 157H120V159L119 160H121L122 161V159H123V162L124 163H126L125 161H126V159H125V161H124V158H122L121 159ZM148 157V156H147ZM146 157V158H147ZM156 157V156H155ZM154 157V158H155ZM158 157H157V159H158ZM189 157V156H188ZM195 157V156H194ZM197 157V156H196ZM199 157V156H198ZM206 157H207V154H206ZM219 157V156H218ZM225 157V156H224ZM223 157V155H222V158H224ZM227 157V156H226ZM235 157H237V156H235ZM240 157H242V156H240ZM239 157V158H240ZM79 158V157H78ZM78 158H76V159H78ZM118 158V157H117ZM117 158H115V160L114 161H116V159ZM193 158V157H192ZM204 159H205V157H203ZM215 158V157H214ZM229 158H227V160L229 159ZM29 158H27V160H28ZM51 159V158H50ZM73 159H75V158H73ZM73 159L71 160V162L73 161ZM104 158H102V160H103ZM114 158H109V160H113ZM129 159H130V157H129ZM176 160H177V158H175ZM182 159V158H181ZM195 159V158H194ZM208 159H209V156H208ZM219 159V158H218ZM221 159V158H220ZM15 160H14V162H15ZM37 160V159H36ZM41 160V159H40ZM59 160V159H58ZM68 160V159H67ZM66 160V161H67ZM105 160L106 159H104V162H105ZM128 160V159H127ZM133 161V156H132V159H130V161ZM155 160V159H154ZM183 160V159H182ZM187 160V159H186ZM214 161H215V159H213ZM222 160H224V159H222ZM230 160H232V159H230ZM234 160H236V158L234 159ZM241 160V159H240ZM243 160V159H242ZM113 161V162H114ZM129 160H128V164H129V162H130ZM156 161V160H155ZM160 161H162V159L160 160ZM172 161V160H171ZM188 161V160H187ZM195 161H196V159H195ZM199 161V160H198ZM233 161V160H232ZM244 161H246V158H245V160ZM25 162V161H24ZM33 162V161H32ZM37 162V161H36ZM65 162V160H64V158L62 159V160H60V161H58V162H56L55 161V164L53 165L54 166V169H50V171L47 173V176L45 177V178H47L48 176L50 177L52 174H55V175H57V173H58V169L59 168H62V166H63V163ZM69 162H70V158H69ZM101 162V161H100ZM103 162V161H102ZM112 162V163H113ZM123 162H122V164H123ZM146 162V161H145ZM149 162V161H148ZM147 162V165H146V167L148 166V165H150L149 163ZM154 161H152V163H153ZM159 162V161H158ZM158 162L157 163H155V165L156 164H158ZM209 162H211V161H209ZM236 162V161H235ZM11 163V162H10ZM40 163H42V162H40ZM75 163V162H74ZM106 163H108L107 161H106ZM105 163V164H106ZM118 162H116V164H117ZM121 163V162H120ZM126 163V164H127ZM163 163V162H162ZM169 163H171V162H169ZM184 163H185V161L183 162V165H184ZM190 163V162H189ZM205 163V162H204ZM218 163H219V161H218ZM237 163V162H236ZM245 163V162H244ZM71 164V163H70ZM73 164V163H72ZM101 163H99V165H100ZM127 164V165H128ZM161 164V163H160ZM175 164V163H174ZM173 164V165H174ZM177 164V166H179L180 164H178V163H176ZM188 164V163H187ZM187 164L185 165L186 166V169H184L183 168V170L185 171V170H187V168H189V167H187ZM192 165H191V167L192 166H194V167H196V164H194L193 165V163H191ZM209 164V163H208ZM212 164V163H211ZM214 164V163H213ZM225 164V163H224ZM232 164V163H231ZM235 164V163H234ZM67 165V164H66ZM114 165H115V162H114ZM124 165V164H123ZM144 165V164H143ZM189 165V164H188ZM221 165H222V161H221ZM236 165V164H235ZM243 166H245L244 164H242ZM246 165H247V163H246ZM18 166V167H19ZM33 166V165H32ZM41 166V165H40ZM75 166V165H74ZM105 166V165H104ZM109 166V165H108ZM157 166V165H156ZM156 166H154L155 168H156ZM159 166V165H158ZM174 166H176V165H174ZM190 166V165H189ZM220 166V165H219ZM223 166H225V165H223ZM229 166H230V161H229ZM232 166V165H231ZM68 167V166H67ZM97 167V166H96ZM101 167H103V166H101ZM116 167V166H115ZM115 167H113V168H115ZM124 167H126V165H124ZM151 167L153 168V165H151ZM151 167H149V168H151ZM162 167H164V166H162ZM168 167H171V166H168ZM182 168L183 166H179V168ZM190 167V168H191ZM201 167H205V166H201ZM208 167V166H207ZM212 167H214L213 165H212ZM228 167V166H227ZM235 167V166H234ZM239 167H241V166H239ZM251 167V168H252ZM38 168V169H37ZM64 168V167H63ZM104 168V167H103ZM151 168V169H152ZM164 168H166V167H164ZM173 168H176V167H173ZM181 168H180V176H181ZM210 168V167H209ZM215 168V167H214ZM247 168H248V166H247ZM247 168H245V169H247ZM250 168V167H249ZM252 168V169H253ZM40 169H42V168H40ZM64 169H66V168H64ZM68 170H69V168H67ZM94 169H96V168H94ZM105 169H107L106 167H105ZM143 169H144V172L143 173H145V171L148 169H145L144 167H143ZM142 169V170H143ZM159 169H161L162 170V168H160L159 167ZM168 169V168H167ZM178 169V168H177ZM192 169V168H191ZM197 169H199L198 168V166H197ZM204 169V168H203ZM208 169V168H207ZM220 169V168H219ZM218 169V170H219ZM225 169H226V167H225ZM228 169V168H227ZM225 170V172L227 171L228 172V170H230V169H228V170ZM244 169V170H245ZM254 169V170H255ZM20 170V169H19ZM68 170H66L65 172L67 173V171ZM110 170V169H109ZM123 170V169H122ZM121 170V171H122ZM153 170V169H152ZM151 170V171H152ZM156 170H157V168H156ZM166 170V169H165ZM165 170L163 169V171L165 172ZM169 170H171V171H173L172 169H169ZM169 170H167V171H169ZM176 170V169H175ZM179 170V169H178ZM205 170V169H204ZM209 171L211 170V169H208ZM208 170H207V173H208ZM212 170H214V169H212ZM223 170H224V168H223ZM223 170H221V171H223ZM238 170H240V169H238ZM243 170V169H242ZM248 170V169H247ZM28 171H29V169H28ZM70 171V170H69ZM69 171H68V173H69ZM108 171V170H107ZM106 171V172H107ZM112 171V170H111ZM150 171V170H149ZM149 171H148V173H147V176H148V174L150 175V173H149ZM150 171V172H151ZM153 171H155V169L153 170ZM159 171V170H158ZM167 171H166V173H167ZM183 171V172H184ZM190 171V170H189ZM203 171V170H202ZM216 171H217V169H216ZM215 171V172H216ZM249 171V170H248ZM252 171V170H251ZM71 172V171H70ZM115 171H113L112 172V175H113V173H114ZM117 172V171H116ZM116 172H115V174H116ZM147 172V171H146ZM160 172V171H159ZM182 172V173H183ZM193 172H195L194 170H193ZM192 172V173H193ZM201 171H199V173H200ZM211 172V171H210ZM220 171H217V174L219 173ZM226 172V173H227ZM236 172H237V170H236ZM236 172H235V175H236ZM239 172V171H238ZM237 172V173H238ZM253 172V171H252ZM252 172H250V173H252ZM257 172V171H256ZM45 173V172H44ZM67 173V174H68ZM74 173V172H73ZM151 173H153V172H151ZM155 173V172H154ZM169 173V172H168ZM173 173H174V175H177V174H175V173H177V172H174L173 171ZM186 172H184L183 174H185ZM188 173V172H187ZM198 172L196 173V174H199ZM204 173V172H203ZM206 173V172H205ZM203 174L205 177H207V174ZM211 173H213V172H211ZM225 173V174H226ZM243 173V172H242ZM69 174V175H70ZM106 174V173H105ZM157 174V173H156ZM183 174H182V176H183ZM202 173H200L199 175H201ZM220 174V173H219ZM231 174H232V172H231ZM257 174H259V172L257 173ZM63 175V174H62ZM145 175V174H144ZM174 175H172V176H174ZM194 175V174H193ZM209 176L208 177H211V175L212 174H208ZM223 175H224V172H223ZM222 175V176H223ZM234 175V174H233ZM238 175H239V173H238ZM238 175L236 176V178L238 177ZM243 175V174H242ZM247 176H246V178H248V174H246ZM254 175H256V174H254ZM260 175V174H259ZM42 176H44L43 174H42ZM87 176H89V175H87ZM116 176V175H115ZM146 176V175H145ZM159 176V175H158ZM164 176V175H163ZM162 176V177H163ZM178 176V175H177ZM204 176H202V178H204ZM219 176V175H218ZM228 176V175H227ZM226 176V177H227ZM257 176V175H256ZM58 177V176H57ZM157 177V176H156ZM201 177V176H200ZM217 177V176H216ZM231 177V176H230ZM259 177V176H258ZM258 177H256L258 180L260 179V178H258ZM41 178V177H40ZM66 178L68 179V177L66 176ZM94 178V177H93ZM92 178V179H93ZM109 178H111L110 176H109ZM109 178H108V181L111 183V188H110V190L111 191H113L114 190V188H115V185L116 184H121L122 185V181L120 180L121 178H120V176L118 175V176H116L115 177V179H113L112 181H110L109 180ZM119 178V179H118ZM130 178V177H129ZM170 178V177H169ZM175 178H176V176H175ZM180 178V177H179ZM179 178H177V179H179ZM186 178V177H185ZM185 178H183V180L185 179ZM223 178V177H222ZM229 178V177H228ZM240 178L242 179V176H240ZM246 178H244V179H246ZM263 178V177H262ZM61 179H63L62 178V176H61ZM85 179V178H84ZM83 179V180H84ZM88 179V178H87ZM86 179V180H87ZM107 179V178H106ZM128 179V178H127ZM159 179V178H158ZM172 179V178H171ZM173 179H174V177H173ZM192 179V178H191ZM205 179V178H204ZM214 179V178H213ZM219 179V178H218ZM221 179V178H220ZM224 179H225V176H224ZM230 180H233V179H235L234 177H233V179H231V178H229ZM228 179V180H229ZM239 179V178H238ZM244 179H243V181H244ZM249 179V178H248ZM89 180V179H88ZM126 180V179H125ZM124 180V181H125ZM129 180V179H128ZM160 180H161V178H160ZM182 180V179H181ZM180 180V181H181ZM200 180H202V179H200ZM206 180V179H205ZM205 180H204V182H205ZM207 180H208V178H207ZM225 180H227V179H225ZM237 180V179H236ZM235 180V181H236ZM240 180V179H239ZM238 180V181H239ZM247 180V179H246ZM255 180V179H254ZM258 180H256V181H258ZM261 180V179H260ZM58 181V180H57ZM81 181V182H80ZM107 181V180H106ZM107 181V182H108ZM123 181V182H124ZM151 181V180H150ZM167 181V180H166ZM219 181V180H218ZM224 181V180H223ZM241 181V180H240ZM243 181H241V182H243ZM249 181V180H248ZM61 182H62V180H61ZM168 182V181H167ZM170 183H173L174 184V182H175V180L174 181H172L171 182V180L169 181ZM183 182V181H182ZM188 182V181H187ZM203 182V183H204ZM222 181H220L219 183H221ZM254 182V181H253ZM259 182V181H258ZM125 183V182H124ZM126 183H128V182H126ZM177 183V182H176ZM175 183V184H176ZM196 183V182H195ZM229 183V182H228ZM231 183V182H230ZM236 183V182H235ZM240 183V182H239ZM238 183V184H239ZM251 183V182H250ZM53 184V183H52ZM69 184H71V186L70 187H68V185ZM114 184V185H113ZM147 184H151V182L150 183H147ZM172 184V185H173ZM178 184V183H177ZM193 184V183H192ZM205 184V183H204ZM210 184V183H209ZM211 184H212V182H211ZM210 184V185H211ZM227 184V182H225V185ZM233 184V183H232ZM238 184L236 185V186H238ZM241 184V183H240ZM245 184H247V183H245ZM260 184V183H259ZM262 184H264L263 182H262ZM109 185V184H108ZM108 185H107V187H108ZM125 185V184H124ZM130 185V184H129ZM132 185H133V183H132ZM183 185L184 184H182V188H183ZM242 185V184H241ZM102 186H104V185H102ZM151 186H153V183H152V185ZM160 186V185H159ZM167 186H170V185H167ZM200 186H202L201 184H200ZM216 186V185H215ZM227 186V185H226ZM232 186V185H231ZM247 186V185H246ZM253 186H254V184H253ZM262 186V185H261ZM53 187V186H52ZM107 187H105V188H107ZM110 187V186H109ZM144 187H145V185H144ZM143 187V188H144ZM154 187H156L155 185H154ZM165 187V186H164ZM177 187H179V186H177ZM180 187V188H181ZM193 187V186H192ZM205 187H206V185H205ZM217 187H218V185H217ZM222 187L224 188V184L222 185ZM230 187V186H229ZM240 187V186H239ZM238 187V188H239ZM120 188H122V187H120ZM119 188V189H120ZM150 188V187H149ZM151 188H153V187H151ZM168 188V187H167ZM175 188H176V186L174 187V191H175ZM203 189H204V187H202ZM232 188V187H231ZM248 188V187H247ZM249 188H250V186H249ZM256 188V187H255ZM259 187H257V189H258ZM100 189V188H99ZM144 189H146V188H144ZM144 189H142V190H144ZM160 189V188H159ZM169 189V188H168ZM170 189H173V187L172 188H170ZM177 189V188H176ZM198 188H196V190H197ZM202 189V190H203ZM217 189V188H216ZM215 189V190H216ZM222 189V188H221ZM225 189H228V188H224V190ZM240 189H242V188H240ZM239 189V190H240ZM254 189V188H253ZM69 190V191H68ZM109 190V191H110ZM157 190V189H156ZM161 190H163V189H161ZM214 190V189H213ZM217 190H219V188L217 189ZM229 190H231V189H229ZM233 190V189H232ZM231 190V191H232ZM246 190V189H245ZM259 190V189H258ZM258 190H256V191H258ZM263 190V186H262V189L260 190V191H262ZM118 191V190H117ZM121 191V190H120ZM119 191V193H121ZM124 191V190H123ZM164 191H166L165 190V188H164ZM168 191V190H167ZM170 191V190H169ZM180 191H181V189H180ZM184 191V190H183ZM201 191V190H200ZM205 191H206V188H205ZM211 191V190H210ZM220 192H222L221 190H219ZM226 191V190H225ZM242 191V190H241ZM249 191V190H248ZM264 191V190H263ZM98 192V193H97ZM105 192V191H104ZM136 192H138V190L136 191ZM135 192V193H136ZM142 193H143V191H141ZM140 192V194L142 195V193ZM147 192V191H146ZM152 192H155V190H153ZM158 192H159V190H158ZM198 192H199V189H198ZM219 192V193H220ZM232 192H235V191H232ZM245 192V191H244ZM253 192V191H252ZM107 193H108V191H107ZM106 192H105V194L106 195H108ZM111 193V192H110ZM110 193H109V195H110ZM113 193H114V191H113ZM124 193V195H122V193L119 195L118 194V196L120 197H123V198H125V199H129V198H131V192L129 193V192H126L125 193V191L123 192ZM145 193V192H144ZM149 193V192H148ZM165 193V192H164ZM168 193V192H167ZM165 194V195H168V194ZM196 193H197V191H196ZM218 193V194H219ZM238 193H239V191H238ZM246 193V192H245ZM253 193H255V190H254V192ZM116 194L117 193H115V196H116ZM139 194V193H138ZM137 194V195H138ZM146 194V193H145ZM162 194H163V192H162ZM171 194V193H170ZM194 194H195V191H194ZM202 194V193H201ZM208 194V193H207ZM207 194H205V195H207ZM211 194V193H210ZM232 194V193H231ZM231 194H230V196H231ZM244 194V193H243ZM242 194V195H243ZM247 194V193H246ZM250 194H251V192H250ZM264 194V193H263ZM98 195H100L99 197H98ZM133 195H134V193H133ZM158 195V194H157ZM161 195V193L159 194V196ZM164 194H163V200H164V198L166 197ZM176 195V194H175ZM188 195L189 196H191L192 195V193H191V195H190V192L188 193ZM198 195H200V194H198ZM226 196V197H228L227 199H226V202H227V200L229 199V196H228V194H223L222 196ZM234 195H236V197H237V194H234ZM238 195H240V194H238ZM245 195V194H244ZM248 195V194H247ZM252 195V194H251ZM261 195H262V193H261ZM110 196H113L112 195V193H111V195ZM117 196V197H118ZM140 196V195H139ZM146 196H147V194H146ZM149 196V195H148ZM147 196V197H148ZM169 196V195H168ZM168 196H167V198H168ZM174 196V195H173ZM186 196V195H185ZM188 196V197H189ZM196 196H197V194H196ZM263 196V195H262ZM11 197H14V200H16V204L15 205H13V206H10V198ZM105 197V196H104ZM144 196H142L141 198H143ZM152 197H153V195H152ZM161 197H162V195H161ZM160 197V200L162 199ZM175 197V196H174ZM195 197V196H194ZM194 197H193V199H194ZM207 197V196H206ZM212 197V196H211ZM220 197V196H219ZM235 197V196H234ZM233 197V198H234ZM240 197V196H239ZM247 197V196H246ZM34 198V197H33ZM107 198V197H106ZM116 198V197H115ZM133 198V197H132ZM136 198H138V197H136ZM135 198V199H136ZM159 198V197H158ZM166 198V199H167ZM190 198V197H189ZM209 199H210V197H208ZM215 198V197H214ZM222 199L223 198H225V197H221ZM249 198H251V197H249ZM253 198V197H252ZM258 198V197H257ZM32 199V198H31ZM100 199H101V197H100ZM114 199V198H113ZM120 199V198H119ZM119 199H115V200H118V203H119ZM155 199V198H154ZM190 199H192V197L190 198ZM189 199V200H190ZM197 199H198V197H197ZM204 199V198H203ZM203 199H201L202 200V202L201 203H203ZM216 200L218 199L219 200V198H215ZM237 199V198H236ZM241 199V198H240ZM246 199V198H245ZM99 200V199H98ZM103 200H105L106 201V199H103ZM102 200V201H103ZM114 200V201H115ZM137 200H139V199H136V202H138ZM149 200H151V198L149 199ZM153 200V199H152ZM157 200V199H156ZM155 200V201H156ZM168 200V199H167ZM169 200H171V199H169ZM195 200V199H194ZM193 200V201H194ZM200 200V199H199ZM200 200V201H201ZM205 200H207V199H205ZM221 200V199H220ZM232 200V199H231ZM231 200H229V201H231ZM248 200V199H247ZM247 200H245V201H247ZM250 200V199H249ZM258 200V199H257ZM262 200L264 201V199L262 198ZM34 201V200H33ZM40 201H42V200H40ZM49 201V200H48ZM96 201V202H95ZM100 201V200H99ZM113 201V200H112ZM129 203H132L131 202V200L129 199ZM141 201V200H140ZM144 201V200H143ZM154 201V200H153ZM158 201V200H157ZM156 201V202H157ZM187 201V200H186ZM191 201V200H190ZM190 201H188V203H190ZM196 201V200H195ZM194 201V202H195ZM212 201V200H211ZM210 201V202H211ZM235 201V200H234ZM233 201V202H234ZM238 201V200H237ZM262 201V202H263ZM128 202V201H127ZM150 203H151V201H149ZM149 202H148V204H149ZM167 202V201H166ZM169 202V201H168ZM207 202V201H206ZM209 202V203H210ZM242 202V201H241ZM259 202V201H258ZM261 202V201H260ZM35 203V202H34ZM39 203H41V202H38V204H37V206L39 205ZM112 203H114V202H112ZM116 203V202H115ZM118 203H116V204H118ZM123 203V202H122ZM141 203V202H140ZM158 204H160L159 202H157ZM169 203H171V202H169ZM168 203V206L170 205ZM187 203V204H188ZM192 203V202H191ZM200 203V202H199ZM221 203V202H220ZM229 203V202H228ZM246 202H244L243 204H245ZM97 204H98V206H97ZM101 204H102V202H101ZM133 204V203H132ZM137 204H139V203H137ZM147 204V205H148ZM155 204V203H154ZM165 204V203H164ZM193 204V203H192ZM196 204V203H195ZM194 204V205H195ZM204 204V203H203ZM218 204V203H217ZM230 204V203H229ZM128 205H130V204H128ZM135 205V204H134ZM140 205V204H139ZM151 205V204H150ZM156 205V204H155ZM216 205V204H215ZM240 205V204H239ZM242 205V204H241ZM241 205L240 206H238L237 208L240 210V208H241ZM254 205V204H253ZM256 206L255 207H260L259 205H257V202H256V204H255ZM46 206V205H45ZM113 206V205H112ZM119 206H121L120 204H119ZM123 206V205H122ZM137 206V205H136ZM157 206V205H156ZM156 206H153V207H156ZM165 206V205H164ZM166 206H167V204H166ZM165 206V207H166ZM171 206H173V205H171ZM187 205L185 204V207H186ZM188 206H189V204H188ZM197 206H200V205H197ZM208 206V205H207ZM229 206V205H228ZM243 206V205H242ZM244 206H247V204H245ZM262 206L264 207V203L262 204ZM105 207V206H104ZM125 206H123V208H124ZM128 207V206H127ZM146 207V206H145ZM152 207V206H151ZM158 207H159V205H158ZM158 207H156V209L158 208ZM184 207V206H183ZM185 207H184V209H185ZM190 207V206H189ZM194 207V206H193ZM195 207H196V205H195ZM194 207V208H195ZM206 207V206H205ZM223 207H224V205H223ZM240 207V208H239ZM130 208V207H129ZM210 208V207H209ZM226 208H227V206H226ZM244 208H247V207H244ZM253 208V207H252ZM93 209L94 210H96L98 213H96V217H95V215H94V213H93ZM103 209V210H102ZM116 209H117V207H116ZM126 208H124V210L122 209V207H121V210H120V207H119V209H118V217L120 216H125L124 214H123V211H126L125 210ZM128 209V208H127ZM152 208H149V210H151ZM162 209V208H161ZM164 209V208H163ZM167 209V208H166ZM165 209V210H166ZM188 209H191V207L190 208H188ZM187 209V210H188ZM201 209H202V207H201ZM223 209V208H222ZM227 209H229V208H227ZM259 209V208H258ZM257 209V210H258ZM50 210V209H49ZM112 210V209H111ZM148 210V209H147ZM158 210V209H157ZM199 210V209H198ZM207 210V207H206V209L204 210V211H206ZM214 210H215V208H214ZM231 210V209H230ZM234 210V209H233ZM242 210V209H241ZM255 210V209H254ZM261 209H259L258 210V213H257V217H259V219L262 217L263 219L262 220H264V210H262V211H260ZM128 211V210H127ZM126 211V212H127ZM130 211H132V210H129V212ZM155 212H156V210H154ZM163 211V210H162ZM176 211V210H175ZM186 210H184V212H185ZM189 211V210H188ZM188 211H186L187 213H188ZM192 211V210H191ZM201 211V210H200ZM222 211L223 210H221V212H220V210H218V212H220V215H222ZM1 212H2V214H1ZM49 212V211H48ZM47 212V213H48ZM111 213H112V211H110ZM121 212V213H120ZM128 212V213H129ZM133 212V211H132ZM143 212V211H142ZM158 212V211H157ZM202 212V211H201ZM217 212V211H216ZM240 212V211H239ZM257 212V211H256ZM30 214V216L32 215V216H34V217H37V221L35 222V225H34V228H35V235H37L38 236V234L40 235V238H39V241L38 242H35V244L36 245H33L32 243H31V241H30V236L31 235H29V233L28 234H26L25 232H24V229L27 227V225H26V222L19 216V214ZM41 213H42V215H41ZM111 213L109 214V215H111ZM128 213H127V216L129 217V215H130V213H129V215H128ZM145 213V212H144ZM162 213V212H161ZM187 213H185V214H187ZM189 213H191L190 211H189ZM212 213V212H211ZM97 214H98V216H99V218L100 219H97L98 217H97ZM132 214V213H131ZM137 214V213H136ZM157 214V213H156ZM184 214V213H183ZM184 214V215H185ZM202 214H203V212H202ZM229 214H230V212H229ZM134 215V214H133ZM155 215V214H154ZM205 215V214H204ZM210 214H208V216H209ZM215 215V214H214ZM131 216V215H130ZM140 216V215H139ZM189 216V215H188ZM233 216V215H232ZM33 217V218H34ZM48 217V216H47ZM134 216H132V218H133ZM182 217V216H181ZM223 217H225V216H223ZM243 217V216H242ZM254 217V216H253ZM257 217H255L256 219H257ZM32 218V217H31ZM112 218V217H111ZM130 218V217H129ZM185 218H188V217H186L185 216ZM205 218H206V215H205ZM209 218H211V217H209ZM225 218H227V216L225 217ZM235 218V217H234ZM35 219V218H34ZM123 219V218H122ZM122 219H120V221L122 220ZM135 219V218H134ZM141 219V218H140ZM165 219V218H164ZM193 219V218H192ZM195 219V218H194ZM199 219V218H198ZM197 219V220H198ZM207 219V218H206ZM213 219H217V216H216V218H213ZM258 219V220H259ZM28 220V219H27ZM114 220H115V218H114ZM113 220V221H114ZM132 220V219H131ZM131 220H128V224H132V223H130L131 222ZM163 220V219H162ZM228 220V219H227ZM249 220H251V217L249 218ZM47 221V220H46ZM107 221H109V220H107ZM106 221V222H107ZM112 221V222H113ZM117 221V220H116ZM134 221V220H133ZM136 222H137V220H135ZM138 221H140L139 220V218H138ZM154 221V220H153ZM186 221H187V219H186ZM190 221V220H189ZM196 221V220H195ZM194 221V222H195ZM255 221V220H254ZM259 221H261V220H259ZM142 222V221H141ZM144 222V221H143ZM143 222H142V225H143ZM148 223H150V221H147ZM193 222V223H194ZM201 222V221H200ZM252 222V221H251ZM262 222V221H261ZM108 223V222H107ZM164 223V222H163ZM177 223V222H176ZM30 224H31V222H30ZM138 224V223H137ZM147 224V223H146ZM201 224H202V222H201ZM234 224V223H233ZM112 225V224H111ZM119 225H123V227H127V224L126 223H123V221L119 224ZM126 225V226H125ZM147 225H149V224H147ZM196 225V224H195ZM227 225V224H226ZM252 225V224H251ZM254 225V224H253ZM257 225V224H256ZM129 226V225H128ZM131 226V225H130ZM136 226V225H135ZM134 226V227H135ZM150 226V225H149ZM178 226H180V225H177V227ZM188 226V225H187ZM186 226V227H187ZM229 226V225H228ZM232 226V225H231ZM144 227H145V225H144ZM148 227V226H147ZM154 227H156L155 226V224H154ZM184 227H185V225H184ZM204 227V226H203ZM220 227V226H219ZM116 228V227H115ZM122 228V227H121ZM139 228V227H138ZM182 228V224H181V226H180V229ZM235 228V227H234ZM248 228V227H247ZM254 228V227H253ZM256 228H257V226H256ZM46 229V228H45ZM60 229H62L63 231H64V234H63V238H62V242L59 244V245H57V243H56V250L55 251H51V249H52V247H50L51 245H47V243H45V240H48V242L50 241V240H57V239H60L59 238V233H61L62 231L60 230ZM92 229V228H91ZM134 229V228H133ZM148 229H149V227H148ZM223 229V228H222ZM47 230H48V227H47ZM123 230V229H122ZM125 230V238H127V243H128V246H127V251H128V253H129V251L130 252H133L134 251V245H132V243H133V241H132V238L131 237H133V236H131V234L129 233L130 231H127V233H126V230H127V228L126 229H124ZM130 230V229H129ZM136 230V229H135ZM145 230H146V228H145ZM160 230V229H159ZM176 230V229H175ZM183 230H185L184 228H183ZM182 230V231H183ZM187 230V229H186ZM234 230V229H233ZM236 230V229H235ZM247 230V229H246ZM43 231H45V232H43ZM61 231V232H60ZM92 231V230H91ZM91 231H89L90 233L89 234H91ZM114 231V230H113ZM116 231V230H115ZM140 231V230H139ZM143 231V230H142ZM152 231V230H151ZM238 231V230H237ZM258 231V230H257ZM112 232V231H111ZM117 232V231H116ZM123 233H124V231H122ZM148 232V231H147ZM153 232H154V230H153ZM155 232H157V231H155ZM177 232H178V228H177ZM176 232V233H177ZM181 232V231H180ZM186 232V231H185ZM191 232V231H190ZM235 232V231H234ZM245 232H247V231H245ZM262 232V231H261ZM32 232H30V234H31ZM41 233V234H40ZM135 233H137V232H135ZM139 233V232H138ZM138 233H137V235H138ZM184 233V232H183ZM122 234V233H121ZM134 234V233H133ZM153 234H155V233H153ZM163 234H165V233H163ZM175 234V233H174ZM181 234V233H180ZM180 234H178L179 236H182V234L180 235ZM239 235H240V231H239V233H238ZM242 234V233H241ZM245 233H243L242 235H244ZM257 234V233H256ZM98 235H95V236H98ZM123 235V236H124ZM155 235H157V234H155ZM154 235V236H155ZM166 235V234H165ZM222 235V234H221ZM237 235V234H236ZM246 235V234H245ZM255 235V234H254ZM122 236V235H121ZM135 236H136V234H135ZM149 236V235H148ZM153 236V237H154ZM176 236V235H175ZM188 236V235H187ZM203 236V235H202ZM218 236V235H217ZM261 236H263V235H261ZM117 237H119L118 235H117ZM151 237V236H150ZM160 237V236H159ZM168 237H169V235H168ZM167 237V238H168ZM178 237V236H177ZM185 236H182V238H184ZM222 237H223V235H222ZM246 238H247V236H245ZM252 237V236H251ZM250 237V238H251ZM260 237V236H259ZM31 238L33 239V236H31ZM37 239H38V237H36ZM124 238V237H123ZM122 238V239H123ZM158 238V237H157ZM181 238V239H182ZM187 238V237H186ZM189 238V237H188ZM220 238V237H219ZM235 238V237H234ZM244 238V237H243ZM243 238H241V240L243 239ZM245 238V239H246ZM155 238H153V240H154ZM175 239V238H174ZM181 239H178V240H181ZM185 239V238H184ZM221 239V238H220ZM223 239V238H222ZM258 239V238H257ZM134 240V239H133ZM150 240V239H149ZM162 240V239H161ZM171 240V239H170ZM189 240V239H188ZM193 240V239H192ZM203 240V239H202ZM209 240V239H208ZM234 240H236V239H234ZM33 241V240H32ZM91 241V240H90ZM98 241V240H97ZM115 241V240H114ZM113 241V242H114ZM125 241V240H124ZM198 241H199V239H198ZM197 241V243H198V245H200L199 244V242ZM248 241V240H247ZM259 241V240H258ZM262 241V240H261ZM52 242V241H51ZM158 242V239H157V241H156V243ZM164 242V241H163ZM169 242V241H168ZM171 242V241H170ZM170 242H169V245H170ZM175 242V241H174ZM190 242H191V240H190ZM193 242V241H192ZM191 242V243H192ZM243 243H244V241H242ZM34 243V242H33ZM59 243V242H58ZM149 243V242H148ZM150 243H152V240H151V242ZM150 243H149V245H150ZM155 243V242H154ZM155 243V244H156ZM196 242H194V244H195ZM201 243V242H200ZM241 243V242H240ZM249 243V242H248ZM253 243V242H252ZM262 243V242H261ZM134 244H136V243H134ZM217 244V243H216ZM236 244V243H235ZM245 244V243H244ZM102 245V246H103ZM143 245H146L145 243L143 244ZM137 246V245H136ZM135 246V247H136ZM153 247L154 245H150V247ZM155 246H157V245H155ZM154 246V247H155ZM195 246V245H194ZM239 246V245H238ZM54 247V246H53ZM146 247V246H145ZM150 247H149V249H150ZM193 247V246H192ZM226 247V246H225ZM245 247V246H244ZM122 248V247H121ZM158 248V247H157ZM157 248H154L155 250L157 249ZM188 248H190V247H188ZM197 248V247H196ZM119 249V248H118ZM143 249H144V247H143ZM176 249H177V247H176ZM220 249V248H219ZM218 249V250H219ZM225 249V248H224ZM223 249V250H224ZM145 250V249H144ZM146 250H148V249H146ZM180 250H182V249H180ZM187 251H188V249H186ZM185 250V251H186ZM194 250H196V249H194ZM232 250V249H231ZM118 251V250H117ZM125 251V250H124ZM126 251V252H127ZM157 252H158V250H156ZM184 251V252H185ZM190 251H192V248H190ZM140 252V251H139ZM149 252V251H148ZM151 252H153V251H151ZM155 252V251H154ZM243 252V251H242ZM246 252V251H245ZM127 253V254H128ZM161 253V252H160ZM159 253V254H160ZM183 253V252H182ZM186 253H188V252H185L184 254H186ZM210 253V252H209ZM218 253V252H217ZM135 254V253H134ZM149 254V253H148ZM147 254V255H148ZM181 254V253H180ZM189 254V253H188ZM190 254H192V252H190ZM203 254H204V252H203ZM203 254H202V256H203ZM208 254V253H207ZM216 254V253H215ZM237 254H239V253H237ZM255 254V253H254ZM125 255V254H124ZM123 255V256H124ZM129 255V254H128ZM127 255V256H128ZM147 255L145 256V258L142 260V258H140L141 260H142V263L143 264H148L147 262V260H148V258H149V256L147 257ZM158 255V254H157ZM213 255V254H212ZM217 255V254H216ZM219 255V254H218ZM261 254H259V256H260ZM263 255H264V253H263ZM160 256H163L162 255V253H161V255ZM197 256V255H196ZM223 256V255H222ZM245 256H247V255H245ZM257 256V255H256ZM119 257V256H118ZM125 258H126V255L124 256ZM123 257V258H124ZM153 257H154V255H153ZM152 257V258H153ZM156 257V256H155ZM182 257V256H181ZM189 257V256H188ZM205 257V256H204ZM211 257V256H210ZM214 257V256H213ZM215 257H217V256H215ZM261 257V256H260ZM259 257V258H260ZM122 258V259H123ZM124 258V259H125ZM137 258V257H136ZM151 258V257H150ZM198 258V257H197ZM196 258V259H197ZM200 258V257H199ZM206 258V257H205ZM251 258H253V257H251ZM263 258V257H262ZM118 259V258H117ZM132 259H133V257H128V258H126V260L125 261H122L121 262V264H123V262L124 263H130L131 261H132ZM179 259V258H178ZM188 259V258H187ZM204 259V258H203ZM207 259V258H206ZM241 259V258H240ZM257 259V258H256ZM264 259V258H263ZM262 259V260H263ZM69 260V259H68ZM100 260V259H99ZM136 260V259H135ZM140 260V261H141ZM155 260H156V258H154V262H155ZM177 260V259H176ZM175 260V261H176ZM179 260H183V258L182 259H179ZM208 260L210 261V262H212V259H209L208 258ZM217 260V259H216ZM258 260V259H257ZM260 260V259H259ZM258 260V261H259ZM56 261H59V260H56ZM118 261V260H117ZM134 261V260H133ZM138 261V260H137ZM151 260H149V262H150ZM158 261H159V258H158ZM202 261V260H201ZM62 262V261H61ZM136 262V261H135ZM139 262V261H138ZM182 261H180V263H181ZM200 262V261H199ZM208 262V261H207ZM224 262V261H223ZM260 262H261V264H262V261H259L257 264H260ZM264 262V261H263ZM108 263V262H107ZM117 263V262H116ZM119 263V262H118ZM117 263V264H118ZM137 263V262H136ZM140 263V262H139ZM161 263V262H160ZM61 264V263H60ZM63 264H66V263H63ZM130 264H133V262L132 263H130ZM141 264V263H140ZM151 264V263H150ZM176 264V263H175ZM192 264V263H191ZM205 264V263H204ZM214 264V263H213ZM216 264V263H215ZM264 264V263H263Z\"/></svg>",
	"mask_w": 264,
	"mask_h": 264
},
{
	"label": "water",
	"instance_id": "95a60500",
	"mask_svg": "<svg viewBox=\"0 0 264 264\" xmlns=\"http://www.w3.org/2000/svg\"><path fill=\"white\" fill-rule=\"evenodd\" d=\"M0 18H1V20H3V14L2 13H0ZM19 30L20 29H17V31H19ZM44 32L45 31L43 30V32L41 33L42 34V40H43V38H45ZM16 33L17 32H11V31L6 32L5 39H4V41H2V43L0 45L1 52L7 51L10 48V45L14 44L18 40L19 34H16ZM0 54H2V53H0ZM0 119H2V118H0ZM133 153H134V159L131 162V164L129 165V167L125 168L122 171H119L121 169L117 168V170H118L117 173L120 176V178H121L120 180L122 182L129 177H135L136 181H135V184L133 185V187H131L130 189H124L125 192H129V193L131 192V195L134 192V188L141 185L142 181L145 178V176L142 172V168H143L142 166L144 163V159H145L144 157L145 156L143 155V152H140L138 149L134 150ZM99 172H100V179H102L104 176V171L102 169H99ZM150 180L153 182V185H154L156 180H157L156 174L151 173Z\"/></svg>",
	"mask_w": 264,
	"mask_h": 264
}]
</instances>
